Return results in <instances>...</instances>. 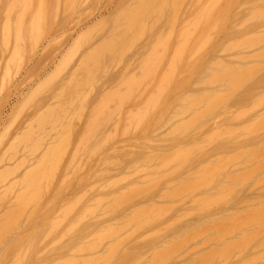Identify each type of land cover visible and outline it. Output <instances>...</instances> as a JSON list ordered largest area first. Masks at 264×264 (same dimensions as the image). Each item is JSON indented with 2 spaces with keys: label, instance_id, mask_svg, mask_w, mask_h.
<instances>
[{
  "label": "rangeland",
  "instance_id": "1",
  "mask_svg": "<svg viewBox=\"0 0 264 264\" xmlns=\"http://www.w3.org/2000/svg\"><path fill=\"white\" fill-rule=\"evenodd\" d=\"M8 1V0H7ZM51 1V0H50ZM56 1V2H55ZM59 1V0H58ZM71 0H68V2L65 4L66 5V7L68 6V5H70L71 7L69 8V6L67 7V8H69V10H67V11H69L68 13L70 14H68L65 10L67 9L66 7H65V5H64V3H65V1L64 0H62L61 1V10H60V12L58 13V14H60V17H58L59 19H56V21L54 20V18H56V14H55V16L53 17V15H51V14H53L52 13V7H53V10L55 11L56 9L58 10V2H57V0H54V2H55V4L57 5H55L54 6V3H52L53 2V0L51 1V3H49V6H51L50 8H51V13H48L47 12V14H50L51 16H52V18L50 19V16L48 17H46V18H49V20H51V23L49 22V20L48 19H46L47 21H48V24H46V25H44V26H42V28H41V30H45V32H43V33H46L47 34V32L46 31H48V34L50 35L49 37H48V34H47V40L46 39H44L45 40V42H44V40H42V38H43V36H42V38H41V40H39L37 43L35 42V40H31V46H33V45H35L34 47H33V49H32V47H31V52H27V54H26V56L24 57V59H22V61L20 60V63L18 62H15L14 64H15V68L13 67V66H10L11 67V69H10V74H9V72H8V74H7V76H5L6 75V73H4V71L6 70V63H5V60H8V59H10L9 58V56H10V53L12 52V54L14 53V47L13 46H15V45H13L15 42H14V40H12L11 41V43H10V53L8 52V55H7V53L6 54H4L3 53V55H7L6 57H4V56H1V54L2 53H0V58L3 60V59H5L4 61H2V63L3 64H1L0 63V65H4L5 64V66L4 67H2V66H0V67H2L3 69H0V94H1V96H0V107H1V111H0V116L2 117H0V133L2 134H0L1 136H0V138L2 137V138H6L5 139V141H2L3 143V145L1 144L0 145V160L2 161V159H6L3 163H4V165L2 164V162H0V172H1V170H3V175L0 173V175H1V177H0V181L2 182L0 185H1V187H0V194H2V195H0V197L2 198H0V201L2 200V202H4V204H2V202H0V208H2V210L0 211V223L1 222H3V223H1L0 224V236L1 237H3V238H5V239H3V241L1 242L0 241V244H2L3 243V246L4 247H2V245H0V251L3 249V251H1L0 252V255H1V257H0V264H5L4 262L6 261V264H17V262L15 261V258H16V256H17V260H19L20 261V259L22 260V262H19V264L20 263H24V261L23 260H26L25 261V263L24 264H49L50 262H51V264H62V263H58V261L59 260H63V261H65L66 262V260H67V258H68V261L66 262V264L69 262V260H71L72 258H74V259H78V258H81V259H83L84 260V258H86V257H89V258H86V260H81L82 261V264L84 263H87L90 259V261H93V262H88L87 264H89V263H92V264H264V120H262V119H264V117L263 116H261L260 117V115L262 114L261 112H263L264 113V52L261 54L260 52H261V49H263L264 48V41L262 40V39H264V37H262L260 40H258V39H256L255 38V36H253L254 37V39H253V37L251 36L252 34H261V33H264V29H262V28H264V20H262L260 17V20H258V21H261L262 20V22L260 23V22H258L257 21V19L254 17V14H253V16H252V14H251V16H252V18L254 17L255 19H252V20H254V21H256L257 22V24H255L254 23V21H253V24H251V22H252V20H250V21H248V22H246L247 24V26H250L249 27V30L248 31H246V25L243 23V21H245V20H247V18H249V14L251 13V12H253L252 10H254V8H255V10L256 9H258V8H260V6H261V11H260V13L261 12H263L264 11V9L262 10V8H264L263 6H264V3H263V1L264 0H255V1H258V3L257 2H254V0H250V1H252V2H250L249 0H239V2H238V4H237V2L236 1H238V0H233L232 2H230V3H232V4H230L229 3V1H228V3L224 0V2H223V0H215L213 3H212V1L211 0H202V2H201V0H200V2H201V5H199L198 4V2H199V0H187V2L184 4L181 0H173V3H172V0H170V2L168 1H165V0H163L164 2H165V4L166 5H164V4H162L161 2H162V0H161V5L159 4V2L157 3V0H156V3H157V5H158V8H154L155 6H156V3H155V0L153 1L152 0V2H150L151 4L153 3H155L154 4V6H153V4H152V9L154 10V9H157V10H155V12L157 13L158 12V14L156 15L155 13H153V11L151 10V11H149V16H143V14H142V12H144L145 13V10H146V7L147 6H149L150 4H149V1H151V0H141L142 2L143 1H147L146 3L147 4H149V5H147V6H145L146 4L145 3H143V5H144V7L142 8V12H141V10L139 9V6L138 5H136V1H137V4H140L141 3V1H139L138 2V0H134V2L135 3H133L135 6H131V5H133V4H131L130 3V1H132V0H108V1H106V0H93V2H92V0H89V1H91V4L89 3V2H87V1H85V0H83V1H85V2H83L82 0V2H79L80 0H73L72 2H74V3H69ZM102 3H101V2ZM123 1V2H122ZM124 1H125V3H124ZM160 1V0H159ZM205 1V3H203ZM218 1V2H217ZM5 2V1H4ZM35 2H37V1H35ZM79 2V3H78ZM97 2H99V3H101L100 4V6H99V4L97 3ZM120 2H121V4H120ZM133 2V1H132ZM163 2V3H164ZM167 2V3H166ZM178 2V3H177ZM179 2H181L182 4H184L183 5V7H182V5H180V3ZM192 2V3H191ZM197 3V5H198V7L196 6V3ZM210 2V3H209ZM219 2H222V4L220 3V10H222L223 12L225 11L226 13H224L225 15H226V17L227 18H231V20H230V18H229V20L227 19V21H226V17L224 16V17H222V18H224V19H221V16L220 17H218L217 16V13L216 12H218V11H220V10H218L217 11V8L215 7V6H217V5H219ZM244 2L246 3V7H245V5H244ZM248 2V3H247ZM263 4H262V3ZM63 3V4H62ZM69 3V4H68ZM80 3H83V4H80ZM89 5V6H87V7H85V8H83V5L85 4V5H87V4ZM93 3H94V5H95V8L94 9H92L93 7H94V5H93ZM95 3H97V4H95ZM119 3V4H118ZM130 3V4H129ZM171 3H172V5H171ZM214 5H212V4ZM227 3V4H226ZM253 3V4H252ZM255 3V4H254ZM2 4H4V6L2 5L1 7H3V12H0V23H1V28H2V25H4V24H2V21H4V20H6V18H3L4 17V15H5V10H6V3H2ZM116 4H117V6H116ZM168 4V5H167ZM175 4H177V6H176V9L178 8V10L180 11H178V10H175ZM190 4H191V6H190ZM205 4V5H204ZM208 4H209V6L210 7H214V9H212V8H210V7H208ZM216 4V5H215ZM237 4V5H236ZM247 4H248V7H247ZM258 4H260V6H257ZM76 5V6H75ZM80 5H82V7H80ZM91 5V6H90ZM96 5H98V7L96 6ZM130 7L131 6V9H133V8H135L136 6H138L137 8L139 9H137V8H135V11H133V13H132V11H130L129 12V10H130V8H128V6ZM141 5H142V3H141ZM173 5H174V9L172 8L173 7ZM203 5H204V7H203ZM241 5H242V8H241ZM243 5H244V7H245V10H242V9H244L243 8ZM252 5H256V7L254 6V7H249V6H252ZM127 6V7H126ZM162 6V8H159V7H161ZM165 6H167V8H169L168 10H167V8H165ZM169 6V7H168ZM172 6V7H171ZM181 6V7H180ZM190 6V8L193 10V8H194V10H193V12H192V10L190 9V8H188ZM207 6V7H206ZM227 6H231L232 8H234V10L232 9V12L231 13H229V12H227L226 10L228 9V7ZM0 7V8H1ZM55 7V8H54ZM74 9H73V8ZM75 7H77L76 9H75ZM157 7V6H156ZM202 7V8H201ZM218 7V6H217ZM258 7V8H257ZM36 7H34V10L36 11V9H35ZM71 8H72V10H74L75 11V13H73L74 11H72L71 10ZM79 8L80 9H82V10H80V12H81V15H80V12H78V10H79ZM123 8H125L124 10H123ZM129 10H128V9ZM141 8V7H140ZM183 10H182V9ZM197 10H196V9ZM215 8H216V11H215ZM230 8V7H229ZM2 9V8H1ZM0 9V11H2ZM65 9V10H64ZM90 9H92V10H94V11H88V10H90ZM117 9V10H116ZM137 9V10H136ZM164 11H163V10ZM172 9V10H171ZM190 9V10H189ZM206 9H210V10H208V11H206ZM231 9V8H230ZM56 10V11H57ZM121 10V11H120ZM134 10V9H133ZM147 10H150V8L149 7H147ZM146 10V12H148ZM161 10L162 12H164L165 13V16L164 15H162L163 13L161 12V13H159V11ZM167 10V11H166ZM176 12H175V11ZM189 10V11H188ZM195 10H196V12H195ZM201 10V12H199ZM239 10V11H238ZM240 10H242V12L240 11ZM248 10H251V12L247 15V11ZM254 10V11H255ZM34 11V12H35ZM48 11V10H47ZM72 11V12H71ZM91 13V15H92V13H93V17L92 18H90V14L88 13ZM123 11H125L123 14H124V17H125V15H126V17L123 19V18H121L120 16L122 15V12ZM139 11V12H138ZM185 11H188V12H185ZM203 11H206L205 12V15L207 16H205L204 15V12ZM213 11V12H212ZM228 11H229V9H228ZM238 11V13H236ZM244 11H246V12H244ZM33 12V11H32ZM33 12V13H34ZM58 12V11H57ZM64 12V13H63ZM83 12V13H82ZM87 12V13H86ZM141 12V16H143V17H139V13ZM174 12H175V14H174ZM177 12H178V14H177ZM182 12V13H181ZM192 12V13H191ZM208 12V13H207ZM216 14H215V13ZM241 12V13H240ZM3 13V14H2ZM56 13V12H55ZM85 13V15H83ZM118 13V14H117ZM121 13V14H120ZM129 13V14H128ZM134 13L135 14H138V16L136 15V20H133V22L135 21V24H133V22H131L132 20H129L130 18L129 17H131V14H133L134 15ZM155 14L156 16H154V17H152V16H150V15H153V14ZM171 13V14H170ZM195 13V14H194ZM198 13H203L202 15H200V14H198ZM207 13V14H206ZM220 13H222L221 11L218 13V14H220ZM239 13H240V15H239ZM253 13H256V11L255 12H253ZM63 14L65 15H67V16H65V17H63ZM71 14H75L74 16L73 15H71ZM77 14H79V16H77ZM115 14V15H114ZM127 14L128 15H130V16H127ZM179 14H181L180 16H179ZM185 14V15H184ZM198 14V15H197ZM211 14H212V16L213 17H215V19H213V21H212V23L214 22H216L217 20H216V18L218 19V21L216 22V24L219 26V23H221L222 24V26H225L226 24H227V27H226V29H224L223 28V30L226 32V34H225V32L223 31V30H220V32L222 31V34H220V38H217V37H219V35H217L216 37H215V39L217 40V39H219V40H214V42L212 43V45L210 44L209 46H208V43L210 42V38L212 39V37H214L215 35V33L216 32H218L217 31V29H219L220 28V26H219V28H217L218 26H216V24L214 25V24H212V23H210L209 24V20L211 19ZM213 14H215V16L213 15ZM246 14V15H245ZM258 14V13H257ZM263 14H264V12H263ZM263 14H261V15H258V16H262ZM32 15L33 14H31V22H34L35 20L32 18ZM86 15H88V17H89V19H88V17L86 16ZM112 15L113 16H115V17H113L112 18ZM118 15V16H117ZM120 15V16H119ZM162 15V16H161ZM169 15V17L167 18V16ZM178 15V16H177ZM197 15V16H196ZM209 15V16H208ZM236 15V16H235ZM239 15V16H238ZM245 15V16H244ZM6 16V15H5ZM71 16H73L74 17V19H73V17H71ZM76 16V17H75ZM80 16H86L85 17V19H83V20H81V18H83V17H81L80 18ZM123 16V15H122ZM164 16V20L162 19H159V18H157V17H163ZM183 16H185L186 18H184ZM192 16H196L195 18L194 17H192ZM198 16H200L201 18H206V21H208V23L204 20V21H202L201 20V18H199ZM203 16V17H202ZM205 16V17H204ZM217 16V17H216ZM241 16V17H240ZM244 16V17H243ZM256 16V15H255ZM72 19H71V18ZM104 17V18H103ZM106 17V18H105ZM110 17V18H109ZM117 17V18H116ZM139 17V20H137V18ZM150 19H149V18ZM152 17V18H151ZM173 19H172V18ZM177 17H179V20H177L178 18ZM210 17V18H209ZM236 18V19H234V18ZM243 17V18H242ZM257 17V16H256ZM264 17V16H263ZM262 17V18H263ZM80 18V19H79ZM132 19L134 18V17H131ZM145 20V21H142V26H144V32L145 31H147L148 30V32H145L146 33V37H143V36H145V34H144V32H143V29L140 27V29L142 30H139V26L137 27V25H139V21L140 20H143V19ZM190 18L191 19H193V20H195L196 19V21H197V18H199L200 19V24L203 22V24H199V22H198V24L196 23V21H190ZM258 18V17H257ZM3 19V20H2ZM70 19V21H68ZM98 19H100V20H97ZM102 19H104V20H102ZM108 20V22H107V20ZM111 19H112V21H111ZM120 19V20H119ZM125 19H128L129 21V23H131V24H128V22H127V20H125ZM149 21H148V20ZM156 19V20H155ZM157 19L159 20V23H161V24H159L158 23V25H157ZM171 19V20H170ZM176 19V20H175ZM209 19V20H208ZM211 19V20H212ZM250 19H251V17H250ZM14 20H16V16L14 15L13 16V21ZM33 20V21H32ZM45 20V21H46ZM77 20H79L78 22L79 23H81L80 25H79V23H77ZM88 20V21H87ZM94 20V21H93ZM106 20V22H105V24L107 23L108 25L110 24V26H106L104 23H102L103 21H105ZM116 20H119L118 21V23L116 24ZM124 20V21H123ZM168 20H170V21H168ZM175 20V21H174ZM185 20H188V21H185ZM236 20H238L237 22H235ZM242 20V21H241ZM45 21H44V24H45ZM52 21H54L55 23V27L53 28L52 27V25H50V24H52ZM67 21V22H66ZM71 21H73V22H71ZM75 21H76V23H75ZM81 21V22H80ZM86 23H85V22ZM109 21H111L112 23H109ZM121 21H123V23L121 22ZM154 23V25H153V23ZM169 23H168V22ZM172 21V22H171ZM177 21H179V22H177ZM184 21H185V23H184ZM220 21V22H219ZM240 21V22H239ZM69 22V24H67ZM85 24H84V23ZM101 22V23H100ZM115 22V23H114ZM121 24H120V23ZM124 22H126L125 23V27L124 28H126V29H128V28H130V26L132 25V28H130V29H128V33H126V34H128L129 36H130V38L131 39H133L132 41H137V43L139 42L138 41V37L139 38H142L143 39V41L141 40V39H139L141 42L140 43H138V45H136L135 46V44H136V42L135 43H133L132 42V44L130 43V42H128V39H129V36H127V35H125V33H124V35H123V32H125L126 31V29L125 30H123L121 27H123L124 26ZM141 22V21H140ZM187 22V23H186ZM190 22V24H191V22L195 25V24H197V25H193L194 26V29L195 30H193V26H191V25H188V23ZM195 22V23H194ZM211 22V21H210ZM239 22V23H238ZM243 23L244 25H245V29L243 28V29H241L242 27L240 26L241 24L240 23ZM250 22V24H248ZM3 23H5V22H3ZM56 23H57V25H58V23H59V25L58 26H56ZM75 23V25H77V26H79V28H77V26H74V25H72V26H69V25H71V24H74ZM82 23H83V25H82ZM93 23H95V24H97V25H95V24H93ZM136 23H138L137 25H136ZM146 23V24H145ZM152 23V24H151ZM168 23V24H167ZM176 24V25H174V24ZM178 23V24H177ZM206 23H207V25H206ZM234 23H237L238 24V26H240V29H238L239 27L237 26V24H234ZM263 23V24H262ZM32 24V23H31ZM43 24V23H42ZM42 24H40V25H42ZM87 24H89V25H87ZM102 24V25H101ZM114 24H116L117 26H115ZM186 25L185 26V29L187 28V25H188V28L191 26V33H193L194 35H195V33H196V35L194 36L193 34H191L190 33V37H189V35L187 34V37H189V39H193L192 41L191 40H189V39H187V38H185L186 36L184 35V33H182L183 34V36H185L184 38H183V36H180L181 35V31L183 32V26L184 25ZM208 24L210 25L209 27H211L212 25H214V27H212V28H210L207 32H202V30H204L207 26H208ZM224 24V25H223ZM261 24V25H260ZM40 25H39V28H40ZM48 25V27L46 28L45 26H47ZM105 25V26H104ZM120 25V26H119ZM126 25H127V27H126ZM141 25V24H140ZM148 25V26H147ZM168 25V26H167ZM176 27V30H175V27ZM183 25V26H182ZM198 25H199V27H198ZM204 25H206L205 26V28L204 29H202V27H204ZM232 25L234 26L233 27V30H232ZM254 25V26H253ZM259 25L261 26V28L259 27ZM66 26H68V28L66 27ZM74 26V27H73ZM89 26V27H88ZM93 26H95V29H94V27ZM100 26V27H99ZM134 26V27H133ZM138 28L137 30H139V31H137L136 33H138L139 34V32L141 31L142 33H140L139 35H137L136 34V36L134 37V36H132V31H133V33H134V31L135 30H133L134 28L136 29V27ZM151 26L153 27V29H154V31H150L152 28H151ZM174 28H173V27ZM182 26V27H181ZM216 26V27H215ZM258 28H256V27ZM49 27L51 28L52 27V33H50L49 31L51 30H48L49 29ZM65 27H66V29H65ZM70 27V28H69ZM71 27H73V29H71ZM83 29H82V28ZM85 27V28H84ZM88 27V28H87ZM91 27V28H90ZM97 27V28H96ZM106 27V28H105ZM116 27V28H115ZM119 27H120V29H121V31H120V29H119ZM180 27V28H179ZM197 27V28H196ZM208 27V28H209ZM229 27V28H228ZM231 27V28H230ZM236 27H237V29H236ZM44 28H46V29H44ZM77 28V29H76ZM88 30H87V29ZM90 28V29H89ZM118 28V29H117ZM148 28V29H147ZM182 28V29H181ZM187 28V29H188ZM200 28V29H199ZM217 28V29H216ZM228 28V29H227ZM234 28H235V31H234ZM257 30H256V29ZM65 29V30H64ZM68 29H70V31L68 30ZM75 29V30H74ZM82 29V30H81ZM93 29H94V31H93ZM100 29V30H99ZM106 29V30H105ZM112 29H116V31L118 32V31H120V32H118V33H115L116 35V37L118 38L119 37V39L120 38H122V37H125V36H127L128 37V39H125V38H122L121 40H123V39H125V41H124V43H129L127 46H123V44H121V43H123V41H121V43H120V41H119V39H118V41H119V43L117 42V38L116 37H114L113 39H111L112 37H113V35H114V33L113 32H116V31H113ZM132 29V30H131ZM147 29V30H146ZM152 29V30H153ZM170 29H172L171 31L172 32H174V34L173 33H171L173 36H171V37H169V38H167L168 36V33L169 32H171V31H169ZM178 29H180V30H178ZM196 29H198L199 30V33H198V30H196ZM231 29V30H230ZM247 29H248V27H247ZM263 30V31H259V30ZM85 30V31H84ZM89 30L91 31V32H93V34L92 33H90L89 34ZM99 30V31H98ZM105 30V31H104ZM131 32H130V31ZM163 30V31H162ZM175 30V31H174ZM190 30H186V31H190ZM211 30V31H210ZM212 30H213V32H212ZM227 30V31H226ZM240 30V31H239ZM62 31V32H61ZM72 31V32H71ZM75 31V33H73ZM80 31H82V32H80ZM95 31H97L96 33H95ZM165 31V32H164ZM179 31V32H178ZM185 31V30H184ZM229 31H230V33H237L238 31V33L237 34H235L234 35V37H235V39L237 38V41H239L240 39H242V38H246V40H247V35H250L249 36V38H248V40L250 39V42H251V40H258V41H256L255 43H258L259 41L261 42V41H263V42H261V44H262V47L260 46V48H255L256 50H254V47L256 46V47H258L259 45H261L260 44V42L258 43L259 45H253L254 47H253V49L252 50H250V48L248 47V49L246 48H244V50H250V51H244L245 53H243L242 52V50H243V48L241 49L240 48V50L241 51H239L238 49V52H236V53H240V54H236L235 52H232V53H234V54H232V53H229L228 55H227V53L232 49V51H234V50H236V48H235V46L234 45H236V41L235 40H233L234 39V37H232V38H230V39H228V40H225L226 39V35L227 34H230L229 33ZM232 31V32H231ZM243 31H245L244 33L245 34H243V35H240L239 33H242ZM254 31V32H253ZM56 32H59V34L57 33L56 34ZM67 32V33H66ZM103 32V33H102ZM149 32H151V33H149ZM168 32V33H167ZM201 32H202V34L203 33H206V35L207 36H204V35H201V37L203 38V36H204V40H202L201 38H200V40H199V38L197 39V37L199 36L200 37V34H201ZM210 32V33H209ZM228 32V33H227ZM249 32H251V33H249ZM64 33L66 34L64 37L62 36V35H64ZM72 33H73V35H72ZM80 33H82V34H84L85 36H83L82 34L80 35ZM99 33V34H98ZM113 33V34H112ZM131 33V34H130ZM161 33L162 34H164L163 35V40H164V42H163V40H162V38H161V36H159V35H161ZM189 33V32H188ZM45 34V35H46ZM54 34H56V35H54ZM70 34H71V37H70ZM86 34L87 35H89V36H87L86 37ZM95 34V35H94ZM109 34H112L111 36H109ZM177 34H178V36H177ZM219 34V33H218ZM54 36V37H52L51 38V36ZM79 35H80V37L82 38V36L84 37L82 40H81V38H79ZM90 35H92L91 36V38H90ZM98 35V36H97ZM134 35V34H133ZM237 35H239V36H237ZM1 36V35H0ZM67 36V37H66ZM77 36V37H76ZM108 36V37H107ZM134 37V38H132V37ZM142 36V37H141ZM192 36H194L193 38H192ZM197 36V37H196ZM211 36V37H210ZM226 36V37H225ZM229 36H231V35H229ZM233 36V35H232ZM242 36V37H241ZM247 36V37H246ZM261 36H264V34L263 35H261ZM59 37H61L62 39H61V41H60V38ZM87 39H89L90 38V40H87ZM96 37V39L95 40H93L94 38ZM126 37V38H127ZM158 37H160L161 38V40L162 41H160L161 43L163 42L164 43V45H163V43H162V45L164 46V47H159L160 48V50L158 49V52L160 51L161 53H162V56H161V60H160V58L157 56L158 54H157V52L154 54V56L156 55L157 56V58H156V56H155V59H154V61L155 60H157L158 58H159V60L162 62L160 65H161V67H160V65H159V67H157V69L156 70H158L159 69V71H156L154 68H155V66H154V68H153V70H152V68L150 69V70H152V71H155V72H152V73H156V74H153V77H152V79H150L149 77H147V76H145V78H148L147 80L146 79H144V75H145V73L147 74V75H149V74H151V71L148 69V67H147V65L148 64H146V62H143L144 60H146L147 61V63H148V61L149 60H147V58H146V56L148 55V56H151V55H149V53H151V51H152V48L154 47V44H156L157 45V43H158V45L160 46L161 45V43L159 42V39H158ZM164 37H166V39L164 38ZM181 37H182V39H181ZM195 37H196V40H199L200 42H202V44H200L199 45V47L198 48H200V50L199 51H201V50H203L204 49V51H205V48L203 47V49H201L202 48V46H205V40L206 39H208V43H207V45H206V47L208 46V49L207 50H210V52H208V53H206V52H204L203 51V53H202V51H201V53L204 55V53H206L205 55H204V58H205V56L206 57H208V55H209V57L206 59V60H203V61H201V57H203V55L198 51V48H197V46H196V44H199L198 43V41H196V42H194L195 41ZM207 37V38H206ZM1 38V37H0ZM54 38V39H53ZM57 38H59V39H57ZM69 38V39H68ZM79 40H78V39ZM107 38V39H106ZM135 38H137V39H135ZM170 38L172 39L171 40V42H170ZM180 38V39H179ZM227 38H229V37H227ZM252 38V39H251ZM258 38H260V37H258ZM32 39V38H31ZM51 39H53L54 41H56V42H58V43H54V41H52ZM56 39V40H55ZM67 41H65V40ZM74 39V40H73ZM77 39V40H76ZM104 39H106V40H104ZM167 39H169V43H171V44H165L168 40ZM185 39H187V41L185 40ZM50 40V41H49ZM65 41V43H64V41ZM68 40H69V44H67L68 43ZM81 40V42H80V46H83L84 44H86V46H87V42L85 41V40H87L88 41V46L86 47L85 45V47H84V49H83V51H81V52H79L83 47H80L78 44H77V42L78 41H80ZM104 40V41H103ZM107 40L109 41V40H113V43H116V46L118 47L117 49H120L119 51L120 52H124V51H126V50H128V51H126L127 52V54H126V56H125V53L123 54V55H121V57H123L124 56V58H120V55H119V53L120 52H118V50L117 51H115L116 52V54L114 53V55L115 56H113V53H111L112 54V56L111 55H109V51L111 50V49H109L111 46H113V45H111V43H110V45L111 46H109V44H107L108 42H107ZM158 40V41H157ZM165 40H167L166 42H165ZM178 40H180L179 41V43L177 42ZM223 40H225V42L223 41ZM231 40H232V42L233 41H235L236 43L235 44H233V46L232 45H230V43L232 44V42H231ZM246 40H242V41H246ZM247 40V41H248ZM47 41V42H46ZM75 41H77L75 44H74V42ZM106 41V44L108 45V48L107 49H109V50H106V51H108L105 55H106V57L105 56H103V57H105L106 58V61H105V59H103V57L101 56V55H103L105 52V50L104 49H106V47H104V53L103 52H101L100 53V51H99V53L101 54V55H99V54H97L98 53V48L100 47L99 46V44H101V43H99V42H102L103 43V45L105 46V44H104V42ZM129 41H131L130 39H129ZM149 41V42H148ZM185 41V42H184ZM191 43H190V42ZM212 41V40H211ZM223 41V42H222ZM242 41H240L239 43L240 44H238L237 43V45H236V47H238L239 48V45H241V44H243V43H247V41L246 42H243L242 43ZM252 41V42H253ZM52 44H51V43ZM62 44H61V43ZM72 42V43H71ZM86 42V43H85ZM89 42H90V44H89ZM187 42H188V44H190V46L187 44ZM223 44H222V43ZM229 42V43H228ZM249 41H248V43H250ZM53 43L55 44V46H53ZM84 43V44H83ZM160 43V44H159ZM182 43V44H181ZM195 45H194V44ZM203 43H204V45H203ZM216 43V44H215ZM218 43H219V46H218ZM221 43V44H220ZM234 43V42H233ZM255 43H253V44H255ZM12 44V45H11ZM49 44H51V45H49ZM59 45V46H61V47H57V45ZM72 44H73V46H72ZM77 44V45H76ZM83 44V45H82ZM120 44H121V47H119L120 46ZM177 44L179 45V44H181V49L179 48V53L180 52H182V54H183V56H182V54L180 53V55L178 54V57H182V64H183V61L185 62V63H187L188 62V64H189V61L192 59V58H190V56H189V54H191V52L193 53V49H196V51H194V52H196V54L197 53H200L199 55H200V58H198L199 59V62L201 61V62H203L202 64H201V62L199 63V64H201L199 67H198V65L199 64H197V66H195V64H192V65H194V67H196V69L195 70H193V71H195V73H193L192 75L194 76V78H191L190 80V82L191 83H189V84H191V85H189V86H185V85H188V83L187 84H183L185 87L183 88V85H181V86H178L179 84H180V82L183 80V78L186 80H183V81H185V82H187L188 81V78H190L191 76H190V74L189 73H192L191 71H192V69L193 68H190L189 69V73L187 72H184V70H186V69H188V65H187V68H186V64H184V65H182L181 66V60L180 61H178L179 59L177 58V60L176 59H174V58H176L177 57V55H176V57H175V48H177ZM186 45V47H185V45ZM213 44H214V46H213ZM227 44H229L230 45V48L231 49H229L228 48V46H226ZM74 45H76L75 46V49H76V51H77V48H78V46H79V48H81V49H79L78 48V52L80 53V54H77L76 55V51L75 50H73L72 48L74 47ZM119 45V46H118ZM131 47H130V46ZM132 45L135 47H132ZM161 45V46H162ZM192 45H194L195 47L194 48H191V47H193ZM202 45V46H201ZM226 46L227 47V51L228 52H226V50L225 51H223V53H222V50L224 49V47H222V46ZM38 46H40V47H38ZM68 46H69V48H70V46H72V48H70V50H69V48H68ZM97 48H96V47ZM129 46V47H128ZM167 46V52H164V51H166V49H165V47ZM170 46V47H169ZM180 46V45H179ZM178 46V47H179ZM190 47V49H192L193 51H190V49L188 50L190 53H188V54H186V49H187V47ZM201 46V47H200ZM40 48V49H37V48ZM96 48V51H93L95 48ZM115 47V44H114V46H113V48ZM122 47H125V48H129L130 49V51H129V49L127 48V49H121ZM182 47H185V48H182ZM188 47V48H189ZM218 47H220V48H218ZM233 47L235 48V49H233ZM13 48V49H12ZM34 48H36L37 50H34ZM59 48H61V49H64V50H61V49H59ZM67 48V49H66ZM92 48H93V50H92ZM112 48V47H111ZM156 48V49H155ZM155 48H153V50L155 51V50H157V46L155 47ZM162 48H164V49H162ZM217 48V49H216ZM115 50H116V48H114ZM114 49L112 50V51H110V52H114ZM133 49V50H132ZM173 49V50H172ZM212 49H214L215 50V52H216V50H218V52H217V54H216V56H215V54L213 53L214 52V50L212 51ZM13 50V51H12ZM42 50H44L45 51V53H43L44 51H42ZM49 50H50V54H52V55H54L53 57H52V55H50L48 52H49ZM71 50H73L72 52L74 53L75 52V58H74V61L72 62V65L70 66V65H68V67L69 68H67V66H66V63L68 64V62L70 61L69 59H71V56H73V54L71 55V52H69V51H71ZM91 50H92V52H94V53H96L97 55H99V56H101L102 57V59L104 60H101V63H102V66L99 68V70L98 69H96L94 66H93V68H95L94 70L92 69L91 71L94 73V76H93V74H92V72H90V71H84L85 69H87V68H85V67H88V66H90L91 68H92V65H90L89 64V62L90 63H95L98 59H96V57L94 56V55H91V56H89L90 57V60H92V59H94L95 60V62H94V60H92V62L91 61H89L88 59H89V57H88V55H86V53H88V51L90 52V54L92 53L91 52ZM123 50V51H122ZM137 50V51H136ZM164 50V51H163ZM171 50H172V52H171ZM178 50V49H177ZM176 50V51H177ZM236 50V51H237ZM264 50V49H263ZM102 51V50H101ZM131 51H132V53H131ZM187 51V52H188ZM198 51V52H197ZM257 51H260L259 53L261 54V56L262 57H259L260 55L258 54L257 55ZM0 52H2V51H0ZM4 52V51H3ZM58 52V53H57ZM69 52V53H68ZM77 52V53H78ZM130 54H129V53ZM159 52V53H160ZM249 52V53H248ZM255 52H257V53H255ZM31 53L33 54V56H31ZM40 53V54H39ZM117 53H118V55H117ZM153 53V52H152ZM164 53H166V55L164 56V61H163V59H162V57H163V54ZM178 53V52H177ZM220 53H222L221 55H220ZM242 53V54H241ZM254 53V54H253ZM11 54V55H12ZM15 54V53H14ZM34 54H35V56H36V58H34ZM37 54V55H36ZM184 54H186V55H184ZM208 54V55H207ZM236 54V55H235ZM247 54V55H246ZM252 54L253 55H257L256 57H254L253 58V56H252ZM57 55H58V57H57ZM79 55V56H78ZM96 55V56H97ZM116 55H117V57H116ZM128 55V56H127ZM188 55V57L187 58H185L184 60H183V57L185 56H187ZM193 55H194V57H196L197 58V55H195V53H193ZM193 55H191V57L193 56ZM199 55H198V57H199ZM202 55V56H201ZM230 55H232V56H230ZM244 55V57H242ZM248 55H250L249 57L250 58H248ZM14 56V55H13ZM13 56H10L11 58L13 57ZM39 56V57H38ZM51 58H50V57ZM62 56L64 57V58H62ZM67 56V57H66ZM69 56V57H68ZM82 56H83V58L85 59V56L86 57H88L87 58V60L86 61H89L88 63H87V65H86V63L84 62L85 60H82V61H80L81 59H83L82 58ZM94 56V58H92L91 59V57H93ZM98 56V57H99ZM137 56V57H136ZM140 56V57H139ZM160 56V55H159ZM168 56V57H167ZM213 56V57H212ZM225 56V57H224ZM227 56V57H226ZM235 56H239L238 58H239V61L238 62H236L235 60L237 59V57L236 58H234ZM247 57V60L249 59V60H254V59H259V60H252L251 62L248 60V62H246V61H243V60H241L240 61V59H244V58H246ZM252 56V57H251ZM55 57H57V59L55 58ZM74 57V56H73ZM73 57H72V59H73ZM78 57V58H77ZM97 57V58H98ZM136 57V58H135ZM145 59H144V58ZM152 57V56H151ZM174 57V58H173ZM194 57H193V59H192V61H190V65L189 66H192L191 65V63H194L193 62V60H194ZM222 57V58H221ZM230 57H232V59L230 58ZM241 57V58H240ZM259 57V58H258ZM7 58V59H6ZM33 58H34V60H33ZM50 58V59H49ZM66 58V59H65ZM67 58H69V59H67ZM114 58H116V60L117 61H115V59ZM118 58H120L122 61H120V59L118 60ZM138 58V59H137ZM144 60H143V59ZM148 58H150V57H148ZM172 58V59H171ZM190 58V59H189ZM223 58H225L224 60H222ZM228 58V59H227ZM230 58V59H229ZM252 58V59H251ZM27 59H29L28 61H27ZM43 59V60H42ZM52 59H55V60H52ZM65 59V61H63V60ZM72 59H71V61H72ZM99 59H101L100 57H99ZM114 59V63H116L115 65L116 66H114V64H113V66H112V60ZM152 59V58H151ZM177 62H175L174 60ZM212 59H214V60H212ZM217 59H220V60H222L224 63H227V64H230V65H227V66H229V68H230V66L232 65V66H234L235 67V65L237 66L238 64V66H242V67H238L237 66V68H239V69H241L240 71L235 67H232V68H230V69H232V71L230 70H226L227 72H229L228 74H230V75H232V73H233V75L236 73V74H238V71H239V79H240V81L238 82V78H237V75H236V77H235V75H234V81L232 80L233 79V77H230V76H228V74H227V72H226V74L227 75H225L226 77L225 78H223L222 76H224L223 74L221 75L220 73H221V71H220V69H218V67L217 66H219L218 65V63H217ZM26 60V61H25ZM40 60H42V62L40 61ZM69 60V61H68ZM159 60H157V61H159ZM186 60V61H185ZM210 60H211V62L212 61H214V63H215V60H217L216 61V64H217V66H215L216 64H214V63H212L213 64V67H217V68H211V67H208L209 65H210V63H207V62H210ZM226 60H228V61H226ZM246 60V59H245ZM24 61V62H23ZM29 61H30V63H29ZM31 61H35V62H31ZM38 61V62H37ZM40 61V62H39ZM50 61H52V63H55V64H52V63H49ZM54 61V62H53ZM58 61V62H57ZM67 61V62H66ZM80 61V62H79ZM118 61H120V62H123L124 64L123 65H121V64H119V65H121L120 66V68L117 66V64L118 63H120V62H118ZM134 61V62H133ZM152 61V60H151ZM154 61H152V62H154ZM159 61V62H160ZM231 61V63H229ZM235 61V62H234ZM244 62V63H241V62ZM82 63V64H79V63ZM105 62V63H104ZM129 62H130V64H132V65H130L129 64ZM133 62V63H132ZM139 62H140V64H139ZM150 62V61H149ZM152 62H150L151 64H152ZM158 62V63H159ZM179 62V63H178ZM219 63L221 62V61H218ZM16 63H17V65H16ZM25 63V64H24ZM28 63L30 64V66L28 65ZM41 63V64H40ZM43 63V64H42ZM85 63V64H84ZM143 63H145L146 64V66L145 67H147V69H145L144 67H140V65L141 64H143ZM155 63L157 64V62L155 61ZM171 63V64H170ZM175 63L177 64L176 66L177 67H175ZM196 63V62H195ZM206 63L207 64H209L208 66L206 65ZM223 63V66L225 65L226 66V64H224ZM255 63V64H254ZM262 63V68H261V65H260V68H259V64H261ZM38 64V65H37ZM52 64V65H51ZM69 64H71V63H69ZM77 64H79V65H77ZM89 64V65H88ZM137 64V65H136ZM144 64V65H145ZM150 64V65H151ZM163 64V65H162ZM174 64V65H173ZM252 64H254L257 68H259V69H263V71H257V68L256 67H254V65L252 66ZM256 64H258V65H256ZM35 65V66H34ZM64 65H65V67H64ZM80 65H82V67H84V68H82ZM84 65V66H83ZM94 65H96V63L94 64ZM101 65V64H100ZM136 65V66H135ZM169 65H171V66H169ZM175 67H173V66ZM179 65H180V67H179ZM222 65V64H221ZM220 65V67L219 68H221L222 66ZM246 65H247V68L245 69L244 68V66L246 67ZM249 65H251V72L253 71V74H255L256 72V74L258 75V77L257 78H255L254 80H252V83H251V81H250V79H253L252 77H253V75H252V73H251V78H249V76H248V74L249 73H247L246 72V74H247V76H246V78H244L245 77V75H244V73L243 72H245V71H247V69H249L248 68V66ZM20 66V67H19ZM24 66V67H23ZM27 66H28V68H27ZM33 68H32V67ZM39 66H41V67H38ZM76 66V67H75ZM77 66H79V67H77ZM105 66V68L107 67V69L108 70H106V72H104L103 71V67ZM130 66H131V69H130ZM149 66V65H148ZM210 66H212V65H210ZM225 66H224V70L222 69V72L223 71H225ZM99 67V63H97V68ZM117 67V69H115ZM152 67H153V65H152ZM171 67V68H170ZM198 67V68H197ZM250 67V66H249ZM23 68V69H22ZM77 68H81L83 71V74H82V72H81V70H80V72H78L79 71V69H77ZM90 68V69H91ZM145 69L146 71H148V72H145V71H142L143 72V75H141V69ZM150 68V67H149ZM168 68H170L169 70H168ZM180 68V69H179ZM185 68V69H184ZM223 68V67H222ZM227 69H228V67H226ZM245 70H244V69ZM254 68V70H255V72H254V70H252ZM256 68V69H255ZM5 69V70H4ZM12 69H14L13 71H12ZM16 69V70H15ZM29 69V70H28ZM74 69H75V71H74ZM119 69V70H118ZM138 69H140V70H138ZM175 69V70H174ZM178 69V70H177ZM184 69V70H183ZM202 69V70H201ZM207 69H210L208 72H214V71H218V72H220L219 74L217 73V72H214V74L216 73V75H218L219 77H217V78H214V80L211 78V79H208V80H205L206 79V77H207V74H208V76L211 74H209L208 72H207ZM234 69H236V71H234ZM18 70V71H17ZM25 72H24V71ZM76 70H77V72H76ZM102 70V71H101ZM109 70H110V72H109ZM170 70H171V72H172V74H170L169 72H170ZM177 70V71H176ZM182 70H183V72H182ZM201 70V71H200ZM206 70V71H205ZM212 70V71H211ZM214 70V71H213ZM238 70V71H237ZM244 70V71H243ZM12 71V72H11ZM22 71V72H21ZM97 71V72H96ZM108 71V72H107ZM135 71H137V73H136V78L138 77V79L140 78V75L143 77V79L144 80H146V81H143L144 82V84L142 83L141 85L143 86V87H141L140 89L138 88V86H137V83H139V82H137V83H134V85H135V88H133V86L131 87L132 89H133V91H137V90H140L139 91V93H137V92H134L135 93V95L136 96H134V93L132 94V96H134V97H132L131 96V101L129 100V101H127L126 99H127V97H129V96H127L128 94H126V91L128 90L127 89V87L125 86L127 83V81H125V80H131L130 78H128L129 76L131 77V74H133L134 75V73H135ZM169 71V72H168ZM175 71H176V73H175ZM248 71H250V69L248 70ZM7 72V71H6ZM16 72H17V74H16ZM74 72V73H73ZM76 72V73H75ZM90 73L89 74V76H88V73ZM100 72V73H99ZM103 72L104 73H106V76L105 75H103ZM150 72V73H149ZM167 72V73H166ZM182 72V76H180V77H183V78H181V80H180V77H179V75H180V73ZM205 72H207V74L204 73ZM20 73V74H19ZM97 73V74H96ZM99 73V74H98ZM110 73V74H109ZM184 73H186V74H188V75H186V74H184ZM198 73H199V75H198ZM225 73V72H224ZM5 74V75H4ZM19 74V75H18ZM27 74H29V75H27ZM77 74H80V75H77ZM108 74H109V76H108ZM126 74V75H125ZM170 76H169V75ZM174 74V75H173ZM183 74H184V76H183ZM213 74V75H214ZM241 74H242V76H241ZM255 74V75H256ZM13 75V76H12ZM21 75H22V77H21ZM25 75H27V76H25ZM32 75H33V78H34V75H35V80L32 78ZM156 75V76H155ZM163 75H164V77H163ZM166 75H168L169 77H170V79H169V77L167 76V78L165 79V77H166ZM171 75H172V77H171ZM186 75V76H185ZM201 75V76H200ZM215 75V76H216ZM232 75V76H233ZM254 75V76H255ZM2 76V77H1ZM8 76H11V78L13 79L14 78V76H15V79L14 80H12L10 77H8ZM18 76V77H17ZM29 76V78L27 79L26 78V80L30 83L29 84V86H27L28 84H27V81H25V80H22L23 78H25V77H28ZM73 76H75V77H73ZM77 76V77H76ZM81 76H83V77H81ZM95 76H97V77H95ZM123 76L124 77H126V78H124L123 79ZM149 76H151V75H149ZM192 76V77H193ZM205 77V79L203 78V77ZM211 76V75H210ZM240 76H241V78L242 79H249L248 81V83H247V80H243V82H242V79L240 78ZM3 77H4V80H3ZM8 77V78H7ZM68 77V78H67ZM78 77H79V79H80V77H81V79L80 80H82V81H84V79H85V77H87V78H90V79H86V80H89V82H90V84H91V82L93 81V80H95V78H97L96 80L98 81H96L95 80V82L93 81L92 82V85L93 86H95V87H93V86H91V93L89 92V90H90V86H88L89 85V83L87 82V81H84V83L86 84V83H88V84H86V86H88V87H86L85 86V84L82 82V81H80V80H78ZM91 77L93 78V79H91ZM155 77V78H154ZM174 77H175V80H174ZM178 77H179V84H177L176 85V82H177V80H178ZM200 77H202V78H200ZM221 77V79H226L227 77H229V80L227 79V82H225V81H222L223 82V84L225 83V85H222V86H219V85H221V83L219 84V78ZM30 78H32L31 80H30ZM40 80H39V79ZM65 78H67V79H65ZM77 78V79H76ZM83 78V79H82ZM128 78V79H127ZM133 78H134V76H133ZM154 78V79H153ZM161 78H163L162 80H171V83H170V81H168L167 83H169L170 85H171V87H172V90H171V92H169V89L168 90H166L165 92L167 93H169L170 95L168 96V95H166V94H164L165 96H167L166 98H165V96L163 95V94H161V93H164V91L162 90V89H164V88H162V86L164 85V82H162L161 81ZM172 78H173V80H172ZM199 78H200V81H201V79H203L204 81L203 82H197V81H199ZM210 78V77H209ZM231 78V79H230ZM236 78V79H235ZM6 79L8 80V82H9V79H10V81L11 82H9V86H8V82L6 81ZM75 79V81H73ZM99 79V80H98ZM103 79H104V81H103ZM135 79V78H134ZM141 79V78H140ZM143 79H141V80H143ZM150 79V80H149ZM193 79V80H192ZM219 81V82H217V80ZM3 80V81H2ZM20 80V81H19ZM141 80H138V81H141ZM155 80V82H153V84L151 83L152 81H154ZM216 81L215 82V84H214V82L212 83V82H210V81ZM232 80V81H231ZM23 81V82H22ZM30 81H32L33 83H31ZM35 81V82H34ZM70 81H71V84H70ZM73 81V82H72ZM76 81H78V82H80V83H82V87H80L81 86V84L79 85V86H77V87H80V93L83 91V90H81V89H84L85 87H86V89H84V91L86 90V92H82L83 94H84V96H82L83 98H85L86 97V99H88L87 97H89V99H88V101L87 102H89V104L88 103H86L85 104V100H83L84 101V103H83V101H82V97H81V94L79 93V90L77 89L76 90V88L77 87H75L76 85H78L77 83H76ZM125 82V83H121V82ZM133 82L134 81H136V79L135 80H132ZM172 81H175V82H172ZM182 81V83H184ZM205 81H207V82H210V83H208V85H210V88L209 87H204L205 85H207V84H204V82ZM7 83V85H6V83ZM12 82H13V84H12ZM20 83L21 85H22V87H21V85L20 84H16V83ZM38 82V83H37ZM39 82H41V83H39ZM66 82V83H65ZM68 82V83H67ZM75 82V83H74ZM100 82H101V85H100ZM146 82V83H145ZM235 82V83H234ZM238 82V85H236V83ZM3 83H5V84H3ZM25 83H26V85H25ZM98 84V86L96 85V84ZM129 83V82H128ZM130 83H131V81H130ZM166 83V82H165ZM167 83H166V85H167ZM172 83H173V85H172ZM178 83V82H177ZM198 83H201V85H200V87L198 88ZM203 83V84H202ZM216 83H218L219 85L218 86H216L217 84ZM232 84L233 86H231L232 87V89H231V87H230V85H228V84ZM245 83H247L248 85L246 86V84ZM251 83V84H250ZM35 84V85H34ZM38 84V85H37ZM68 84H70V85H72V87L69 89V87H68ZM84 84V85H83ZM120 84H125V85H123V86H125L126 88H122V90H120V88H121V86H120ZM152 84V85H151ZM159 84H160V86H159ZM195 84V85H194ZM196 84H198L197 86H196ZM213 84H214V87H211V86H213ZM226 84L228 85V87H230L229 88V90H224V89H221V87H226ZM239 84H241V86L242 85H244L245 84V87H240V88H242L243 90L241 91V89L239 88ZM19 85V88L17 87ZM37 85V86H36ZM52 85V86H51ZM67 85V86H66ZM69 85V86H70ZM105 85H106V87H105ZM129 85V84H128ZM131 85V84H130ZM139 85V84H138ZM148 85H150L151 87L149 88V86ZM11 86V87H10ZM15 86V87H14ZM27 86V87H26ZM51 87L50 89L49 88H46L45 89V87ZM85 86V87H84ZM118 86H120L119 88H118ZM137 86V87H136ZM146 86H147V88H146ZM165 86V85H164ZM176 86V87H175ZM193 86L195 87V88H193ZM204 88H206V89H204ZM216 86V87H215ZM236 86V87H235ZM1 87H3V89L1 88ZM7 89H6V88ZM8 87H10V91L11 92H9V90H8ZM15 88V90L14 89H12V88ZM26 89H25V88ZM32 87V88H31ZM41 87H44V89H45V91H44V89L43 90H41V91H43V92H41V93H44L43 95H40V91H38V90H40V88ZM53 87V88H52ZM64 87H66L67 88V90H65V89H63ZM84 87V88H83ZM105 87V88H104ZM128 87H130V86H128ZM167 88L169 87L170 88V86H166ZM165 87V88H166ZM183 88V90H182V88L179 90L178 88ZM237 87L239 88L238 90H240L238 93H237V91L235 90V89H237ZM20 90H18V89ZM22 88V89H21ZM89 88V89H88ZM95 88V89H94ZM116 88H117V90L118 91H121V93L122 92H124L125 90V94H120V92H119V94H116V93H118V91L116 90ZM146 88V89H145ZM149 88V89H148ZM160 88H162V89H160ZM166 88V89H167ZM208 88V89H207ZM220 88V89H219ZM1 89L2 90H4V91H1ZM68 89H69V91H68ZM72 89H75V91H73ZM94 89V90H93ZM114 89H115V91H117L116 93H115V91H114ZM130 89V88H129ZM149 91H148V90ZM157 89V90H156ZM160 89V90H159ZM178 89V90H177ZM253 89V90H252ZM17 90H18V92H17ZM50 90H52V91H50ZM65 90V91H64ZM112 90V92H110ZM146 90V91H145ZM162 90V91H161ZM177 90V91H176ZM215 91L214 93H216L217 94V92H219L218 93V95L220 96H218L219 98L217 99L218 101L217 102H220V99H221V97L223 96V98L226 96H224V94H225V92H227L226 94L228 95V93H229V95L232 97V94H234V93H232V92H234V90L236 91V93L238 94H235L232 98L230 97L229 98V100H228V98H227V96H226V100H227V103L229 104H227V105H225V103H224V105H225V107H227V108H225L223 105V108H220L219 106H221L220 105V103L218 104L219 106V118H221V119H217L218 118V114H217V116H215L214 117V114L212 115L213 117H208L207 115L209 114V116H210V112L209 111H211V109H213V108H210V106L212 105V104H215V102L216 101H214V102H212L213 100V98L215 97V94H214V97L212 96V94H213V92H212V94H209V92L208 91ZM217 90V91H216ZM221 90H224V91H221ZM6 91V92H5ZM16 91V92H15ZM58 91V92H57ZM62 92L63 94H59L60 92ZM76 91H78L77 92V94H80L79 96L78 95H76L75 97H73L74 96V92H76ZM95 91V92H94ZM106 91H108V95L109 96H111V93L113 94L114 93V97H115V95H118V97H120L121 98V96L123 95V97L125 96H127L126 98H123L122 97V99H125L124 101L125 102H123L124 104H125V108H124V106H123V109L125 110V111H123V110H120V109H118V105H121L122 103L121 102H118L117 100H115L116 101V105L118 106V107H116V105H109V106H111L110 108H108L107 106L108 105H106V108H107V110H105L104 112L106 113H104V112H102L103 113V115H102V113H101V117H99V120H102V119H100V118H104L103 120L104 121H107L106 120V118H108L109 117V115H110V119L107 121V124L106 125H104V122H103V120L102 121H97V119L98 118H94L93 116H95L97 113L96 112H98L99 110H102V108H103V110H104V108L105 107H103L102 105H101V103L103 102L104 104L105 103H107L105 100L106 99H108V101H109V96L108 95H106L107 94V92ZM131 90H128V92H130ZM157 91H158V94L160 95H158V97L156 96L155 97V95L153 94V92L156 94L157 93ZM231 91V92H230ZM251 91V92H250ZM21 92V94H19ZM54 92V93H53ZM64 92H66L65 94H66V96H65V94H64ZM89 92V93H88ZM132 92V91H131ZM145 92V93H144ZM177 92V93H176ZM204 92H207L205 95H207V96H209L208 98H207V102H208V100L210 99V101H211V103L209 104L210 106H209V108H210V110H208L209 108H207L206 106H208V104L207 103H205V102H203L202 103V101H201V99H200V101H197V99L199 100V98L200 97H202V93H204ZM249 92V93H248ZM8 93V94H7ZM9 93H10V95H9ZM36 93H38L40 96L38 97V94H37V96H35V94ZM56 93H58V94H56ZM141 93H144L145 95H143V94H141ZM167 93V94H168ZM175 93V94H174ZM199 94L200 93V95L201 96H199V97H197L195 94ZM222 93H224V94H222ZM248 93V94H247ZM252 93V94H251ZM4 94H6V96L4 95ZM15 94H17V95H22L21 97H19V96H17V95H15ZM25 94H28L27 96H25ZM47 94H49V95H47ZM73 96H72V95ZM103 94V95H102ZM130 94V93H129ZM151 94H152V96H151ZM195 95L196 97H194V101L196 100V102H197V104H198V102L200 103H202V104H206V106L205 105H203V107L202 106H200V105H202V104H199V106L198 107H200L199 109L201 110L202 109V112H203V108L204 107H206L204 110L206 111V115L204 114V115H202V120H204L203 122L205 123H202V120H201V122H200V124L202 123V124H204V125H208V123H210L211 124V126H210V128H209V125H208V127L207 128H209V129H207L206 127L203 129V133H200V132H202V130L200 131L199 130V128H200V124L198 123L199 121V115H201L202 113H201V111L199 110V109H197L196 110V106H193V107H191V105H193L194 103H191V105H189V103L188 102H185L184 101V96H186V95H188V96H190V95ZM222 96H221V95ZM244 94V95H243ZM30 95V96H29ZM64 96V98L62 97V98H60L59 96ZM105 95L106 96H108L107 98L105 97ZM120 95V96H119ZM131 95V94H130ZM142 95V96H141ZM179 95V98L177 99V96ZM182 95V96H181ZM210 95L212 96V99H211V97H210ZM250 95H252V97H249ZM5 96V97H4ZM11 96V97H10ZM14 96H17L16 98L14 97ZM35 96V97H34ZM58 96V97H57ZM102 96V97H101ZM113 96V95H112ZM137 96H138V98H137ZM163 96V98H161ZM175 96H176V99H175ZM181 96V97H180ZM188 96H186V99L185 100H188L187 98H188ZM206 96V97H207ZM236 96H238L237 98L239 99L240 97L239 96H241V98L238 100L237 98H234V97H236ZM246 96V97H245ZM248 96V97H247ZM10 97V98H9ZM31 97V98H30ZM38 99H37V98ZM57 97V98H56ZM67 97H69V98H67ZM71 97H73V98H71ZM104 97V98H103ZM140 97V98H139ZM149 97H152L154 100H156L157 98H160V100H161V102H160V100H156L155 102H154V100H153V103L155 104V103H163V99L165 98V101H167V103L166 102H164L166 105H164V108H159V106H157V104H156V106L159 108V110L158 109H156V107H154L156 110H158L157 112H155V114L157 115V119H159L158 117H161V113L162 112H160V109H161V111H163V113L165 114L166 112H168L170 109H171V111H170V115L167 113V114H165V116H164V120H163V118L162 119H159V124L161 123L160 122V120L162 121H164V122H162L161 123V125H160V127L162 126V125H164V126H162L161 128L159 127H157L158 129H156V127H155V129L156 130H154L153 129V127L154 126H156V125H158V123H156V118L153 120V118L156 116L154 113V115H151V112H153L154 111V108L152 109L151 107L149 108V109H151V110H148V111H150V112H148V115H147V117L149 118H151V119H147V117L146 118H143L146 122H145V124L146 125H142V121L140 122L141 123V127L140 126H138L140 123H138V125H137V123H132L133 125H134V127H133V129L130 127V131L129 132H131V136H130V134L129 133H127V134H129L128 135V137H126V135L124 136V137H122L124 134H123V132H124V130L123 129H125L126 128V125H127V127L129 126V123L131 122H129V123H125L126 121H128L129 120V118H131L132 119V116L131 117H129V118H127L126 117V115L127 116H129L128 115V112H129V110H130V108H132V109H134V108H139V107H143V106H145L146 104V102H147V100L148 99H152V98H149ZM169 97V98H168ZM203 97H204V95H203ZM19 98V99H18ZM23 98H25V100H23ZM27 98V99H26ZM36 98V100H34ZM133 98V99H132ZM167 98H168V100H167ZM180 98H183L182 100H183V103L185 102V106L183 105V104H181L182 102V100L180 99ZM189 98H192L191 96L189 97ZM196 98V99H195ZM223 98H222V100H223ZM250 98V99H249ZM263 98V99H262ZM9 99H11V100H9ZM31 99V102L30 101H26V100H30ZM54 99H56V100H54ZM58 99H60L61 101H57ZM64 99V100H63ZM103 99H105L104 101H103ZM114 100L115 98H110V100ZM117 99V98H116ZM119 99V98H118ZM179 99H180V101H179ZM234 101H233V100ZM263 100V103L261 102L262 100ZM5 100V101H4ZM21 100V101H20ZM74 100H78V103L76 102V105H75V101ZM102 100V101H101ZM138 101L137 102V104H136V102L135 101ZM140 100V101H139ZM179 101V103L177 102L176 104H178V105H176L175 106V101ZM190 100V99H189ZM192 100V99H191ZM189 101V102H192V101ZM214 100H216V99H214ZM226 100H225V102H226ZM261 100V101H260ZM10 101V102H9ZM52 101H54V105L52 104ZM55 101H56V103H55ZM70 101H73L71 104H70ZM82 101V102H81ZM114 101V102H115ZM120 101V100H119ZM158 101V102H157ZM169 101V102H168ZM172 101V102H171ZM204 101H205V98H204ZM232 101V102H231ZM242 101H243V103H242ZM249 101V102H248ZM260 103H259V102ZM4 102V106L2 107V103ZM30 104H29V103ZM58 102H60V103H58ZM61 102L63 103V108H64V106H66V104H65V102H68V109L67 108H64V109H66V110H68L67 111V115H71V117H72V115L74 116V115H77L76 117H73V119H71V121H73L74 122V119H75V121H77L78 120V122L77 123H75L74 122V125H70L68 122L70 121H68L67 119L69 118V116H67V119H65V120H67L66 121V123L67 124H69V127L67 128V129H69L67 132H68V134H67V132H66V130L64 131V129L68 126V125H66L65 126V124L63 125V130L61 129V121L59 122V121H56L57 119H58V117L57 118H55V116H54V114L52 115V117L54 118V120H51L50 121V116L51 115H47V113L50 111V113H54L55 111V113H56V115L57 116H59V117H65V116H62L63 114L62 113H64L63 111H62V106H61ZM101 102V103H100ZM113 102V101H112ZM113 102V103H114ZM127 102H129L130 104H128ZM135 102V103H134ZM141 102V103H140ZM149 102V101H148ZM147 102V103H148ZM151 102V101H150ZM149 102V103H150ZM171 102V103H170ZM181 102V103H180ZM255 102H256V104H257V102H258V104L256 105L255 104ZM8 103H9V105H8ZM39 103H40V105H39ZM41 103H43V104H41ZM52 105H51V104ZM79 103H82V105L80 106V104ZM110 103H111V101H110ZM109 103V104H110ZM119 103H121V104H119ZM140 103V104H139ZM153 103H151V104H153ZM174 103V104H173ZM186 103H188V104H186ZM231 103V104H230ZM2 104V105H1ZM88 104V105H87ZM108 104V103H107ZM115 104V103H114ZM123 104V105H124ZM145 104V105H144ZM169 104V106L170 107H168L167 105ZM173 104V105H172ZM196 103H195V105H197ZM217 104V103H216ZM215 104V105H216ZM222 104H223V102H222ZM254 104H255V106H259V107H257V108H259V109H261L262 107V111L261 110H255V109H253V108H251V107H254ZM263 105V106H261L260 107V105ZM39 105V106H38ZM51 105V107H52V111H54L55 110V108H57V107H59V106H57V105H60L61 106V110H59V108L58 109H56L54 112H52L50 109H51V107H48V106H50ZM87 105V106H86ZM98 105H100V106H102V108L100 107V106H98ZM139 105V106H138ZM148 105V104H147ZM161 105V104H160ZM189 106L190 108H195L191 113H190V111L192 110V109H190L189 107H186V106ZM243 105V106H242ZM6 106V107H5ZM53 106L55 107L54 109H53ZM57 106V107H56ZM71 106V107H70ZM83 106V107H82ZM95 106H96V108H95ZM138 106V107H137ZM148 106H150V105H148ZM155 106V105H154ZM163 106V105H162ZM171 106H172V108H171ZM181 106H184L185 108H187L188 110L190 109V111H189V114L190 115H188L187 113H188V110H187V113H185V114H183V115H188V117H185V116H183L182 115V113H180L179 115H182L181 117H182V119H181V117H180V119H179V117H177V114L179 113V108L181 107ZM221 106V107H222ZM73 107H75V108H73ZM79 107H81V108H83V110H84V112H86L87 111V109H88V111H87V113H85V115H84V113H83V111H81V113H80V110L79 109H81V108H79ZM90 107V108H89ZM95 108V110H92V109H94ZM122 107V106H121ZM120 107V108H121ZM134 107V108H133ZM179 107V108H178ZM213 107V106H212ZM229 107H231V108H229ZM232 107H234V108H232ZM236 107V108H235ZM243 107H245V108H243ZM3 108V109H2ZM45 108H47V110L49 109V111L46 113V109ZM77 108V109H76ZM85 108V109H84ZM101 108V109H100ZM105 108V109H106ZM114 108H117L120 112H122L121 113V115L120 114H118V113H120L119 111H117L116 109L115 110H113ZM127 108V109H126ZM176 108L177 109H179V110H177L178 112L176 113L175 111H176ZM216 110H217V106L216 107H214ZM224 108L225 109H227V110H225L224 112H223V110H224ZM239 108H243L242 110H244V114L245 115H247V116H245V118H244V116H243V111H241ZM45 109V110H44ZM72 109V110H71ZM74 109H75V111H77V112H79L80 113V116H79V114L78 113H76V114H74ZM98 109V110H97ZM108 109H111V110H108ZM129 109V110H128ZM143 109V108H142ZM146 109H147V107H146ZM165 109V110H164ZM166 109H168V111H166ZM222 109V110H221ZM229 109H231V110H233V109H235V110H238V111H241L242 113H241V115H238V111H234L233 113V115H232V113H230V111H229ZM253 109V110H252ZM58 110V111H57ZM65 110V111H66ZM79 110V111H78ZM86 110V111H85ZM128 110V111H127ZM153 110V111H152ZM184 110H186V109H184L183 108V111ZM208 110V111H207ZM214 110V109H213ZM43 111V112H42ZM62 111V112H61ZM94 111H96L95 112V114H93L94 113ZM109 113H111V112H114V113H116V114H118V115H116V114H114V113H111V114H109ZM132 111H134V112H137V113H139V115H135L136 113H133L134 115L133 116H136V117H138V116H140V113H142L144 110H142V112L140 111V108L139 109H136V110H132ZM132 111H130L131 112V114H132ZM146 111V110H145ZM181 111H182V108H181ZM180 111V112H181ZM194 111H196L195 113H193ZM215 111V110H214ZM213 111V113H215ZM218 111V110H217ZM224 113V115L222 114V112ZM227 111H228V113H230V115L231 116H227L228 115V113H227ZM246 111V112H245ZM41 112V113H40ZM45 112V113H44ZM61 113V114H57V113ZM70 114H69V113ZM118 112V113H117ZM127 112V113H126ZM175 112V113H174ZM208 112V113H207ZM225 112H226V116H225ZM3 113V115H1ZM38 113H40V115L41 114H43V116H44V114H46L47 116H49L48 118V121H50V124H49V122L48 121H46L49 125H47V124H45L46 122L45 121H43V119H41L42 121H41V125L38 123V121H40V120H38L37 122H36V118H39V117H37V116H40V115H37ZM50 113H48V114H50ZM98 113H100V112H98ZM150 113V114H149ZM160 115H158V114ZM198 114V113H201V114H199L196 118H195V123L197 122V124H198V126H197V124H195L194 123V121H193V124L194 125H196V126H191L192 124H190V127H189V119H191V120H193V116H195V114ZM261 113V114H260ZM23 115V116H20V115ZM83 114V115H82ZM108 114V115H107ZM145 114V113H144ZM143 113H142V115L141 116H143L144 115ZM173 114H174V117H177L178 118V120H177V118H174V117H169V116H173ZM175 114H176V116H175ZM196 114V115H197ZM222 114V117L220 116ZM260 114V115H259ZM45 115V116H46ZM66 115V114H65ZM111 115H113V117H114V120L111 118ZM151 115V116H150ZM166 115H169L168 117L166 116ZM193 115V116H192ZM234 115H235V117H234ZM238 115V116H237ZM263 115V114H262ZM44 116V119L47 117H45ZM78 116L80 117V118H78ZM81 116L82 117H84L83 118V122H81ZM116 116V117H115ZM154 116V117H153ZM190 116H192V117H190ZM203 116H207L208 118H206V122H208L207 124H206V122H205V119H203L204 117ZM42 117V116H41ZM40 117V118H41ZM94 119V120H92V118ZM97 117V116H96ZM119 117H122V119L125 117V119H126V121L123 119V120H121ZM135 117V118H136ZM163 117V116H162ZM183 117H184V119H183ZM238 117H240L241 118V120H240V118H238ZM247 117V118H246ZM263 117V118H262ZM43 118V117H42ZM61 118H60V120H61ZM89 118H91V120L89 119ZM117 118H119L122 122H119L120 123V125H122L123 127H124V125H125V127L123 128L122 126L120 127V125H119V127L120 128H118V136H117V138L116 137H114V135H112L111 136V133L113 134L115 131H116V129L114 128V127H116L115 125L117 124V126H118V121H119V119H117ZM140 118L141 117H138V119L136 120V122H138V120L140 121ZM141 118V119H142ZM167 118V119H166ZM176 119V120H174V121H172V122H174V123H172V125L170 126V127H165V126H169V123H168V125H166L167 124V122L169 121L170 122V124H171V119ZM197 118H198V120H197ZM238 118V119H237ZM254 118H257V121H256V119L254 120ZM24 119L26 120V121H24ZM47 119V118H46ZM113 121H112V120ZM142 119V120H143ZM147 119V120H146ZM188 119V120H187ZM200 119H201V117H200ZM214 119V120H213ZM232 119V120H231ZM258 119H259V121H258ZM3 120V121H2ZM59 120V119H58ZM64 118H63V123H65L64 121ZM110 120L112 121V123H110ZM143 120V121H144ZM151 120H153L154 121V123H156V125L155 124H150L151 126H152V128L150 129L149 127H151V126H148L149 124V122ZM183 120H184V122H183ZM185 120H187L188 122H186ZM190 120V121H191ZM209 120H211V121H209ZM215 120H217V122L218 123H220L222 126H220V124H216V125H214V121ZM254 120V121H253ZM31 121H34L35 123H38L37 125L36 124H33V122L32 123H30ZM70 121V123H73V122H71ZM79 121H80V123H79ZM93 123L94 121H95V123H93L94 125L97 123V124H100L101 125V127H99L97 124V126L95 125L94 126V128H96L97 127V129L98 128H101V130H97V129H94V130H97V131H94V130H92V132H97L96 134H97V136L95 137L94 136V138H96L95 140H94V138L93 137H91V136H93V135H95L94 133H92V135L90 136V139H89V141L87 140L88 139V137H86V141L88 142V144H89V147L88 146H84V145H87V142H86V144H83V146H80V150H79V152L78 153H80V152H82V150H84L85 152L83 153V154H81V157L79 156H77L76 158H74V159H78V160H75L76 161V163L74 164L73 163V166H72V162H70L72 159H73V157L75 156V154H74V156H73V153H74V150L76 151V149H77V147H78V149H79V146H78V144H80V142L79 141H81V139H83L81 136L84 134V140L83 141H85V136L86 135H88V134H86V132L87 131H90L91 132V129L90 130H88L89 128L88 127H91L92 128V123ZM147 121H149V122H147ZM183 123H185L184 125H188L187 127L186 126H184V125H182V127H181V133L183 134H179L180 133V131L179 130H177L176 131V129H180V126H181V124H182V122ZM220 121V122H219ZM231 121H232V124H230L231 123ZM234 121L236 122V123H234ZM237 121H238V123H237ZM241 121V122H240ZM253 121V122H252ZM260 121H263V122H260ZM42 122H43V125H42ZM45 122V123H44ZM52 122H54L53 123V125H51V123ZM55 122H57L58 124H61V125H58V127L57 126H55ZM110 123V125H109V123ZM133 122V121H132ZM134 122H135V119H134ZM152 122V121H151ZM150 122V123H151ZM179 122H181V124L179 123ZM251 122V123H250ZM260 123L259 125H258V123ZM4 123V124H3ZM29 125H28V124ZM82 123V124H81ZM90 123V124H89ZM121 123H125L124 125L123 124H121ZM153 123V122H152ZM192 123V122H191ZM216 123V122H215ZM250 124V126H249V124ZM87 124V125H86ZM178 124V125H177ZM201 124V128L200 129H202L204 126ZM81 125V126H80ZM90 125V126H89ZM104 125V126H103ZM138 126V127H136V126ZM154 125V126H153ZM179 126V127H175L174 129H175V131H172V128L174 127V126ZM217 125H218V127L219 128H217ZM245 125V126H244ZM252 125V126H251ZM253 125H255L256 127L258 126H260L259 127V129L258 128H256L255 126H254V128H253ZM27 126H29V127H27ZM35 127V130H37V127L39 128L40 126L42 127L40 130L38 129V131H36L35 132V130H33L34 131V133H36L38 136L37 137H34V136H36V135H31L32 134V132H31V134L29 133V131H30V128H32V127ZM43 126L44 127H47V128H43ZM48 126H51V127H48ZM72 126H74V127H72ZM75 126H77V128L78 129H76V127ZM80 126V127H79ZM88 126V127H87ZM108 126V127H107ZM146 126H148V127H146ZM185 128H188L187 130L188 131H190V132H188L186 129H185V131H183L182 132V130H184V127ZM212 126H214V127H212ZM224 126H226L225 127V129L223 128ZM234 127V128H236L235 130H234V128H232V127ZM242 126H244V128L242 127ZM34 127L32 128V129H34ZM52 127H57V128H59L60 127V129L62 130V131H60V133H59V138H58V132H59V130L56 128V129H54V131L56 132V130H57V133H53L54 131H52L51 129H53ZM86 127V128H85ZM144 127L147 129H150V130H148V131H146V135H145V131L144 130H142V129H144ZM194 127H196L195 129L197 130V132H196V130H194V132H193V129H191V128H194ZM221 127V128H220ZM229 127H231L232 128V130H234V131H232L231 130V128H229ZM238 127H240V130H237V128ZM249 127H252V128H249ZM20 128V129H19ZM117 128V127H116ZM122 128V129H121ZM139 129V133H137L136 135L137 136H135V137H133V133L137 130L138 131V129ZM166 129V130H162V131H160L161 129ZM211 128H212V130H211ZM213 128H215L216 129V131L213 129ZM224 130H223V129ZM246 128V129H245ZM29 129V130H28ZM31 129V130H32ZM45 131H44V130ZM72 129H73V131H72ZM86 129H87V131H86ZM132 129V130H131ZM135 129V130H134ZM173 129V130H174ZM189 129H191V130H189ZM217 129H218V131H219V129H220V133L219 132H217ZM239 129V128H238ZM245 129V130H244ZM253 129L255 130L254 132H253ZM258 129V130H257ZM52 131V135L50 134H47V133H51V131ZM74 130H77V131H75L74 132ZM125 130H127V128L125 129ZM172 132H171V131ZM226 130H227V132H226ZM229 130V131H228ZM24 131H26V133H29L28 135H29V139L28 138H26V137H28V135H25V134H23V135H25V138L23 139V137H22V133L24 132ZM40 131V132H39ZM44 133H43V132ZM49 131V132H48ZM136 131V132H137ZM141 131H143V132H141ZM153 131V132H152ZM159 131V132H158ZM170 131V132H169ZM178 131H179V133H178ZM198 131H199V133H200V135L198 134ZM242 131V132H241ZM244 131V132H243ZM247 131H250L249 133L250 134H247L248 132ZM9 132V133H8ZM47 132V133H46ZM65 134H67V136L66 135H64V133ZM71 132H73V136H72V133ZM85 132V133H84ZM120 132V133H119ZM128 132V131H127ZM147 132H148V134H147ZM156 134H155V133ZM161 132V133H160ZM168 132V133H167ZM175 132V133H174ZM179 134H177V133ZM185 132H187V134H185ZM196 132V133H195ZM236 133V134H238V135H236V134H234V133ZM17 133L19 134V136L17 135ZM33 133V134H34ZM40 133V134H39ZM46 133V134H45ZM61 133L63 134L61 137H62V139H60L61 137H60V135H61ZM152 133H154L155 134V136L152 134ZM167 133V135H165ZM170 133V134H169ZM195 133V134H194ZM244 133H245V135H244ZM8 134V135H7ZM44 134V135H43ZM56 134H57V136H56ZM71 134V136H72V138H73V140L72 141H70V142H68L67 140H70V139H72L71 138V136L70 137H68L69 135ZM91 134V133H90ZM142 134H144V135H142ZM171 134H173V135H171ZM242 134V135H241ZM10 135V136H9ZM43 135V136H42ZM46 135H48V137L49 136H51V137H49L48 139H47V136ZM106 137H105V136ZM122 135V136H121ZM142 135V136H141ZM153 137H152V136ZM163 135V136H162ZM177 137H175V136ZM240 135V137H238ZM16 136V137H15ZM22 138H21V137ZM30 136H33V138H34V140L33 141H30ZM42 136V138H44L43 140H42V138H40ZM55 136V137H54ZM65 138H64V137ZM131 138H130V137ZM139 136V137H138ZM173 136H174V138H173ZM180 136H183V138H181ZM244 136V137H243ZM17 137H19L21 140H19V138H17ZM54 137V138H53ZM66 137H67V140H64V139H66ZM80 137H81V139H80ZM157 137V138H156ZM161 137V138H160ZM162 137H165V140L163 139V140H161L162 139ZM178 137H180V139L178 138ZM235 137V138H234ZM238 137V138H237ZM15 138V139H14ZM18 140H17V139ZM38 138H39V140H38ZM53 138V139H52ZM98 138H99V140H98ZM101 138V139H100ZM121 138H123V139H121ZM138 138V139H137ZM159 138V139H158ZM166 138H168V139H166ZM176 138V139H175ZM9 139V140H8ZM40 139H41V141H43L42 142V146H44L45 148H41L42 146L39 144V143H37V142H35V140H37V141H40ZM50 139V140H49ZM52 139V140H51ZM57 141H56V140ZM59 139V140H58ZM80 139V140H79ZM92 139V140H91ZM103 139L104 140H106V139H108L106 142L108 143H111V141H112V143L109 145V144H107V148H104L105 150L104 151H102L101 149L102 148H100V151H98V152H100V154L97 152V157H92L93 155H91V157H90V153H89V150H90V152H91V150H93L94 148H95V146H96V144H98V147H101L102 146V144H104V141H103ZM117 139V140H116ZM147 140V141H144V140ZM157 139V140H156ZM175 139V140H174ZM179 139V140H178ZM1 140L2 139H0V142H1ZM16 141L15 142V146L17 145V146H21L22 145V141L23 140H25V141H27L28 140V142H26V144H29V146L27 145V147H24V146H26V145H24L25 144V142L23 143V145H22V148L20 149H18V147L16 148L15 146H14V143H13V141ZM46 140H48L47 141V143H46ZM54 140V141H53ZM60 140H62V141H60ZM111 140V141H110ZM113 140H115L114 142H113ZM125 140V141H124ZM139 141L138 143L137 142H133V141ZM18 141H19V145H18ZM52 141V143H51V145H49L50 144V142ZM58 141L59 142H62V143H60L61 144V146H63V144H64V146H65V143L66 142H68V143H70V144H72V145H70L71 146V148H69L70 146H68V145H66L65 147H64V149L62 148V151L64 152H61V146H60V144L58 143ZM65 141V142H64ZM83 141H81V144L80 145H82V142ZM92 141V142H91ZM98 141V142H97ZM103 141V142H102ZM121 141H123L122 143H121ZM127 141V142H126ZM128 141H130V142H128ZM132 141V142H131ZM13 144H12V143ZM29 142H31V144L29 143ZM44 142H45V144H44ZM53 142H54V144H56V142L59 144H56L55 145V147H54V145H52L53 144ZM64 142V143H63ZM72 142V143H71ZM79 142V143H78ZM90 142V143H89ZM97 142V143H96ZM101 142V143H100ZM126 142V143H125ZM143 142V143H142ZM145 142H147V143H145ZM4 143H6V144H4ZM35 143H37L36 145H38L39 144V146H41V147H39L40 148V150H39V148H37L36 146H35ZM49 143V144H48ZM67 143V144H68ZM85 143V142H84ZM99 143H100V145H99ZM120 143V144H119ZM130 143V144H129ZM131 143H132V145H131ZM135 143V144H134ZM180 143H183V144H181V147L179 146L180 145ZM12 144V145H11ZM21 144V145H20ZM94 144H95V146H94ZM121 144H124L123 146L125 147H123V146H120ZM129 144V145H128ZM135 146H134V145ZM9 145H11V146H9ZM32 145H34V147H36L39 151H37V154H36V152H32V151H35L36 149L35 148H31L32 147ZM48 145H49V147H48ZM140 145V146H139ZM148 146L147 148L146 147H144V149H143V151H141L142 150V148H143V146ZM152 145V146H151ZM52 146H53V149H52ZM58 146V147H57ZM67 146H68V148H67ZM105 146H106V144H105ZM104 146V147H105ZM115 146H117V148L115 147ZM119 146V147H118ZM10 148V149H8V148ZM57 147V148H56ZM84 147H88L89 149H87V153H86V148L84 149H82V148ZM127 147V148H126ZM128 147H130V148H132V147H135L136 149H138V150H136L135 148V150L132 148V149H130L131 151H129V148ZM180 147V148H179ZM27 148V151L28 150H30L29 151V154H28V152H26V149ZM47 148V149H46ZM49 148V149H48ZM56 148V149H55ZM60 148V149H59ZM92 148V149H91ZM112 148L113 149H115V151H113L114 152V154L113 155H111V152H112ZM139 148H140V151H139ZM150 150H149V149ZM177 148H178V151H177ZM16 149L18 150V151H16ZM24 149V150H23ZM44 149V152L42 151ZM55 149V150H54ZM69 149V151H68V155H66L67 154V150ZM77 149V150H78ZM99 149V148H98ZM118 151H117V150ZM120 149L122 150V151H120ZM123 149H127L126 151L128 152V154H126V153H124V152H126L125 150H124V152H123ZM145 149H147L146 150V152H145ZM152 149V150H151ZM154 149H155V151H154ZM8 150V151H7ZM48 150L50 151V152H52V151H60V154L59 153H57L58 155H60V157H58V155H56V153H52L53 155H56L57 157H58V161H57V163L56 162H54V160L56 161V157L55 156H53L52 154H51V157H49V154H50V152H48ZM66 150V151H65ZM97 150V149H96ZM95 150V151H96ZM4 151H7V152H4ZM11 151V152H10ZM13 151H15V152H13ZM23 151V152H22ZM41 151V152H40ZM56 151V152H57ZM58 151V152H59ZM117 151V152H116ZM133 151H134V153H133ZM138 151V152H137ZM149 151V152H148ZM151 151H153L152 153L153 154H150V155H152V156H150L149 155V157L147 156V157H145L144 155H147V154H149ZM18 152H20V153H18ZM32 152V153H31ZM47 152V153H46ZM65 152H66V154H65ZM112 152V153H113ZM120 152V153H119ZM10 153V155L7 157V155ZM14 153V154H13ZM24 155H23V154ZM42 153H44V154H42ZM62 153V154H61ZM77 153V152H76ZM122 153V154H121ZM3 154H5V157H4V155ZM7 154V155H6ZM11 154H13V155H15V158H17L18 157V159H16L15 160V158L13 159V157L14 156H12ZM20 154V155H19ZM21 154H22V156H21ZM29 156H28V155ZM34 154V155H33ZM39 154V155H38ZM45 154H47L48 155V158H50V159H48L47 158V155H45ZM84 154H86V155H84ZM95 154H96V152H95ZM94 154V155H95ZM107 154H108V156L109 157H107ZM131 154V155H130ZM1 155H2V159H1ZM31 155H32V157H31ZM35 155H36V157H35ZM41 155H42V158H40L41 157ZM64 155V156H63ZM102 155V156H101ZM107 157H105V156ZM118 155V156H117ZM26 156V159L24 158ZM45 156V157H44ZM61 156H63L62 157V159L64 160H60L61 159ZM86 156V157H85ZM106 158H104V157ZM144 156V157H143ZM9 157H11L10 159H9ZM30 157V158H29ZM52 157H54V158H52ZM85 157V158H84ZM90 157V160L91 161H89V158ZM102 157V161L100 160V158ZM155 157H157V158H155ZM158 157H159V159H158ZM24 159V160H27L28 159V161H26V163H25V166H22L23 164H24V162L25 161H23V163L21 162L22 160L21 159ZM31 158H34V159H31ZM51 158L52 159H54V160H51ZM60 158V159H59ZM84 158V159H83ZM148 158H149V160H148ZM151 158V159H150ZM36 159H39V162H41V164L39 163L38 165H37V161L38 160H36ZM44 159H48L51 163H53V165L47 160H44ZM73 159V160H74ZM84 160V162L83 163H80L79 164V162H80V160ZM87 159H88V161H87ZM93 159V160H92ZM108 159V160H107ZM115 159H117V160H121V162H116V160ZM126 159V160H125ZM153 159H156L157 161H155V160H153ZM9 160H11V163H12V161H14L15 160V162L13 163V164H11L10 162H9ZM33 160H36L35 162L33 161ZM40 160H43V162L45 161V162H47L48 163V165L46 164L45 165V162L43 163L42 161H40ZM59 160L60 161H62L63 162V164H61L62 162H60V164L62 165V166H58V167H60V170L58 169V167H57V165H59ZM97 160V161H96ZM99 160H100V162H99ZM104 160H106V161H104ZM112 160V161H111ZM138 160V161H137ZM8 161V162H7ZM18 161L19 162H21V163H18ZM34 163H33V162ZM107 161H109V163L107 162ZM133 161H134V163H133ZM10 163V164H7V163ZM27 162H28V164H27ZM30 162H32V163H30ZM82 162V161H81ZM86 162V163H85ZM87 162H88V164H87ZM90 162V163H89ZM94 162V163H93ZM100 163V165H97V163ZM105 164H104V163ZM112 162H113V164H115L114 166H113V164H112ZM16 163H18V164H22V165H19L20 167L22 166L23 168H24V170H23V168L21 167V169L22 170H19L20 169V167H19V169L18 168H16V165L18 166V164H16ZM45 165V166H43V164ZM69 163H70V165H69ZM102 163V164H101ZM107 163V164H106ZM134 165H133V164ZM16 164V165H15ZM30 164H32V165H30ZM51 164V165H50ZM55 164V165H54ZM3 165V166H2ZM15 165V166H14ZM30 165V166H29ZM38 167V168H35L36 166ZM41 165V166H40ZM67 165H69V166H72V168L73 169H76L77 167H79V168H77L78 170H79V173H80V170L82 169L83 171H81V173H80V175H79V173H77V169H76V176H77V178H75L76 176H74L75 175V172H74V174H73V169L71 168V167H69V166H67ZM78 165V166H77ZM84 165V166H83ZM101 165H103L102 167H104L105 166V168H102V170L100 169V166ZM111 166V167H107V166ZM6 166H8L9 168H10V171H11V167H12V171L10 172L9 171V169H7V168H5ZM49 166V167H48ZM50 166H51V168H50ZM54 166H55V168H54ZM76 166V168H74ZM82 166V167H81ZM87 166V167H86ZM90 166V167H89ZM99 167V168H97V167ZM52 167H53V170H52ZM97 168L96 169V173L94 172V169L95 168ZM107 167V168H106ZM29 168H30V170H29ZM34 168V169H33ZM69 168H71V169H69ZM87 168H89V169H87ZM5 169H6V171H9L8 173L7 172H5ZM14 169H17L15 172H14ZM32 169V170H31ZM40 169H42L43 171V173H41L40 171ZM56 169V170H55ZM98 169H100V172H102V174H104V170L105 171H108V169L111 171H108V174H107V172L105 173L106 175H103L102 176V174H100V176L101 177H103L102 178V180L104 179V177L105 176H107V178H105V179H108L107 181L109 182H106L105 180L103 181V182H101L100 180V183H95V182H99V181H96V176L98 177V178H100L98 175H96L95 177H94V175L95 174H98V173H100L99 171H98ZM115 169V170H114ZM136 169V170H135ZM19 170V172H17ZM28 170H29V172H28ZM38 170H40L38 173H39V178H42L41 180H43V177L44 176H46V179H44V180H46L45 182H44V180L41 182V180L39 179V182L38 181H36L37 179H38V176L36 177L35 175H33V173H34V171L36 172V171H38ZM54 170L56 171V173L54 172ZM60 172H59V171ZM68 170V171H67ZM70 170V171H69ZM33 171V172H32ZM51 171H53V172H51ZM59 173H58V172ZM75 171V170H74ZM91 171H93L94 173L93 174H91L92 172ZM32 172V173H31ZM51 172V173H50ZM83 172V173H82ZM98 172V173H97ZM5 173H7V176H4L5 175ZM13 173H15V175L16 174H18V175H16L15 177H12V175L10 176V174H13ZM26 173V174H25ZM47 173V174H46ZM49 173H50V176H48L49 175ZM58 173V174H57ZM67 173H69V174H67ZM121 173V174H120ZM30 175V177L31 176H33V178H32V180H33V182H32V180H30L31 181V183H32V185H31V187L30 186H24V187H26L27 188V190H26V188H23V185H29L30 184V182H28V177H29V175ZM32 174V175H31ZM70 175V174H73V175H70V176H74V178L73 177H69V178H71V179H69L68 181H70V180H73L72 182H73V184H70V182H68V181H65V183L63 182V180H62V178L63 177H66L67 175ZM23 175H24V179H23ZM27 177H26V176ZM38 175V174H37ZM54 175H58V176H54ZM85 177L86 175V179H84V181L82 182V178L81 177H83V176ZM11 177L12 179L10 180V178L9 177ZM13 176H14V174H13ZM35 176V177H34ZM48 176V177H47ZM54 177V182H55V184L53 185L51 182V179ZM80 176V177H79ZM89 176L90 177H92L94 180L93 181H95V182H93V181H91L92 180V178H90V180H89ZM121 176H122V178H121ZM2 177H4V178H2ZM8 177V178H7ZM29 177V179H31ZM55 177L57 178L56 179V181H55ZM157 177V179H155ZM21 178V179H20ZM35 178H37V179H35ZM45 178V177H44ZM50 179L49 181H48V179ZM68 178V177H67ZM73 178V179H72ZM80 179V181H79V179ZM87 178H88V183L86 182V180H87ZM98 178H97V180H98ZM119 178H121V179H119ZM123 178H124V180H123ZM7 179H9V182H8V180ZM16 179V180H15ZM18 179V180H17ZM20 179V180H19ZM66 178H64V180H65ZM75 179H76V181H75ZM5 180V181H4ZM13 180H15V181H13ZM35 180V181H34ZM67 180V179H66ZM122 180V181H121ZM6 181L8 182V183H6ZM12 181L14 182V183H12ZM19 182V183H24V184H20L19 185V183H17V182ZM21 181V182H20ZM24 181V182H23ZM115 181V182H114ZM16 182V183H15ZM26 182V183H25ZM47 182V183H46ZM53 182V183H54ZM70 184V185H72V188H67L68 186V183ZM78 182H80V186H78ZM82 182V183H81ZM84 182H85V184H84ZM91 182V183H90ZM36 183V184H35ZM37 183H41L40 185L41 186H39V184H38V187H36L37 186ZM46 185H45V184ZM49 183H51V184H49ZM66 183H67V185H66ZM87 183V184H86ZM90 183V184H89ZM93 183H95L94 185H93ZM103 183H105L104 185H102ZM113 183H117V185H114L113 186ZM12 184V185H11ZM19 185V187H20V190H19V187H18V185ZM81 184H82V186H81ZM84 184V185H83ZM101 184V187L102 186H105L106 184H109V185H107L106 187H108L109 188V186H110V184H112V187L111 188H109L108 190L106 189H104L103 191H101V189L102 188H99L100 186H98V185H100ZM13 187H11V186ZM36 185V186H35ZM43 185V186H42ZM44 185H45V187H48V188H46L47 190H48V194H46V192H47V190H45V191H43L45 188H43L44 187ZM51 185V186H50ZM89 185H93L95 188H96V190H95V192H92V190H90L89 188L91 187H87V186H89ZM7 186H10L9 188L7 187ZM14 186L16 187V188H14ZM33 186V187H32ZM49 186H50V188L51 187H53V188H51V190L49 189ZM78 186V187H77ZM92 186V187H93ZM116 186V187H115ZM137 186H139V188L137 189L136 187ZM4 187H6V188H8V190L6 189V188H4ZM87 189H89V190H87ZM91 187V188H92ZM105 187V188H106ZM189 187V188H188ZM4 188V189H3ZM11 188V189H10ZM22 188H23V191L21 192V190H22ZM29 188V189H28ZM36 190V188H38L36 191L34 190V189ZM39 188H40V190H39ZM59 188V189H58ZM3 189V190H2ZM16 189V190H15ZM53 189V190H52ZM58 189V190H57ZM70 191H69V190ZM76 190V192L74 191L73 192V190ZM78 189V190H77ZM82 189H86L87 190V192H90L91 191V193H93V194H91L90 193V195H88L87 196V199H85L84 200V202H83V204H81V202L83 201V200H81V198H79V201H78V199H76L75 200V198L73 199V197L75 196V194L76 195H79V194H81V193H78L77 194V192H79L80 190V192H82L83 190ZM99 189V190H98ZM134 189H136V190H134ZM25 190V191H24ZM33 190H34V192H36V193H34L33 192ZM49 190H50V192H49ZM57 190V191H56ZM68 190V191H67ZM86 190L84 191L85 193H86ZM8 191V192H7ZM18 191H20L21 193H19ZM28 191H29V193H28ZM38 191V192H37ZM41 191V192H40ZM43 191V192H42ZM121 191H122V193L124 192V194H122L121 193ZM2 192V193H1ZM4 192H5V194H4ZM7 192V193H6ZM10 192H12V193H10ZM18 192V193H17ZM24 192V193H23ZM31 192V193H30ZM11 195H13V196H11ZM22 193H23V195H22ZM25 193H27V195H29V194H31V195H29L28 197H31V198H28L27 200V202H26V197H27V195H25ZM34 193V194H33ZM40 193V194H39ZM42 193H44V196H42L41 197V195H42ZM50 193V194H49ZM69 193V194H68ZM37 194V195H36ZM86 194H89V193H86ZM120 194V195H119ZM122 194V195H121ZM4 195H5V197H4ZM20 197H18V196ZM35 197H34V196ZM49 195V196H48ZM53 195H54V197L55 198H53ZM82 195H83V192H82ZM92 195H93V197H92ZM95 195V196H94ZM114 195L115 196H117V195H119V197H114ZM6 196H9V198L7 199L6 198ZM36 196H37V198H36ZM39 196V197H38ZM52 196V197H51ZM69 196H71V198L75 201V203L78 201L79 202V204H77V206H75L77 209H76V211H78V212H75V215L73 214L72 215V217L70 218V220H68L67 221V223L64 221V223H66V226H62V225H60V226H62V227H60L59 229H55L51 224L53 223L52 221V223L51 222H49L46 218L47 217H45V220H42L41 221V218H39L38 219V216H40V217H43L44 218V215L46 216V215H49L50 213H51V215L50 216H52V210L53 211H55V212H58L59 214H61L60 213V210H61V208H63V207H59V206H65L64 205V203L63 202H65L64 200H66L67 198L66 197H68V199L69 200H71L70 199V197ZM73 196V197H72ZM79 196H81V195H79ZM91 196V198H89ZM101 196V197H100ZM123 196V197H122ZM13 197V198H12ZM22 197V198H21ZM95 197V198H94ZM96 197H97V199L99 200V198H103L104 199V201L105 202H103V203H105L104 205H103V203L102 202H100V203H102V207H101V205H99L98 206V203H97V206L98 207H101V210H103L104 208H105V210L103 211V213L104 214H99L100 212H101V210H99V212H97L96 214L97 215H95V211L93 212V215L92 216H94V217H92L91 215H89L88 214V216H90V217H87L85 214H84V212L83 211H81V209L82 210H85L86 209V207H88L87 208V210L88 209H90L89 207H91V209L93 208V206L91 205V206H88L89 205V203L91 202V201H93L94 199L96 200ZM113 197H114V199H113ZM121 197V198H120ZM125 197V198H124ZM4 198H6V199H4ZM12 198V199H11ZM25 198V199H24ZM33 198H36V199H34L33 200ZM40 198V199H39ZM41 198H43L44 199V201H42L43 202V204L41 203V201L40 200H43V199H41ZM53 198V199H52ZM60 198V199H59ZM62 198V199H61ZM76 198H77V196H76ZM83 198H84V196H83ZM4 199V200H3ZM22 199V200H21ZM39 199V200H38ZM56 199V200H55ZM57 199H59V202H58V200ZM67 199V201H69ZM92 199V200H91ZM103 199H101V201L103 200ZM119 199V200H118ZM126 199V200H125ZM7 200V201H6ZM15 200H17V203L15 204L14 202H16ZM30 200V201H29ZM31 200H33L32 202L35 204V202H36V206H34V209H33V207H29V204H31L32 202H31ZM50 200H52V202H54V203H52ZM73 200H71V202L73 201ZM87 200H89V202L87 201ZM97 200V201H98ZM119 201V202H117V201ZM121 200V201H120ZM23 201V202H22ZM37 201H39V203H40V205H39V203H37ZM49 201V202H48ZM66 201V206H68L67 205V203H69V202H67ZM116 203H115V202ZM12 202V204H10ZM57 202V203H56ZM71 202H70V204H71ZM87 202V203H86ZM108 202V203H107ZM121 202H125L124 204L123 203H121ZM21 203H23V205L21 204ZM26 203H27V205H26ZM47 203H50L51 204V206L52 207H49L48 205L49 204H47ZM74 203V202H73ZM93 203H96V201H93ZM99 203V204H100ZM156 203V204H155ZM16 206H15V205ZM19 204H20V206H21V209H23V206H24V210H22L25 214H26V216H25V214L24 213H22V211L20 212V214H18L19 213V209H20V206H19ZM33 204V205H34ZM62 204V205H61ZM69 204V206H70V208H72L71 206H73V205H70ZM88 204V205H87ZM92 204V203H91ZM109 204V205H108ZM120 204H122V205H120ZM2 205V206H1ZM10 205H13L12 207L10 206ZM32 205V204H31ZM30 205V206H31ZM32 205V206H33ZM38 205H39V207H38ZM43 205H44V207H43ZM46 205H47V207H46ZM57 205V206H56ZM154 205V206H153ZM4 206V207H3ZM10 206V207H9ZM19 206V207H18ZM106 206H108L107 208H106ZM18 209H17V208ZM36 207V208H35ZM42 207V208H41ZM59 207V208H58ZM81 207H85L84 209L83 208H81ZM95 207V210L96 209H98V208H96V205L94 206ZM4 208V209H3ZM13 208V210L14 211H16V210H19V211H16L15 213V216H17V215H19V217H21V218H23V219H21V218H18V216L16 217V219H18V220H14L13 218H15V216H14V214L12 215V217L10 218V216H11V214L13 213L12 211L13 210H11ZM15 208V209H14ZM39 210H38V209ZM45 208H46V210H45ZM33 209V210H32ZM37 209V210H36ZM64 209H65V207H64ZM90 209V210H91ZM100 209V208H99ZM136 210L135 211V213H132L131 211H134V210ZM9 210V211H8ZM11 210V211H10ZM80 210V211H79ZM87 210H86V212H87ZM89 210V211H90ZM30 211H32V214L31 213H29ZM38 211V212H37ZM46 211V212H45ZM48 211H50V212H48ZM89 211H88V213H89ZM106 211H108L107 213H105ZM111 211V212H110ZM142 211V212H141ZM4 212H6L7 213V215H6V213H4ZM33 212H35V215H34V213ZM38 213V215H36L37 213ZM45 212V213H44ZM48 212V213H47ZM54 212V213H55ZM81 212V213H80ZM90 212H92V211H90ZM136 212L138 213V214H136ZM141 212V213H140ZM9 213H10V216H9ZM43 214V216H41L42 214ZM53 213V216L52 217H50V216H48V219H50V218H54V216H55V214ZM102 213V212H101ZM28 214H30V216L32 215L33 216V218H34V216H35V219H33V218H31V217H29V215ZM85 215V217H86V219H88V220H86L85 219V221L84 222H82L79 226L77 225V226H74L73 224H77V222L78 223H80L79 222V216H84ZM91 214V213H90ZM6 215V216H5ZM56 215H58L57 213H56ZM76 215H78V217L76 216ZM106 215V216H105ZM3 216H5V218L3 217ZM14 216V217H13ZM101 216H102V219H101ZM103 216H105V217H103ZM8 217V218H7ZM50 217V218H49ZM75 217V219L74 220H72L73 218ZM84 217V218H85ZM98 217V218H97ZM2 218V219H1ZM7 219L8 221H5V220ZM14 220V224L13 223H10V222H12V221H10L9 222V220ZM20 219H21V221H22V226L21 225H19L20 224ZM30 221V219H32V221H33V223L31 224V223H29L28 221ZM95 219H97V220H95ZM99 219V220H98ZM39 220V221H38ZM76 220V221H75ZM18 223H17V222ZM38 221V222H37ZM43 221H46V223L47 222H49L47 225L46 224H44L43 226L44 227H42L41 228V225L43 224V223H45V222H43ZM53 221H54V219H53ZM72 221V222H71ZM83 221V220H82ZM211 221V222H210ZM6 222V223H5ZM9 222V223H8ZM34 222H36L37 223V225H36V223H34ZM71 222V223H70ZM210 222V223H209ZM42 223V224H41ZM68 223H70V224H72L74 227H73V229H74V232L73 231H70L69 232V230L71 229L72 230V226L70 225V224H68ZM117 223V224H116ZM5 224V225H4ZM11 224H12V226L14 225V228L15 227H17L16 229H10L12 226H11ZM17 224V225H16ZM30 224H31V226H30ZM107 224V225H106ZM116 224V225H115ZM263 224V225H262ZM10 225V226H9ZM19 225V226H18ZM23 225H25V227H24V229L25 230H23ZM28 225V226H27ZM35 225V226H34ZM40 225V226H39ZM49 225H51L52 226V228H51V226H49ZM71 227H70V226ZM108 225H109V227L110 228H112L113 226H115L114 228H117L116 230L115 229H113V230H111L110 228H109V233H111L110 235L111 236H113V240L111 239V241H110V235H109V233H107V231H108ZM113 225V226H112ZM8 226H9V229H8ZM27 226V227H26ZM40 227V228H37V231L36 232H33V231H31V228H33L32 230H34L36 227ZM45 226L47 227L46 229H45ZM68 226V227H67ZM106 226V227H105ZM2 227H4V228H2ZM18 227H20L21 229H22V231H21V229L19 230L18 229ZM101 227H103L101 230H100V228ZM45 230H44V229ZM58 228V227H57ZM19 230V232H18V230ZM41 230V231H39V230ZM53 230V231H55V233H53L52 231V233H53V236L57 233V232H59L58 234H56V237L54 236V238H53V236H49L50 237V241L48 240V239H45L44 240V238L46 237V238H48V236H46L47 234H49V230ZM106 229V230H105ZM7 230H9V231H13V233H12V231L11 232H9V231H7ZM15 230H17V233H16V235H15V233L14 232H16ZM58 230H60V231H58ZM66 230H68L67 232H66ZM102 230H105L106 232L104 233V234H102V236H100L101 235V233H103V232H101ZM252 230H254V231H252ZM4 231H6V233H3ZM25 231V232H24ZM35 231V230H34ZM39 231V232H38ZM45 231H46V233H45ZM98 231L100 232V234L98 233ZM113 231H114V235H113ZM255 231H256V234H255ZM9 232V233H8ZM30 233V235H29V238H27L28 236H26L25 237V235H28L29 233ZM43 232V233H42ZM62 232H63V234L64 233H66L65 234V239H64V236L63 237H60L61 236V234H62ZM116 232L117 233H119V234H116ZM249 232H251V233H254L255 235H257L256 237L253 235V237L251 236V237H249L248 235H247V233H249ZM24 235H23V234ZM45 233V234H44ZM97 233V234H96ZM11 234V235H10ZM16 236H14V235ZM106 234V237H107V239H106V237L104 236ZM13 235V237H11ZM19 235V236H18ZM20 235L22 236H24V237H21V239L22 240H24V238H25V241L23 242V241H20V243L21 242H23L22 244H20V247H25V248H21L22 249V251L19 249V244H17V243H19V241H18V239H19V237H20ZM38 235V236H37ZM52 235V234H51ZM94 235V236H93ZM97 235H99V236H97ZM252 235V234H251ZM18 236V237H17ZM81 236H82V238H81ZM104 236V237H103ZM223 236V238L225 237L226 238V240H225V238L224 239H222V240H224L223 242L221 241V240H219V238L220 237H222ZM12 238L15 240H12ZM18 238V239H17ZM34 238H36L35 239V242H34ZM83 238L85 239V240H83ZM94 238L96 239V238H99L96 242L95 241H93L94 240ZM100 238H101V241H99L100 240ZM103 238H104V240H103ZM112 238V237H111ZM115 238V239H114ZM228 238V239H227ZM1 239V238H0ZM17 239V240H16ZM32 239V240H31ZM63 241V243L60 241ZM63 239V240H62ZM83 241H82V240ZM106 239V240H105ZM2 240V239H1ZM7 240V242H5ZM30 240H31V242H30ZM44 240V241H43ZM49 242H48V241ZM90 240H92L91 242H88V241H90ZM216 240V241H215ZM218 240V241H217ZM9 241H10V243H9ZM12 241V242H11ZM18 241V242H17ZM99 241V243H97ZM221 241V242H220ZM227 241H231L232 242V245L230 246V244L229 243H227V244H229V245H226V242ZM15 242H16V244L18 245V248H17V245L15 244ZM48 242V243H47ZM51 242H53L54 244H56V246L55 247H53L52 249H50L52 246H50V245H53V243H51ZM87 242V243H86ZM92 242H95V243H97V245L99 246V248H100V250H98V249H96L95 248V246L97 247V245H95L94 243H92ZM118 242V243H117ZM5 243V244H4ZM8 243V244H7ZM29 243H30V249H28L29 248ZM32 243H34V244H32ZM51 243V244H50ZM91 243V245H89ZM110 243H113V246H112V244H110ZM114 243H115V245H114ZM120 244V245H118V246H116L117 244ZM220 243V244H219ZM10 244V245H9ZM48 244H49V246H48ZM87 244H88V246H87ZM58 245V246H57ZM169 246L168 248H166L167 246ZM224 245V246H223ZM5 246H7V247H5ZM14 246H16V250L14 249ZM166 246V247H165ZM221 246L222 247H229V248H227V249H224V248H221ZM50 247V248H49ZM115 247V248H114ZM118 247V248H117ZM4 248H6V249H4ZM11 248V249H10ZM57 248H58V250H57ZM66 248H68V249H66ZM73 248V249H72ZM102 248V249H101ZM166 248V249H165ZM23 249H24V251H23ZM27 249H28V255L25 257L24 255H25V253H26V251H27ZM49 249V250H48ZM53 249H55V253H54V250ZM72 249V250H71ZM224 249V250H223ZM62 250V251H61ZM71 250V251H70ZM8 251V252H7ZM13 251V252H12ZM16 251L18 252V253H20V251H21V253H22V256L20 257V259H18V253H16ZM52 251V252H51ZM96 251H98V252H96ZM105 251V252H104ZM7 252V254H5ZM59 252V253H58ZM10 253V254H9ZM12 253L13 254H16V256L14 257L13 255H12ZM73 253H76L75 255H73ZM81 253H83L82 255H78V254H81ZM85 253V254H84ZM157 253V254H156ZM7 256L6 258H5V255ZM99 254H101V255H99ZM105 254V255H104ZM106 254H108V256L106 255ZM4 256V259H2L3 258V256ZM46 255V256H45ZM48 255V256H47ZM50 255V256H49ZM59 255H60V257L61 258H59L58 259V257H59ZM77 255V256H76ZM96 255H98L99 257H98V259H97V256ZM104 255V256H103ZM64 256V257H63ZM102 256V257H101ZM107 256V257H106ZM12 257L14 258V259H12ZM48 257V258H47ZM55 257V258H54ZM69 257H71V258H69ZM104 257H105V260H104ZM11 258V260H9ZM26 258V259H25ZM65 258V259H64ZM102 258V259H101ZM6 259V260H5ZM52 259H53V261H52ZM73 259V260H74ZM87 259H88V261H87ZM3 260H5V261H3ZM73 260H71V261H73ZM3 261V262H2ZM9 263H8V262ZM12 261H15V262H12ZM63 261H59V262H63ZM70 261V262H71ZM75 261V260H74ZM73 261V263L74 264H78L80 261L79 260H77L78 262H74ZM28 262H30V263H28ZM72 262H71V264H73ZM79 264H81V263H79Z\"/></svg>",
  "mask_w": 264,
  "mask_h": 264
},
{
  "label": "bare ground",
  "instance_id": "2",
  "mask_svg": "<svg viewBox=\"0 0 264 264\" xmlns=\"http://www.w3.org/2000/svg\"><path fill=\"white\" fill-rule=\"evenodd\" d=\"M4 1H5V2H4ZM35 1H37V2H35ZM51 1H52V0H51ZM51 1H50V0H8V1H7V0H0V7H1L2 5L4 6V4H2V3H6V10H5V15H6V16L4 15V17H3V18H6V20L2 21V24H4V25H2V28H1V23H0V35H1V36H0V37H1V38H0V51H2V52H0V53H2L1 56L6 57V56L8 55V52L10 53V50H11L10 48H11L13 45H15V46H13V47H14V53H15V54H14V53L12 54V52L10 53V56H13V55H14L12 58H11L10 56H9L10 59H8V60H5V59L2 60V59L0 58V63H1V64L4 63V62L2 63V61H4V60H5V63H6V67H5L6 70L4 69V70H5L4 73H6V75L4 74L5 76H7L8 72H9V74H10V69H11L10 66H13V67L15 68V64H14V63H15V62H17V63L19 62V63H20V60L22 61V59H24V57L26 56L27 52H28V53L31 52V47H32V49H33V47L35 46V45L31 46V40H35V42L37 43L39 40H41V38H42L43 35H44V36H43L42 40H44V39L47 40V38L51 35V34L49 35V34H48V31H46L47 34H48V37H47V34H46V33H43V32H45V30H41V28H42V26L48 24V21L46 20V19L49 20V18H46L48 15L50 16V19H51V18H52L51 15H53V17H54L55 14H56V18H54V20L56 21V19H59L58 17H60V14H58V13H59L60 10H61V9H60V8H61V6H60L61 4H60V3H61L62 0H59V1L57 0L58 4H57V3H56V4L58 5V7H57L58 10H57V9H56V10H57L58 12H57L56 10L54 11V10H53V7H52V10H51V8H50L51 6H49V3H51ZM64 1H65V3H64V5H65V4L68 2V0H64ZM66 1H67V2H66ZM72 1H73V0H71L69 3L72 4V3L75 2V1H74V2H72ZM82 1H83V0H82ZM82 1L80 0L79 2H82ZM85 1H87V2H89V3L91 4V1H89V0H85ZM85 1H83V2H85ZM106 1H108V0H106ZM125 1H126V0H125ZM125 1H124V3H125ZM127 1H128V0H127ZM132 1H133V2H132ZM132 1H130L131 4L135 3L134 0H132ZM139 1H141V0H138V2H139ZM148 1H149V0H148ZM153 1H154V0H153ZM165 1H167V0H165ZM168 1L170 2V0H168ZM168 1H167V2H168ZM174 1H175V0H174ZM176 1H177V0H176ZM178 1H179V0H178ZM181 1H182V0H181ZM185 1L187 2V0H185ZM185 1L183 0L182 2L185 4V3H186ZM211 1H212V3H213L215 0H211ZM225 1H226V0H225ZM228 1H229V3H230V2H232L233 0H227L226 2L228 3ZM235 1H236V0H235ZM249 1H250V0H249ZM259 1H260V0H259ZM48 2H49V3H48ZM55 2H56V1H55ZM55 2H54V0H53V2H52V3H54V6L56 5ZM79 2H78V3H79ZM92 2H93V0H92ZM100 2H101V1H100ZM122 2H123V1H122ZM146 2H147V1H143V2L141 1V3H142V5H141V3H140V4H137V1H136V5H138V6L140 5V6H139V9L141 10V12L143 11L142 8L144 7L143 3L146 4L145 6H147V5L150 4L149 6H147V7L150 8V10H147V7H146V10H147L148 12H146V10H145V13L142 12L143 16H149L148 14H149V11H151V10L153 11V13H155V14L157 15L158 12H157V13L155 12V10H157V9H154V10L152 9V7L154 6V4L156 3V0H155V3H154V4L152 3L153 6H152V4L150 3V2H152V0L149 1V4H147L148 2H147V3H146ZM158 2H159L160 5H161V3L164 4V5H166L165 2H164L163 0H162V2H161V0H160V1L157 0V3H158ZM160 2H161V3H160ZM163 2H164V3H163ZM167 2H166V3H167ZM201 2H202V0H201ZM201 2H200V0H199L198 4L201 5ZM215 2H216V1H215ZM215 2H214V3H215ZM217 2H218V1H217ZM223 2H224V0H223ZM233 2H234V1H233ZM233 2H232V3H233ZM236 2H237V4H238L239 0L236 1ZM250 2H252V1H250ZM254 2H257V3H258V1H255V0H254ZM69 3H68V4H69ZM97 3H98L99 6H100V4H101L102 2H101V3L97 2ZM97 3H95V4H97ZM130 3H129V4H130ZM157 3H156V6H157V7L155 6L154 8H158V5H159V4L157 5ZM172 3H173V0H172ZM172 3H171V5H172ZM177 3H178V2H177ZM179 3H180V5H182V7H183L184 4H182L181 2H179ZM191 3H192V2H191ZM195 3H196V2H195ZM203 3H205V1H204ZM209 3H210V2H209ZM212 3H211V4H212ZM220 3L222 4V2H219V5H217L218 7L215 6V7L217 8V11L220 10V8H219V7H220ZM227 3H226V4H227ZM232 3H230V4H232ZM239 3H240V2H239ZM247 3H248V2H247ZM261 3H262V2H261ZM263 3H264V1H263ZM263 3H262V4H263ZM62 4H63V3H62ZM80 4H83V3H80ZM86 4H87V3H86ZM118 4H119V3H118ZM120 4H121V2H120ZM173 4H174V3H173ZM237 4H236V5H237ZM252 4H253V3H252ZM254 4H255V3H254ZM57 5H56V6H57ZM93 5H94V3H93ZM167 5H168V4H167ZM204 5H205V4H204ZM204 5H203V7H204ZM212 5H213V4H212ZM215 5H216V4H215ZM244 5H245V7H246V3H245V2H244ZM244 5H243V8H244V9H242V10H245ZM256 5H257V4H256ZM256 5H252V6H249V7H254V6L256 7ZM68 6H69V8L71 7L70 5H68ZM68 6H67V7H68ZM75 6H76V5H75ZM84 6L87 7V6H89V5H88V4H87V5L84 4V5H83V8H85ZM90 6H91V5H90ZM96 6L98 7V5H96ZM116 6H117V4H116ZM127 6H128V5H127ZM127 6H126V7H127ZM131 6L133 7V6H135V5L133 4V5H131ZM131 6H130V7L128 6V8H130V10H129L128 8H127V9L129 10V12L132 11V13H133V11H135V8H137L138 6H136L135 8H133L134 10L131 9ZM176 6H177V4H175V10H178V8L176 9ZM184 6H185V5H184ZM190 6H191V4H190ZM190 6H189L188 8H190ZM196 6L198 7L197 3H196ZM210 6H211V5H210ZM210 6H209V4H208V7H210ZM213 6H214V5H213ZM213 6H212V7H213ZM257 6H260V4H258ZM34 7H36V8H35L36 11L34 10ZM65 7H66V5H65ZM67 7H66V8H67ZM80 7H82V5H80ZM140 7H141V8H140ZM168 7H169V6H168ZM171 7H172V6H171ZM177 7H178V6H177ZM180 7H181V6H180ZM199 7H200V6H199ZM199 7H198V8H199ZM206 7H207V6H206ZM212 7H210V8H212ZM227 7H228L229 11H228V9H227L226 11L229 12V13H231V12H232V9L234 10V8H235V7L232 8L231 6H227ZM229 7H230L231 9H230ZM247 7H248V4H247ZM263 7H264V6H263ZM1 8H2V9H1ZM1 8H0V9H1L2 11H0V12H3V7H1ZM54 8H55V7H54ZM69 8H67L66 10L64 9V10L68 13L69 11H67V10H69ZM72 8H73V7H72ZM72 8H71V10H72ZM76 8H77V7H75V9H76ZM83 8H82V9H83ZM94 8H95V5H94V7H93L92 9H94ZM98 8H99V7H98ZM144 8H145V7H144ZM159 8H162V6L159 7ZM165 8H167V6H165ZM172 8L174 9V5H173ZM183 8H184V7H183ZM198 8H197V9H198ZM201 8H202V7H201ZM204 8H205V7H204ZM216 8H215V11H216ZM241 8H242V5H241ZM257 8H258V7H257ZM49 9L52 11V13H53V12H54V13L51 14V15H50V14H47V12H48V13H51V11H50ZM73 9H74V8H73ZM77 9H78V8H77ZM77 9H76V10H77ZM82 9L79 8L78 12H80V10H82ZM92 9H90V10H88V11H89V12H90V11H91V12L94 11V10H92ZM124 9H125V8H123V10H124ZM137 9H138V8H137ZM137 9H136V10H137ZM139 9H138V10H139ZM168 9H169V8H167V10H168ZM181 9H182V8H181ZM190 9H191V8H190ZM190 9H189V10H190ZM195 9H196V8H195ZM197 9H196V10H197ZM212 9H214V7H213ZM263 9H264V8H262V10H263ZM47 10H48V11H47ZM116 10H117V9H116ZM125 10H126V9H125ZM162 10H163V9H162ZM164 10H165V9H164ZM164 10H163V11H164ZM167 10H166V11H167ZM171 10H172V9H171ZM175 10H174V11H175ZM179 10H180V9H179ZM179 10H178V11H179ZM182 10H183V9H182ZM189 10H188V11H189ZM191 10H192V9H191ZM193 10H194V8H193ZM193 10H192V12H193ZM196 10H195V12H196ZM208 10H210V9H206V11H208ZM242 10H240V11L242 12ZM254 10H255V8H254ZM254 10H252V11H253V12L256 11V13L251 12V10H248V11L246 10V11L248 12L247 15H248L250 12H251V13L248 15L249 18H247V20L243 21V23H244L245 25L247 24L246 22H248V21H250V20H252V19H255V18L257 19V21L260 20V18H261L262 20H264V17H263V16H264V14H263L264 11L260 13V11H261V6H260V8L256 9L255 11H254ZM259 10H260V11H259ZM32 11H33V12L35 11V12L33 13ZM72 11H74V10H72ZM72 11H71V12H72ZM82 11H83V10H82ZM88 11H87V12H88ZM120 11H121V10H120ZM158 11H159V10H158ZM160 11H161V10H160ZM160 11H159V13L162 12V11H161V12H160ZM188 11H185V12H188ZM206 11H203V12H204V15H205V12H206ZM210 11H211V10H210ZM220 11H221L222 13L218 14ZM220 11L216 12V13H217V16H218V17L221 16V19H224V18H222V17H224V16L226 17V15L224 14V13H226V12H225V11L223 12L222 10H220ZM238 11H239V10H238ZM238 11H237L236 13H238ZM246 11H244V12H246ZM249 11H250V12H249ZM55 12H56V13H55ZM87 12H86V13H87ZM89 12H88V13H89ZM124 12H125V11L122 12V15H123V16H122V15H121V16L119 15L121 18L124 17V14L126 13V12H125V13H124ZM138 12H139V11H138ZM141 12L139 13V14H140L139 17H143V16H141V15H142ZM175 12H176V11H175ZM175 12H174V14H175ZM179 12H180V11H179ZM192 12H191V13H192ZM199 12H201V10H200ZM212 12H213V11H212ZM241 12H240V13H241ZM63 13H64V12H63ZM73 13H75V11H74ZM82 13H83V12H82ZM123 13H124V14H123ZM147 13H148V14H147ZM153 13H152V14H153ZM162 13H163L162 15L165 16V13H164V12H162ZM181 13H182V12H181ZM207 13H208V12H207ZM207 13H206V14H207ZM214 13H215V12H214ZM216 13H215V14H216ZM240 13H239V15H240ZM257 13H258V14H257ZM2 14H3V13H2ZM31 14H33V15H32V18L35 20L34 22H31ZM68 14H69V13H68ZM75 14H76V13H75ZM75 14H71V15L74 16ZM89 14L91 15V13H89ZM117 14H118V13H117ZM120 14H121V13H120ZM128 14H129V13H128ZM128 14H127V16H130V15H128ZM155 14L150 15V16L154 17V16H156ZM170 14H171V13H170ZM177 14H178V12H177ZM194 14H195V13H194ZM198 14L202 15L203 13H202V14H201V13H198ZM198 14H197V15H198ZM215 14H213V15L215 16ZM251 14H252V16H253V14H254V17H255V18H254V17L252 18ZM261 14H263V15H262V16H258V15H261ZM14 15L16 16V20L13 21V16H14ZM69 15H70V14H69ZM80 15H81V12H80ZM83 15H85V13H84ZM92 15H93V13H92ZM92 15L90 16V18L93 17ZM114 15H115V14H114ZM136 15L138 16V14H135V13H134V15L131 14V17H134V18L132 19L131 17H129V18H130L129 20H132L131 22H133V20H136ZM162 15H161V16H162ZM180 15H181V14H179V16H180ZM184 15H185V14H184ZM197 15H196V16H197ZM239 15H238V16H239ZM245 15H246V14H245ZM245 15H244V16H245ZM255 15H256L258 18H257ZM49 16H48V17H49ZM57 16H58V17H57ZM65 16H67V15H66V14H65V15L63 14V17H65ZM73 16H71V17H73ZM77 16H79V14H77ZM86 16L88 17V15H86ZM86 16H85V17H86ZM117 16H118V15H117ZM164 16H163L162 18H161V17H157V18H159V19H161V20H162V19L164 20ZM177 16H178V15H177ZM196 16H192V17L195 18ZM205 16H206V15H205ZM205 16H204V17H205ZM208 16H209V15H208ZM211 16H212V14H211ZM217 16H216V17H217ZM235 16H236V15H235ZM244 16H243V17H244ZM71 17H70V18H71ZM75 17H76V16H75ZM81 17H83V18H81ZM85 17H84V16H80L81 20L85 19ZM87 17H86V18H87ZM113 17H115V16L112 15V18H113ZM125 17H126V15H125ZM125 17H124V18H125ZM139 17L137 18V20H139ZM152 17H151V18H152ZM168 17H169V15L167 16V18H168ZM183 17L186 18L185 16H183ZM198 17L201 18L200 16H198ZM202 17H203V16H202ZM206 17H207V16H206ZM227 17H228V16H227ZM227 17L225 18L226 21H227V19L229 20V18H230V17H229V18H227ZM240 17H241V16H240ZM243 17H242V18H243ZM250 17H251V19H250ZM259 17H260V18H259ZM262 17H263V18H262ZM0 18H1V17H0ZM80 18H79V19H80ZM103 18H104V17H103ZM105 18H106V17H105ZM109 18H110V17H109ZM116 18H117V17H116ZM124 18H123V19H124ZM148 18H149V17H148ZM171 18H172V17H171ZM177 18H178L177 20H179V17H177ZM194 18H193V19H194ZM199 18H197V21H196V19L193 20V19L190 18V21H191V20H192V21H196V23L198 24V22L200 21ZM209 18H210V17H209ZM212 18L215 19V17H213V16L211 17V19H212ZM233 18H234V17H233ZM52 19H53V18H52ZM71 19H72V18H71ZM73 19H74V17H73ZM88 19H89V17H88ZM142 19H143V18H142ZM144 19H145V18H144ZM144 19H143V20H140L141 22L139 21V25H137L138 23H136L137 27L139 26V27H138L139 30H141L140 27L143 29L144 26H145V25L142 26V25H143V24H142V21H145ZM149 19H150V18H149ZM172 19H173V18H172ZM202 19H203V20H202ZM211 19H210V20L208 19V20H209V24L212 23V21H213V19H212V20H211ZM234 19H236V18H234ZM2 20H3V19H2ZM45 20H46V21H45ZM96 20H97V19H96ZM98 20H100V19H98ZM98 20H97V21H98ZM102 20H104V19H102ZM106 20H107V19H106ZM106 20L103 21L102 23L105 24ZM119 20H120V19H119ZM119 20H116V24L118 23ZM125 20H127V22L129 21L128 19H125ZM147 20H148V19H147ZM155 20H156V19H155ZM170 20H171V19H170ZM170 20H168V21H170ZM175 20H176V19H175ZM175 20H174V21H175ZM198 20H199V21H198ZM201 20H202V21H204V20L206 21V18H201ZM216 20L218 21L217 18H216ZM230 20H231V18H230ZM262 20H261V21H258V22L261 23ZM32 21H33V20H32ZM44 21H45V24H44ZM57 21H58V20H57ZM57 21H56V22H57ZM68 21H70V19H69ZM78 21H79V20H77V23H79ZM87 21H88V20H87ZM93 21H94V20H93ZM100 21H101V20H100ZM111 21H112V19H111ZM111 21H109V23H112ZM123 21H124V20H123ZM123 21H121V22L123 23ZM148 21H149V20H148ZM168 21H167V22H168ZM185 21H188V20H185ZM185 21H184V23H185ZM210 21H211V22H210ZM217 21H216V22H217ZM231 21H232V20H231ZM237 21H238V20H236L235 22H237ZM241 21H242V20H241ZM253 21H254V20H252V22L250 21L251 24H253ZM0 22H1V21H0ZM3 22H5V23H3ZM49 22L51 23V20H49ZM66 22H67V21H66ZM71 22H73V21H71ZM80 22H81V21H80ZM84 22H85V21H84ZM84 22H83V23H84ZM107 22H108V20H107ZM129 22H130V21H129ZM129 22H128V24H131V23H129ZM151 22H152V21H151ZM153 22H154V21H153ZM153 22H152V23H153ZM156 22H157V25H158L159 20L157 19ZM171 22H172V21H171ZM177 22H179V21H177ZM206 22L208 23V21H206ZM216 22H215V23L213 22L212 24L215 25ZM219 22H220V21H219ZM239 22H240V21H239ZM239 22H238V23H239ZM250 22H249L248 24H250ZM255 22H256V21H254V23H255ZM263 22H264V21H263ZM31 23H32V24H31ZM42 23H43V24H42ZM54 23H55V22L52 21V24H50V25H52L53 28L55 27V26H54V25H55ZM75 23H76V21H75ZM75 23H74V24H71V25H69V26H72V25L77 26V25H75ZM83 23H82V25H83ZM85 23H86V22H85ZM85 23H84V24H85ZM100 23H101V22H100ZM114 23H115V22H114ZM119 23H120V22H119ZM125 23H126V22H124V26L121 27L123 30L126 29V28H124V27H125ZM152 23H151V24H152ZM168 23H169V22H168ZM168 23H167V24H168ZM186 23H187V22H186ZM194 23H195V22H194ZM207 23H206V25H207ZM243 23H242V22L240 23V24H241L240 26H241V27L243 26L241 29H243V28L245 29V25H244ZM40 24H42V25H40ZM67 24H69V22H68ZM80 24H81V23H79V25H80ZM93 24H95V23H93ZM116 24H114V25L117 26ZM120 24H121V23H120ZM133 24H135V21L133 22ZM140 24H141V25H140ZM145 24H146V23H145ZM159 24H161V23H159ZM173 24H174V23H173ZM177 24H178V23H177ZM191 24H192V25H191ZM191 24H190V22L188 23V25H191V26L194 25L192 22H191ZM197 24H195V25H197ZM199 24H200V22H199ZM201 24H203V22H202ZM201 24H200V25H201ZM209 24H208V26H207L206 28H205L206 25H204V27H202V29L205 28L204 30H202V32H204V31L207 32L210 28L214 27V25H212L211 27H209V26H210ZM217 24H218V23H217ZM217 24H216V26H218ZM234 24H237V23H234ZM255 24H257V22H256ZM262 24H263V23H262ZM39 25H40V28H39ZM58 25H59V23H58ZM58 25H57V23H56V26H58ZM87 25H89V24H87ZM95 25H97V24H95ZM101 25H102V24H101ZM105 25L107 26L108 24L106 23ZM105 25H104V26H105ZM153 25H154V23H153ZM155 25H156V24H155ZM155 25H154V26H155ZM157 25H156V26H157ZM174 25H176V24H174ZM174 25H173V26H174ZM183 25H184V24H183ZM183 25H182V26H183ZM188 25H187V28H188ZM195 25H194V26H195ZM220 25H221V26H220ZM223 25H224V24H223ZM260 25H261V24H260ZM260 25H259V27L261 28ZM74 26H73V27H74ZM89 26H90V25H89ZM89 26H88V27H89ZM97 26H98V25H97ZM108 26H110V24H109ZM119 26H120V25H119ZM147 26H148V25H147ZM167 26H168V25H167ZM173 26H172V27H173ZM182 26H181V27H182ZM185 26H186V25L183 26V27H184L183 29H184L185 31H184V30H183V32L181 31V35H180V36H183L182 33H184V35H185L186 37L183 36V38L185 37V38L189 39V37L191 36V35H190V33H191V30H190V29H191V26H190L188 29H187V28L185 29ZM194 26H193V30H195V29H194ZM216 26H215V27H216ZM219 26H220V28H219ZM219 26L217 27V28H219V29L216 28L218 32H216V33L214 34L215 36L212 37V39H211V38H210V39L208 38V39L210 40V42L208 41V39H206V40H205V41H206V42H205V43H206L205 46H202V45H201V46H202L201 49H203V47L205 48V51H204V49L201 50L202 53H203V51H204V52L207 51L206 53L210 52L211 49H210V50H207V49H208V46H209L210 44L212 45V43L214 42V40H216L215 37H216L217 35H219V37H217V38H220V34H222V31L220 32V30H223L224 27H225L224 29H226L227 24H226L225 26H222V24L219 23ZM237 26H238V24H237ZM240 26H238V27H239L238 29H240ZM250 26H251V25H250ZM250 26H247V25H246V31L249 30V27H250ZM253 26H254V25H253ZM45 27L47 28L48 25L45 26ZM52 27H51V28L49 27V29H48V30L51 29V30L49 31L50 33L53 32V31H52ZM66 27L68 28V26H66ZM66 27H65V29H66ZM73 27H71V29H73ZM88 27H87V28H88ZM93 27H94V29H95V26H93ZM99 27H100V26H99ZM126 27H127V25H126ZM133 27H134V26H133ZM135 27H136V26H135ZM137 27H136V29H135V28L133 29V30H135L134 33H133V31H132V36H134V37L136 36V34L139 35L140 33H142V32H141L142 30L139 32V34L136 33L137 31H139V30H137V29H138ZM145 27H146V26H145ZM174 27H175V26H174ZM174 27H173V28H174ZM176 27H177V26H176ZM176 27H175V30H176ZM198 27H199V25H198ZM208 27H209V28H208ZM233 27H234V26L232 25V30H233ZM247 27H248V29H247ZM255 27H256V26H255ZM46 28H44V29H46ZM69 28H70V27H69ZM77 28H79V26H77ZM77 28H76V29H77ZM81 28H82V27H81ZM84 28H85V27H84ZM87 28H86V29H87ZM90 28H91V27H90ZM90 28H89V29H90ZM96 28H97V27H96ZM105 28H106V27H105ZM115 28H116V27H115ZM130 28H132V25L130 26ZM130 28H128V29H130ZM151 28L153 29L152 26H151ZM179 28H180V27H179ZM196 28H197V27H196ZM228 28H229V27H228ZM228 28H227V29H228ZM230 28H231V27H230ZM256 28H257V27H256ZM256 28H255V29H256ZM65 29H64V30H65ZM79 29H80V28H79ZM82 29H83V28H82ZM82 29H81V30H82ZM94 29H93V31H94ZM117 29H118V28H117ZM119 29H120V27H119ZM128 29H126V31L123 32V35H124V33H125V35L129 36L128 34H126V33H128ZM147 29H148V28H147ZM147 29H146V30H147ZM152 29L150 30L151 32L154 31V29H153V30H152ZM181 29H182V28H181ZM199 29H200V28H199ZM212 29H213V28H212ZM236 29H237V27H236ZM257 29H258V28H257ZM257 29H256V30H257ZM262 29H264V28H262ZM262 29L259 30V31H260V32L263 31ZM68 30L70 31V29H68ZM74 30H75V29H74ZM87 30H88V29H87ZM99 30H100V29H99ZM99 30H98V31H99ZM105 30H106V29H105ZM105 30H104V31H105ZM112 30H113V31H116V29H112ZM131 30H132V29H131ZM171 30H172V29H170L169 31H171ZM175 30H174V31H175ZM178 30H180V29H178ZM186 30H190V31H186ZM196 30H198V29H196ZM206 30H207V31H206ZM213 30H214V29H213ZM213 30H212V32H213ZM230 30H231V29H230ZM51 31H52V32H51ZM84 31H85V30H84ZM120 31H121V29H120ZM120 31H118V32H120ZM129 31H130V30H129ZM162 31H163V30H162ZM172 31H173V30H172ZM172 31L169 32V33L167 32V33H168V35H167L168 37H167V38L173 36L171 33L174 34V32H172ZM210 31H211V30H210ZM214 31H215V30H214ZM223 31H224V30H223ZM226 31H227V30H226ZM234 31H235V28H234ZM239 31H240V30H239ZM239 31H238V32H239ZM61 32H62V31H61ZM71 32H72V31H71ZM80 32H82V31H80ZM96 32H97V31H95V33H96ZM118 32H117V31H116V32H113L114 35H113V37H112L111 39H113L114 37H116V36H115V35H116L115 33H118ZM130 32H131V31H130ZM143 32H144V29H143ZM145 32H148V30L145 31ZM145 32H144L145 36H143V37H146V33H145ZM151 32H149V33H151ZM164 32H165V31H164ZM178 32H179V31H178ZM188 32H189V33H188ZM202 32H201V34H200V37H199V36H198V37L196 36L197 39L199 38V40H200V38H201L202 40H204V36H207V35H208V34L206 35V33H203V34H202ZM224 32H225V31H224ZM231 32H232V31H231ZM238 32H237V33H238ZM244 32H245V31H243L242 33H239V34H240V35H243V34H245ZM253 32H254V31H253ZM57 33L59 34V32H56V34H57ZM66 33H67V32H66ZM73 33H75V31H74ZM73 33H72V35H73ZM82 33H83V32H82ZM82 33H80V35H81ZM90 33L93 34V32H91V31L89 30V34H90ZM102 33H103V32H102ZM113 33H112V34H113ZM198 33H199V30H198ZM209 33H210V32H209ZM218 33H219V34H218ZM227 33H228V32H227ZM229 33H230V31H229ZM237 33L235 32V33H233V34H232V33L227 34L226 36L229 37V38H227V37L225 36V37H226L225 40H228V39L234 37V35L237 34ZM249 33H251V32H249ZM45 34H46V35H45ZM56 34H54V35H56ZM98 34H99V33H98ZM112 34H109V36H111ZM130 34H131V33H130ZM133 34H134V35H133ZM187 34L189 35V37H187ZM191 34H193V33H191ZM204 34H205V35H204ZM225 34H226V32H225ZM263 34H264V33H261V34H252L251 36H252V37L255 36V38L258 36V37H260V38L257 37L256 39L260 40L262 37H264V36H261V35H263ZM65 35H66V34L64 33V35H62V36L64 37ZM80 35H79V38H81ZM82 35L85 36L84 34H82ZM94 35H95V34H94ZM163 35H164V34L161 33V35H159V36H161V38H162ZM193 35H194V34H193ZM195 35H196V33H195ZM195 35H194V36H195ZM201 35H204L203 38L201 37ZM222 35H223V34H222ZM229 35H231V36H229ZM232 35H233V36H232ZM45 36H46L47 38H46ZM83 36H82L81 40L84 38ZM87 36H89V35L86 34V37H87ZM91 36H92V35H90V38H91ZM97 36H98V35H97ZM127 36L122 37V38L128 39ZM132 36H131V37H132ZM177 36H178V34H177ZM194 36H192V38H193ZM237 36H239V35H237ZM243 36H244V35H243ZM247 36H248V37H247ZM247 36H246V37H247V40H248V38H249L250 35H247ZM251 36H250V37H251ZM52 37H54V36L52 35L51 38H52ZM66 37H67V36H66ZM70 37H71V34H70ZM76 37H77V36H76ZM86 37H85V38H86ZM92 37H93V36H92ZM107 37H108V36H107ZM126 37H127V38H126ZM134 37H132V38H134ZM141 37H142V36H141ZM173 37H174V36H173ZM196 37H195V41H194V42L198 41L199 44H196V46H197V48H198L199 45L202 44V42H200L199 40H196ZM210 37H211V36H210ZM241 37H242V36H241ZM31 38H32V39H31ZM59 38H60V41H61L62 38H61V37H59ZM59 38H57V39H59ZM64 38H65V37H64ZM90 38H89V39L86 38V39H87V40H90ZM116 38H117V37H116ZM122 38L119 39V37H118V38H117V42L119 43V41H120ZM161 38L158 37L159 42L163 40V38H162V40H161ZM164 38L166 39V37H164ZM190 38H191V37H190ZM206 38H207V37H206ZM53 39H54V38H53ZM53 39H51V40L54 41ZM68 39H69V38H68ZM77 39H78V38H77ZM77 39H76V40H77ZM95 39H96V37H95L93 40H95ZM106 39H107V38H106ZM106 39H104V40H106ZM114 39H115V38H114ZM114 39H113V40H114ZM118 39H119V41H118ZM125 39H123V40L125 41ZM129 39H130L131 41H129ZM129 39H128V42H130L131 44H132V42H133V43L136 42L135 46L138 45V43L141 42L139 39H141V40L143 41V39H142V38H139V37H138V41H139L138 43H137V41H135V40H134L135 42L132 41L133 39H131L130 36H129ZM135 39H137V38H135ZM179 39H180V38H179ZM181 39H182V37H181ZM187 39H185V40L187 41ZM251 39H252V38H251ZM253 39H254V37H253ZM12 40H14L15 43H14L13 45L11 44L12 46L10 47V43H11ZM42 40H41V41H42ZM55 40H56V39H55ZM64 40H65V39H64ZM64 40H63V41H64ZM73 40H74V39H73ZM78 40H79V39H78ZM81 40L78 41V42H77V41H75V42L73 41V42H74V44L77 42V44L79 45L80 42H81ZM87 40H85V41L87 42V46H88V41H87ZM91 40H92V39H91ZM91 40H90V41H91ZM104 40H103V41H104ZM113 40H109V41L107 40V42H108L107 44H109V46H111V45L114 46V44H115V47H114V48H116V50L113 48V46H111L112 48H111V47L109 48V49H111L110 51H112V50L114 49V52H110V51H109V55H111V56H112L111 53H113V56H115L114 53L116 54L115 51H117V50H118V52H120V51H119L120 49H117L118 47L116 46V43H113ZM123 40H121V41H123ZM167 40H168V41H167ZM167 40H165V42L167 41L165 44H171V43H169V39H167ZM171 40H172V39L170 38V42H171ZM182 40H183V39H182ZM189 40H191V39H189ZM192 40H193V39H192ZM192 40H191V41H192ZM211 40H212V41H211ZM217 40H219V39H217ZM217 40H216V41H217ZM225 40H223V41L225 42ZM233 40H235L238 44H240L239 42L242 41V40H246V38L244 37V38L240 39L239 41H237V38L235 39V37H234ZM247 40H246V41H247ZM258 40H254V41L251 40V42H250V39H249L248 41H249L250 43H248V41H247V43H243V42H246V41H242L243 44L239 45V48L236 47L237 43H236L235 41H233V42H234V43H233L232 40H231L232 44L230 43V45L233 46V44L236 43V45H234L235 48H236V50L238 49L239 51H241L240 48L242 47V48H243L242 52L245 53L246 51H250V50H252L253 47H254L253 45H256V44L259 45L258 43H259L260 41H259L258 43H255V42L258 41ZM262 40L264 41V39H262ZM47 41H48V40H47ZM47 41H46V42H47ZM49 41H50V40H49ZM65 41H66V40H65ZM65 41H64V43H65ZM121 41H120V43H121ZM124 41H123V43H121V44H123V46H124V45L127 46L129 43H124ZM157 41H158V40H157ZM179 41H180V40H178L177 42L179 43ZM223 41H222V42H223ZM252 41H253V42H252ZM263 41H261V42H263ZM44 42H45V40H44ZM55 42H56V41H54V43H55ZM58 42H59V41H58ZM58 42H56V43H58ZM66 42H67V41H66ZM86 42H85V43H86ZM111 42H112V43H111ZM125 42H126V41H125ZM148 42H149V41H148ZM163 42H164V40H163ZM163 42H162V43H163ZM184 42H185V41H184ZM189 42H190V41H189ZM208 42H209V43H208ZM222 42H221V43H222ZM261 42H260V44H261ZM50 43H51V42H50ZM54 43H53V46H55ZM60 43H61V42H60ZM62 43H63V42H62ZM62 43H61V44H62ZM71 43H72V42H71ZM99 43H101V44H99L100 47H99L98 50H97V51H98L97 54L101 55L100 53L103 52V51L105 50V51H104L105 53L103 52L104 54L101 55V56H102V57H103V56L106 57L105 54L108 52V51H106V50H109V49H107V48H108V45L106 44V41L104 42L105 46L103 45L102 42H99ZM110 43H111V45H110ZM160 43H161V42H160ZM160 43H159V44H160ZM162 43H161V45H162ZM190 43H191V42H190ZM207 43H208V46L206 47ZM221 43H220V44H221ZM228 43H229V42H228ZM253 43H255V44H253ZM51 44H52V43H51ZM51 44H49V45H51ZM67 44H69V40H68V43H67ZM77 44H76V45H77ZM83 44H84V43H83ZM83 44H82V45H83ZM89 44H90V42H89ZM121 44H120V46H119V45H118V46L121 47ZM126 44H127V45H126ZM181 44H182V43H181ZM181 44H179L180 46L177 44V48H175V53H176V54H175V57H176V55H177V57H176V58L173 57V58L176 59V60H177V58H178V59L180 58L178 61H180V60L182 59L181 56L178 57V54H179V55H180V53L182 54V52L179 53V51H180L179 48L181 49ZM187 44H188V42H187ZM193 44H194V43H193ZM215 44H216V43H215ZM222 44H223V43H222ZM262 44H263V43H262ZM262 44L259 45L258 47L255 46V47H254V50H256L257 48H260V46L262 47ZM56 45H57V44H56ZM59 45H60V44H59ZM59 45H57V47H61V46H62V45H61V46H59ZM76 45H74V47L72 48V46H73V44H72V46H70V48H72L73 50L76 51V49H75V46H76ZM80 45H81V44H80ZM80 45H79V46H80ZM84 45L86 46V44H84ZM84 45H83V46H84ZM90 45H91V44H90ZM161 45L159 46L158 43H157V45L154 44V47H153V48H155V47L157 46V50L154 51L153 48H152L151 53H149V55H151L152 57L147 55V56H146L147 60H149L150 62L154 61L155 56H156L157 54H158L157 56H158V57L160 58V60H161V56H162V53H163V52L161 53V52L159 51V52H160V53H159V52H158V49L160 50L159 47H164V46H163L164 43H163L162 46H161ZM184 45H185V44H184ZM188 45L190 46V44H188ZM194 45H195V44H194ZM194 45H192L193 47H191V48H194V47H195ZM203 45H204V43H203ZM228 45H229V44H227L226 46H228ZM230 45L228 46L229 49H231V48H230ZM79 46H78V48H79ZM83 46H80V47H83ZM85 46H84V47H85ZM87 46H86V47H87ZM129 46H130V45H129ZM129 46H128V47H129ZM178 46H179V47H178ZM189 46H188V47H189ZM201 46H200V47H201ZM213 46H214V44H213ZM218 46H219V43H218ZM226 46H224V45L222 46V47H224V49L222 50V53H223V51H225V50L227 49ZM38 47H40V46H38ZM55 47H56V46H55ZM76 47H77V46H76ZM84 47H83L82 49L79 48V49H81L79 52L83 51ZM95 47H96V46H95ZM95 47H94V48H95ZM104 47H106V49H104ZM128 47H127V48H128ZM130 47H131V46H130ZM132 47H134V46L132 45ZM169 47H170V46H169ZM185 47H186V45H185ZM185 47H182V48H185ZM188 47H187V49H186V51H185L186 54L190 53V52L188 51V50L190 49V47H189V48H188ZM245 47H246L247 49H248V47H249V48L251 47L252 49L250 48V50H244ZM36 48H37V47H36ZM36 48H34V50L40 49V48H37V49H36ZM68 48H69V46H68ZM70 48H69V50H70ZM78 48H77V51H76V55H77V54H80V53L78 52ZM96 48H97V47H96ZM96 48H95L94 50H93V48H92V50H93V51H96ZM127 48L122 47L121 49H124V50H125V49H127ZM134 48H135V47H134ZM218 48H220V47H218ZM235 48L233 47V49H235ZM242 48H241V49H242ZM246 48H245V49H246ZM255 48H256V49H255ZM12 49H13V48H12ZM59 49H61V48H59ZM66 49H67V48H66ZM103 49H104V50H103ZM128 49H129V48H128ZM155 49H156V48H155ZM162 49H164V48H162ZM165 49H166V51H164ZM165 49H164L163 51H164V52H167V50H168V49H167V46L165 47ZM177 49H178V50H177ZM216 49H217V48H216ZM263 49H264V48H263ZM263 49H261V52H260V51H257L258 53H257V52H255V53H257V55L259 54V55H260L259 57H262L261 54L264 52ZM61 50H64V49H61ZM73 50L69 51V52H71V55L73 54L74 57L71 56V59H72V57H73L72 61H71V59L67 58V59L70 60V61L68 60V61H69L68 64L66 63L67 68H69L68 65H70V66L72 65V62L74 61V58L76 57V56L74 55L75 52H74V53L72 52ZM92 50H91V52H92ZM101 50H102V51H101ZM132 50H133V49H132ZM172 50H173V49H172ZM172 50H171V52H172ZM176 50H177V51H176ZM181 50H182V49H181ZM193 50L196 51V49H193ZM193 50L190 49V51H193ZM199 50H200V48H198V51H199ZM213 50H214V49H212V51H213ZM227 50H228V49H227ZM227 50H226V52H228ZM236 50L232 51V49H231V50L227 53V55H228L229 53H232V52H235V53L238 52V50H237V51H236ZM3 51H4V52H3ZM12 51H13V50H12ZM42 51H44V50H42ZM99 51H100V53H99ZM122 51H123V50H122ZM126 51H128V50H126ZM126 51H124V52H120V53H119L121 59L124 58V56L121 57V55H123L124 53H125V56H126V54H127ZM129 51H130V49H129ZM136 51H137V50H136ZM187 51H188V52H187ZM194 51H193V53H195V55H197V58L194 57V55H193L192 52H191V54H189V56H190V58H192V59H193V57H194L193 62L196 60V61H195L196 63H195V62H194V63H191V65H192V64H195V66H197V64H199V63H200L201 61H203V60H206V59L209 57V55L207 54L208 57L205 56V58H204V55H205L206 53H204V55H203V54L201 53V51H199V52L203 55V57L200 58V55H199L200 53H197V54H196V52H194ZM198 51H197V52H198ZM244 51H245V52H244ZM262 51H263V52H262ZM5 52L7 53L6 56L3 55V53L6 54ZM69 52H68V53H69ZM77 52H78V53H77ZM152 52H153V53H152ZM156 52H157V54L154 56V54H155ZM177 52H178V53H177ZM217 52H218V50H216V52H215V50H214L213 53H214V54H215V53L217 54ZM259 52H260L261 54H260ZM43 53H45V51H44ZM48 53L50 54V50H49ZM57 53H58V52H57ZM128 53H129V52H128ZM131 53H132V51H131ZM167 53H168V52H167ZM222 53H220V55H221ZM248 53H249V52H248ZM11 54H12V55H11ZM39 54H40V53H39ZM97 54L94 53V52H92V53L90 54L89 51H88V53H86V55H88V57L91 56V55H94V56L96 57V59H98V60L95 62L96 59L94 58V56L91 57V59H92V58L95 59V60H94V59H92V60H94V62L96 63V65H94L95 63L93 64V63H90V62H89V61L92 62V60H90V57H89V59H88L89 61H86L88 57L85 56V59H86V60H85V59L83 58V56H82L83 59H81L80 61L85 60V61H84L85 63H86V62H87V63L89 62V64L92 65V68H91L90 66L85 67V68H87V69H85L84 67H82V65H80L82 68L85 69V70H84L85 72H86L88 69H89L88 71H90V72H92L91 70H92V69L94 70L95 68L99 70V68L102 66L101 60L105 59V61H106V58H105V57H103V59H102V57L99 56V55H97ZM129 54H130V53H129ZM186 54H184V55H186ZM216 54H215V56H216ZM232 54H234V53H232ZM236 54H240V53H236ZM236 54H235V55H236ZM241 54H242V53H241ZM253 54H254V53H253ZM253 54H252L253 58L257 56L256 54H255V55H253ZM36 55H37V54H36ZM50 55H52V54H50ZM96 55H97V56H96ZM117 55H118V53H117ZM117 55H116V57H117ZM159 55H160V56H159ZM165 55H166V53L163 54V57H162L163 61H164V56H165ZM191 55H193V56L191 57ZM198 55H199V57H198ZM202 55H201V56H202ZM246 55H247V54H246ZM31 56H33L32 53H31ZM53 56H54V55H52V57H53ZM78 56H79V55H78ZM98 56H99L101 59H99ZM127 56H128V55H127ZM157 56H156V58H157ZM182 56H183V54H182ZM230 56H232V55H230ZM249 56H250V55H248V58H250ZM252 56H251V57H252ZM7 57H8V56H7ZM38 57H39V56H38ZM49 57H50V56H49ZM57 57H58V55H57ZM57 57H55V58L57 59ZM64 57H65V56H64ZM64 57L62 56V58H64ZM66 57H67V56H66ZM68 57H69V56H68ZM97 57H98V58H97ZM136 57H137V56H136ZM136 57H135V58H136ZM139 57H140V56H139ZM148 57H150V58H148ZM167 57H168V56H167ZM187 57H188V55H187L186 57L184 56V57H183V60H184L185 58H187ZM212 57H213V56H212ZM224 57H225V56H224ZM226 57H227V56H226ZM236 57H237V56H235L234 58H236ZM238 57H239V56H238ZM238 57H237V59L235 60L236 62L239 61V58H238ZM242 57H244V55H243ZM245 57H246V56H245ZM259 57H258V58H259ZM263 57H264V56H263ZM34 58H36L35 54H34ZM34 58H33V60H34ZM50 58H51V57H50ZM50 58H49V59H50ZM77 58H78V57H77ZM120 58H118V60H119ZM143 58H144V57H143ZM143 58H142V59H143ZM151 58H152V59H151ZM153 58H154V59H153ZM159 58H158L157 60H159ZM190 58H189V59H190ZM198 58L201 59L200 62H199V59H198ZM203 58H204V59H203ZM221 58H222V57H221ZM230 58L232 59V57H230ZM230 58H229V59H230ZM240 58H241V57H240ZM6 59H7V58H6ZM65 59H66V58H65ZM65 59H64V60L62 59V60L65 61ZM75 59H76V58H75ZM114 59H115V61H117L116 58H114ZM114 59L112 60V66H113V64H114V66H116V65H115L116 63H114ZM121 59H120V61L123 60V59H122V60H121ZM124 59H125V58H124ZM137 59H138V58H137ZM144 59H145V58H144ZM144 59H143V60H144ZM171 59H172V58H171ZM174 59H173V60H174ZM192 59H191L190 61H192ZM202 59H203V60H202ZM224 59H225V58H223L222 60H224ZM227 59H228V58H227ZM245 59H246V60H245ZM251 59H252V58H251ZM259 59H260V58H259ZM259 59L256 58V59H254V60H259ZM261 59H262V58H261ZM261 59H260V60H261ZM1 60H2V61H1ZM28 60H29V59H27V61H28ZM42 60H43V59H42ZM42 60H40V61L42 62ZM52 60H55V59H52ZM57 60H58V59H57ZM151 60H152V61H151ZM157 60H155V61L157 62V64L155 63V61L152 62V64H151L149 61H148V63H147L146 60H144L143 62H146V64L149 65V66L147 65V67H148L149 70H150L151 68H152V70H153L154 66H155L154 69L156 70L157 67H159V65L162 63V62H161L162 60H161V61L159 60L160 62L157 61ZM212 60H214V59H212ZM217 60H218V61H221V62L219 63ZM217 60H215V63H214V61L211 62V60H210V62H207V63H210V65H212V66H210V65L207 64V63H206V65H207V66L209 65L208 67H211V68H212V67H213V64H212V63L216 64V61H217V63H218L219 66H217V64H216L215 66H217L218 69H220L221 73L218 72V71H214V70H213L214 72H217L218 74L220 73L221 75H222V74H223V75H224V74L227 75L229 72H227L226 70H229V71L231 70V71H232V69H230V68H232V67H234V66L231 65L230 68H229V66H227V65H230V64L224 63V62H223L222 60H220V59H217ZM232 60H233V59H232ZM241 60L248 62L249 59L247 60V57H246V58H244V59H240V61H241ZM252 60H253V59H252ZM252 60H249V61L251 62ZM254 60H253V61H254ZM25 61H26V60H25ZM40 61H39V62H40ZM80 61H79V62H80ZM103 61H104V60H103ZM120 61H118V62H120ZM174 61H175V60H174ZM185 61H186V60H185ZM190 61H189V64H188V62L185 63L184 61H183V64H182V60H181V61H180V62H181L180 64H181V66L184 65V64H186V68H187V65H188V69H186V70H184L185 68L183 69L184 72H186V73L189 71L190 68H193L192 71H191L192 73H189V72H188V73L190 74V76H191L193 73H195V71H193V70H195L196 67H194V65L189 66V65H190ZM226 61H228V60H226ZM235 61H234V62H235ZM243 61H242L241 63H244ZM23 62H24V61H23ZM31 62L33 63V62H35V61H31ZM37 62H38V61H37ZM53 62H54V61H53ZM57 62H58V61H57ZM66 62H67V61H66ZM79 62H78V63H79ZM123 62H124V61H123ZM123 62L118 63L117 66H118L119 64H121V63H122L121 65H123V64H124ZM133 62H134V61H133ZM133 62H132V63H133ZM158 62H159V63H158ZM175 62H176V61H175ZM203 62H204V61H203ZM203 62H201V64H202ZM17 63H16V65H17ZM29 63H30V61H29ZM29 63H28V65L30 66ZM35 63H36V62H35ZM49 63H52V61H50ZM69 63H71V64H69ZM82 63H83V62H82ZM82 63H79V64H82ZM85 63H84V64H85ZM87 63H86V65H87ZM97 63H99V67H98V68H97ZM104 63H105V62H104ZM176 63H177V62H176ZM176 63H175V67H177V66H176V65H177ZM178 63H179V62H178ZM223 63L226 64V66L224 65V66H225V71L222 72V69L224 70ZM229 63H231V61H230ZM24 64H25V63H24ZM33 64H34V63H33ZM40 64H41V63H40ZM42 64H43V63H42ZM52 64H55V63H52ZM52 64H51V65H52ZM79 64H77V65H79ZM89 64H88V65H89ZM100 64H101V65H100ZM129 64H130V62H129ZM139 64H140V62H139ZM144 64H145V63L141 64L140 67H141V68L144 67L145 69H147V67H145L146 64H145V65H144ZM150 64H151V65H150ZM158 64H159V65H158ZM170 64H171V63H170ZM201 64H199L198 67H199ZM221 64H222V65H221ZM254 64H255V63H254ZM254 64H252V66H253ZM37 65H38V64H37ZM121 65H119L118 67L120 68ZM130 65H132V64H130ZM136 65H137V64H136ZM136 65H135V66H136ZM152 65H153V67H152ZM157 65H158V66H157ZM162 65H163V64H162ZM173 65H174V64H173ZM173 65H172V66H173ZM220 65H221L223 68H222V67L219 68ZM238 65H239V64H238ZM238 65H237V66H238ZM256 65H258V64H256ZM260 65H261V68L264 66V65L262 66V63H261V64L258 65L259 68H260ZM0 66H2V65H0ZM4 66H5V64H4L2 67H4ZM34 66H35V65H34ZM83 66H84V65H83ZM93 66H94L95 68H93ZM114 66H113V67H114ZM156 66H157V67H156ZM169 66H171V65H169ZM237 66L235 65L236 68H237ZM249 66H250V67H249ZM249 66H248V68L250 69V71H248L249 69H247V71H245V72H243V73H244V75L246 74V72L249 73V74H248L249 78H251L250 76H251V73H252V75H253L252 78H253V79H250V81H251V83H252V80H254L255 78H257L258 75L256 74L257 72L255 73L256 75L253 74V71L251 72V68H252V67H251V65H249ZM258 66H257V67H258ZM2 67H0V69H3ZM19 67H20V66H19ZM23 67H24V66H23ZM31 67H32V66H31ZM37 67H38V66H37ZM39 67H41V66H39ZM39 67H38V68H39ZM64 67H65V65H64ZM75 67H76V66H75ZM77 67H79V66H77ZM121 67H122V66H121ZM149 67H150V68H149ZM160 67H161V65H160ZM160 67H159V68H160ZM173 67H174V66H173ZM175 67H174V68H175ZM179 67H180V65H179ZM198 67H197V68H198ZM217 67H213V68H217ZM226 67H228V69H227ZM235 67H234V68H235ZM238 67L240 68V67H242V66H238ZM254 67H256V66L254 65ZM257 67H256V68H257ZM27 68H28V66H27ZM32 68H33V67H32ZM90 68H91V69H90ZM141 68H140V69H141ZM170 68H171V67H170ZM170 68H168V70H169ZM180 68H181V67H180ZM180 68H179V69H180ZM194 68H195V69H194ZM239 68H237V69L240 71L241 69H239ZM244 68L246 69V68H247V65H246V67L244 66ZM244 68H243V69H244ZM256 68H255V69H256ZM259 68H257V71H258V70H259V71H260V70L263 71V69H259ZM263 68H264V67H263ZM22 69H23V68H22ZM77 69H79V68H77ZM96 69H95V70H96ZM105 69L108 70L107 67L105 68V66H104V67H103V71H104ZM115 69H117V67H116ZM130 69H131V66H130ZM140 69H138V70H140ZM145 69H141L140 71H141V72H142V71H145V72H148V71H149V70L146 71ZM245 69H244V70H245ZM13 70H14V69H12V71H13ZM15 70H16V69H15ZM28 70H29V69H28ZM80 70H81V72L83 71V70L80 68L78 72H80ZM106 70H105L104 72H106ZM118 70H119V69H118ZM152 70H150V71H151V74H149V75H151V76L147 75L148 73H147V74L145 73V75L143 76L144 79H146V80L148 79V78H145V76H147V77H149L150 79H152L153 74H156V73H152V72H155V71H152ZM174 70H175V69H174ZM177 70H178V69H177ZM177 70H176V71H177ZM183 70H182V72H183ZM187 70H188V71H187ZM190 70H191V69H190ZM201 70H202V69H201ZM201 70H200V71H201ZM209 70H210V69H207V72H208ZM238 70H237V71H238ZM244 70H243V71H244ZM252 70H254V68H253ZM1 71H2V70H1ZM1 71H0V72H1ZM6 71H7V72H6ZM12 71H11V72H12ZM17 71H18V70H17ZM23 71H24V70H23ZM25 71H26V70H25ZM25 71H24V72H25ZM74 71H75V69H74ZM101 71H102V70H101ZM156 71H159V69L156 70ZM176 71H175V73H176ZM205 71H206V70H205ZM211 71H212V70H211ZM234 71H236V69H234ZM239 71H238V74H236V73L234 74L235 77H236V75H237V78H238L239 75H240V74H239ZM259 71H258V72H259ZM13 72H14V71H13ZM13 72H12V73H13ZM21 72H22V71H21ZM76 72H77V70H76ZM76 72H75V73H76ZM81 72H80V73H81ZM93 72H94V71H93ZM93 72H92V74H93V76H94V73H93ZM96 72H97V71H96ZM104 72H103V75L106 76V73H104ZM107 72H108V71H107ZM109 72H110V70H109ZM168 72H169V71H168ZM182 72L180 73L179 77L182 76ZM207 72H205V73L207 74ZM214 72H208L209 74L211 73V74H210L211 76H210V75L208 76V74H207L206 79H205V77H203V76H202V77H203L205 80H208V79H211V78L214 76V77L212 78V79L214 80V78L219 77L218 75H216V73L214 74ZM224 72H225V73H224ZM226 72H227V74H226ZM240 72H241V71H240ZM254 72H255V70H254ZM12 73H11V74H12ZM14 73H15V72H14ZM73 73H74V72H73ZM87 73H88V72H87ZM99 73H100V72H99ZM99 73H98V74H99ZM136 73H137V71H135L134 75L131 74V77H130V76L128 77V78H130L131 80H125V81H127V82H126L127 84H126L124 81L121 82V83H125L126 85H125V84H120V86H121L120 90H122L123 87H124V88L127 87L128 90H131V91H132V92H131V91L128 92V90H127V91L125 90V91H126V94H128L127 96H129V97L126 96V97H127V99H126L127 101H129V100L131 99V96H132V94H133L134 92L139 93V91L141 90L140 88L143 87L141 84H142V83L144 84L143 81H146V80H144L143 77L141 76V75H143V72H142L141 75H140V78L143 79V80H141L140 78L138 79V77L136 78ZM149 73H150V72H149ZM166 73H167V72H166ZM169 73L172 74L171 70H170ZM186 73H184V74H186ZM203 73H204V72H203ZM205 73H204V74H205ZM11 74H10V75H11ZM16 74H17V72H16ZM19 74H20V73H19ZM19 74H18V75H19ZM82 74H83V72H82ZM89 74H90V73H88V76H89ZM96 74H97V73H96ZM109 74H110V73H109ZM109 74H108V76H109ZM184 74H183V76H184ZM213 74H214V75H213ZM230 74H231V73H230ZM230 74H228V76L233 77L232 80L234 81V75H233V73H232L233 76L230 75ZM27 75H29V74H27ZM27 75H25V76H27ZM77 75H80V74H77ZM125 75H126V74H125ZM156 75H157V74H156ZM156 75H155V76H156ZM168 75H169V74H168ZM168 75H166L165 79L167 78ZM173 75H174V74H173ZM186 75H188V74H186ZM186 75H185V76H186ZM198 75H199V73H198ZM215 75H216V76H215ZM225 75L222 76V77L225 78V77H226ZM254 75H255V76H254ZM12 76H13V75H12ZM133 76H134V78L136 79V81H134V82L132 81V80H135V79L133 78ZM169 76H170V75H169ZM169 76H168V77H169ZM192 76H193V75H192ZM192 76H191L190 78H188V81H187V82H185L187 79L185 80L183 77H180V80H181V78H183V80H185V81L182 80L184 83H182V81H181L180 84H179V77H178V80H177L178 83L176 82V85L179 84L178 86H181V85H183V84H184V85L187 84L188 82L191 83V82H190V81H191L190 79H191V78H194L195 75H194L193 77H192ZM200 76H201V75H200ZM241 76H242V74H241ZM241 76H240V78H241ZM246 76H247V74L245 75L244 78H246ZM248 76H247V77H248ZM256 76H257V77H256ZM1 77H2V76H1ZM8 77L11 78V76H8ZM8 77H7V78H8ZM17 77H18V76H17ZM21 77H22V75H21ZM73 77H75V76H73ZM76 77H77V76H76ZM81 77H83V76H81ZM81 77H80V79H81ZM95 77H97V76H95ZM163 77H164V75H163ZM171 77H172V75H171ZM202 77H200V78H202ZM209 77H210V78H209ZM26 78L28 79L29 76L23 78L22 80L27 81ZM32 78H33V75H32ZM32 78H30V80H31ZM34 78H35V75H34ZM34 78H33V79H34ZM67 78H68V77H67ZM67 78H65V79H67ZM93 78H94V77H93ZM93 78L91 77V79H93ZM124 78H126V77L123 76V79H124ZM128 78H127V79H128ZM154 78H155V77H154ZM154 78H153V79H154ZM200 78H199V81H197V82H203V81H204L203 79H201V81H200ZM207 78H208V79H207ZM11 79H12V78H11ZM14 79H15V76H14V78H13L12 80H14ZM38 79H39V78H38ZM76 79H77V78H76ZM80 79H79V77H78V80H80ZM82 79H83V78H82ZM86 79H90V78L85 77L84 81H87V82L89 83L88 86H90V85L93 86V85H92V82H93V81L95 82V80H96L97 78H95V80H93V81L91 82V84H90L89 80H86ZM150 79H149V80H150ZM162 79H163V78H161V81L164 82V85H165V86H164V85L162 86V88H164V89L160 88V89H162V90L164 91V93H161V94H163V95L166 94V95L169 96L170 94H169L168 92H167V93H168V94H167L165 91L169 89V92H171L172 87H171V85H170L169 83H167L168 81H170V83H171V80H165V79L162 80ZM167 79H168V78H167ZM169 79H170V77H169ZM217 79H218V78H217ZM217 79H216V80H217ZM227 79L229 80V77H227L226 79H221V77H220V78H219V81H220V82H219L218 80H217V82H219V84L221 83V85H219L218 83H216V84H217L216 86H218V85H219V86L225 85V83L223 84L222 81L227 82ZM230 79H231V78H230ZM235 79H236V78H235ZM241 79H242V78H241ZM3 80H4V77H3ZM3 80H2V81H3ZM34 80H35V79H34ZM39 80H40V79H39ZM98 80H99V79H98ZM138 80H141V81H138ZM172 80H173V78H172ZM174 80H175V77H174ZM192 80H193V79H192ZM232 80H231V81H232ZM237 80H238V82L240 81L239 78H238ZM243 80H247V83L249 82V81H248V80H249L248 78H247V79H242V82H243ZM6 81L8 82L7 79H6ZM19 81H20V80H19ZM73 81H75V79H74ZM73 81H72V82H73ZM80 81H82V80H80ZM84 81H82V82L84 83ZM96 81H97V80H96ZM103 81H104V79H103ZM130 81H131V83H130ZM147 81H148V80H147ZM209 81H210V80H209ZM9 82H11L10 79H9ZM9 82H8V86H9ZM22 82H23V81H22ZM30 82L33 83L32 81H30ZM34 82H35V81H34ZM77 82H78V81H76V83H77ZM97 82H98V81H97ZM128 82H129V83H128ZM137 82H139V83H137ZM141 82H142V83H141ZM153 82H155V80L152 81L151 83L153 84ZM165 82L167 83L168 86H170V88H169V87H168V88L166 87L167 85H166ZM172 82H175V81H172ZM210 82H212V83L214 82V84H215L216 81H210ZM210 82L205 81L204 84H207V85H205L204 87H209V88H210V85H211V84L208 85V83H210ZM238 82L236 83V85H238ZM5 83H6V82H5ZM5 83H3V84H5ZM37 83H38V82H37ZM39 83H41V82H39ZM65 83H66V82H65ZM67 83H68V82H67ZM74 83H75V82H74ZM79 83H80V82H78V83H77L78 85H76L75 87L79 86L80 84H81L80 87H82V83H80V84H79ZM88 83H86V84H88ZM134 83H137V86H138V88H139L140 90H137V91L135 90V91H133V89H132L131 87L133 86V88H135V85H136V84L134 85ZM145 83H146V82H145ZM189 83H188V85H185V86H189V85H191V84H189ZM227 83H228V82H227ZM234 83H235V82H234ZM247 83H245L246 86L249 84V83H248V84H247ZM251 83H250V84H251ZM12 84H13V82H12ZM16 84H20V83L17 82ZM27 84H28L27 86H29L30 83L27 81ZM70 84H71V81H70ZM70 84H68L69 89L72 87V85H70ZM84 84H85V83H84ZM84 84H83V85H84ZM86 84H85V86H86ZM95 84H96V83H95ZM128 84H129V85H128ZM130 84H131V85H130ZM138 84H139V85H138ZM152 84H151V85H152ZM198 84H199V85H198ZM198 84H196V86L198 85V88H199L200 85H201V83H198ZM202 84H203V83H202ZM214 84H213V86H211V87H214ZM232 84H233V83H232ZM232 84L229 83L228 85H230V87H231V86H233ZM245 84L242 85V86L245 87ZM6 85H7V83H6ZM13 85H14V84H13ZM20 85H21V84H20ZM25 85H26V83H25ZM34 85H35V84H34ZM37 85H38V84H37ZM37 85H36V86H37ZM69 85H70V86H69ZM96 85L98 86V84H96ZM100 85H101V82H100ZM123 85H125L126 87L123 86ZM172 85H173V83H172ZM184 85H183V88L185 87ZM194 85H195V84H194ZM228 85L226 84V87H225V86H224V87H221V89L229 90L230 87H228ZM239 85H240L239 88L242 87L241 84H239ZM27 86H26V87H27ZM51 86H52V85H51ZM66 86H67V85H66ZM85 86H84V87H85ZM88 86H86V87H88ZM91 86H90V90H89L90 93H91ZM120 86H118V88H119ZM128 86H130V87H128ZM137 86H136V87H137ZM148 86H149V88L151 87L150 85H148ZM159 86H160V84H159ZM216 86H215V87H216ZM10 87H11V86H10ZM10 87H8L9 92L12 91V90L10 91ZM14 87H15V86H14ZM14 87H13L12 89L15 90ZM17 87L19 88V85H18ZM21 87H22V85H21ZM29 87H30V86H29ZM73 87H74V86H73ZM73 87H72V88H73ZM80 87H77L76 90H77V89L79 90ZM84 87H83V88H84ZM86 87H85L84 89H86ZM93 87H95V86H93ZM105 87H106V85H105ZM105 87H104V88H105ZM165 87H166L167 89H166ZM175 87H176V86H175ZM202 87H203V86H202ZM204 87H203V88H204ZM235 87H236V86H235ZM243 87H242V88H243ZM1 88L3 89V87H1ZM5 88H6V87H5ZM18 88H17V89H18ZM22 88H23V87H22ZM22 88H21V89H22ZM24 88H25V87H24ZM31 88H32V87H31ZM42 88L44 89V87H41L40 90H38V91H40V92H39L40 95H43V94L46 92V91H45L46 88H49V89H50L51 87H50V86H49V87H48V86L45 87V89H44L45 92H44V93H41V92H43V91H41V90H43ZM52 88H53V87H52ZM129 88H130V89H129ZM146 88H147V86H146ZM146 88H145V89H146ZM149 88H148V89H149ZM177 88H178V87H177ZM181 88H182V87H181ZM181 88H178V89L180 90ZM183 88H182V90H183ZM193 88H195V87L193 86ZM239 88L237 87V89H235V90L237 91ZM242 88H240L241 91L244 89V88H243V89H242ZM2 89H1V91H4V90H2ZM6 89H7V88H6ZM25 89H26V88H25ZM49 89H48V90H49ZM63 89L67 90L66 87H64ZM69 89H68V91H69ZM84 89H81V90L84 91ZM88 89H89V88H88ZM94 89H95V88H94ZM94 89H93V90H94ZM148 89H147V90H148ZM160 89H159V90H160ZM178 89H177V90H178ZM204 89H206V88H204ZM207 89H208V88H207ZM219 89H220V88H219ZM231 89H232V87H231ZM233 89H234V88H233ZM233 89H232V90H233ZM18 90H19V89H18ZM18 90H17V92H18ZM46 90H47V89H46ZM48 90H47V91H48ZM65 90H64V91H65ZM72 90L75 91V89H72ZM86 90H87V89H86ZM86 90H85L84 92H86ZM116 90H117V88H116ZM118 90H119V89H118ZM118 90H117V91H118ZM156 90H157V89H156ZM162 90H161V91H162ZM177 90H176V91H177ZM224 90H221V91H224ZM235 90H234V92H232V93H234V94H232V97L240 91V90H238L237 93H236ZM252 90H253V89H252ZM19 91H20V90H19ZM50 91H52V90H50ZM83 91H82V92H83ZM114 91H115V89H114ZM117 91H115V93H116ZM125 91L122 92V93H121V91H118V93H116V94H119V92H120V94H125ZM145 91H146V90H145ZM148 91H149V90H148ZM180 91H181V90H180ZM216 91H217V90H216ZM241 91H240V92H241ZM5 92H6V91H5ZM15 92H16V91H15ZM57 92H58V91H57ZM59 92H60V91H59ZM62 92H63V91H62ZM62 92H60L59 94H63ZM77 92H78V91L74 92V96H73L72 94H71V95H72L73 97H75L76 95L79 96L80 94H81V97L84 96V94H83L82 92L80 93V90H79V93H80V94H77ZM89 92H88V93H89ZM94 92H95V91H94ZM106 92H107L106 95H108V91H106ZM110 92H112V90H111ZM208 92H209V94H212V92H213V94H212L213 97H214V94H215V97H214L213 99H212V96H211V95H210V97H211V99L213 100V101L211 100L212 102L216 101V102H215V104L217 103L216 105H215V104H212L211 101H210V99H209L208 102H207V98L209 97V96L205 95L207 92L202 93V94L204 95V97H203V95L201 94L202 97H200L199 100L197 99V101H200V99H201V101L203 100L202 103H203V102H205V103H207V104H208V103H209V104L211 103V104H212L211 106H210L209 104H208V106H206L205 103L202 104L201 102H200V103L198 102V104H197L196 100L194 101V97H196V96H197V97L201 96L200 93H199V94L196 93V94H195L196 96H195L194 94H193V95H190L192 98H189L190 96L186 95V96H188V98H187L188 100H185V99H186V96H184V98H185L184 101H185V102H188L189 105H191V103H194V102H195L197 105H195V103H194L193 105H191V107L196 106V107H195L196 110L200 108V107H198L199 104H202V105H200V106H202V107H203V105H205L207 108H209V106H210V108H213V109L215 110V111H214L213 109H211V111H209V112H210V116H209V114H208L207 116L210 118V117H213V116H212L213 114H214V117L217 116V114L219 113V109H220V108H223V106L225 107V105L228 104L226 99L228 98V100H229V98H230L231 96L229 95V93H228V95H227V94H226L227 92H225V94H224V93H222V94H224V96L226 95L227 98H226V96L223 98V96L220 94V95L222 96L221 99H220V102H221V103H220V102H217V101H218L217 99L220 97V96L218 95V93H219L220 91L217 92V94L214 93V92H215L214 90H213V91H208ZM230 92H231V91H230ZM250 92H251V91H250ZM53 93H54V92H53ZM65 93H66V92H64V94H65ZM129 93H130L131 95H130ZM144 93H145V92H144ZM144 93H141V94L145 95ZM176 93H177V92H176ZM248 93H249V92H248ZM248 93H247V94H248ZM7 94H8V93H7ZM19 94H21V92H20ZM37 94H38V93H36L35 96H37ZM56 94H58V93H56ZM75 94H76V95H75ZM126 94H125V95H126ZM153 94L155 95V97H156V96L158 97V95H159V94H158V91H157L156 94L153 92ZM174 94H175V93H174ZM238 94H239V93H238ZM238 94H237V95H238ZM251 94H252V93H251ZM4 95L6 96V94H4ZM9 95H10V93H9ZM15 95H17V94H15ZM27 95H28V94H25V96H27ZM40 95L38 94V97H39ZM47 95H49V94H47ZM102 95H103V94H102ZM106 95H105V97L107 98L110 94H109L108 96H106ZM112 95H113V96H112ZM136 95H137V94H136ZM136 95H135V93H134V96H136ZM243 95H244V94H243ZM0 96H1V94H0ZM5 96H4V97H5ZM17 96L21 97L22 95H21V96H20V95H17ZM17 96H14V97L16 98ZM29 96H30V95H29ZM35 96H34V97H35ZM65 96H66V94H65ZM119 96H120V95H119ZM134 96H132V97H134ZM141 96H142V95H141ZM151 96H152V94H151ZM159 96H160V95H159ZM164 96H165V95H164ZM181 96H182V95H181ZM181 96H180V97H181ZM193 96H194V97H193ZM206 96H207V97H206ZM218 96H219V97H218ZM10 97H11V96H10ZM10 97H9V98H10ZM57 97H58V96H57ZM57 97H56V98H57ZM59 97H60V98H62V97L64 98V96H61V95H60ZM73 97H71V98H73ZM101 97H102V96H101ZM109 97H110V98H115V99H114V100H112V99L110 100V98H109V101H108V99H106V100L103 99V101L105 100V101L108 103V104H107V103L104 104L103 102H102V103L100 102L101 105H102V104L104 105V106L102 105L103 107L106 108V105H108L107 107L110 108L111 106H109V105H116V101H115V100H117L118 102H121L122 104L119 103V104H121V105H118L119 107L116 105V107H118V109H120V110L125 111V110L123 109V106H124V108L126 107L125 104L123 103V102H125V101H124L125 99H122L123 95H122L121 98H120V97H118V95H115V97H114V93H113V94L111 93V96H109ZM126 97L124 96L123 98H126ZM166 97H167V96H165V98H166ZM197 97H196V98H197ZM232 97H231V98H232ZM237 97H238V96H236V97H234V98H237ZM239 97L241 98V96H239ZM245 97H246V96H245ZM247 97H248V96H247ZM249 97H252V95H250ZM30 98H31V97H30ZM36 98H37V97H36ZM36 98H35L34 100H36ZM67 98H69V97H67ZM87 98L89 99V97H87ZM103 98H104V97H103ZM116 98H117V99H116ZM118 98H119V99H118ZM137 98H138V96H137ZM139 98H140V97H139ZM149 98H152V97H149ZM161 98H163V96H162ZM165 98L163 99V100H164L163 103H160L161 105H160L159 103H158V104H157V103L154 104V103H153V100H154L153 98H152V99H148L147 102H148V101H149V102L151 101L150 103H149V102H148V103L146 102V103H145L146 105L144 104L145 106H143V107H142V106L139 107V108H140V111L142 112V110H144L142 113H143V114L145 113V114H144L143 116H141L142 113H140V116H138V117L146 118L147 115H148V112H150V111H148V110H151V109H149L151 106H152V107H151L152 109H153L154 107H156V109H158V110H159V108H161V109L164 108V105H166L164 102L167 103V101H165ZM168 98H169V97H168ZM168 98H167V100H168ZM178 98H179V95L177 96V99H178ZM196 98H195V99H196ZM204 98H205V101H204ZM222 98H223V100H222ZM225 98H226V99H225ZM240 98H239V99H240ZM0 99H1V98H0ZM18 99H19V98H18ZM26 99H27V98H26ZM37 99H38V98H37ZM64 99H65V98H64ZM64 99H63V100H64ZM73 99H74V98H73ZM85 99H86V97H85V98L82 97V101L85 100ZM88 99L85 100V101H86L85 104H86V103L89 104V102H87ZM132 99H133V98H132ZM157 99L160 100V98H157ZM157 99H156V100H157ZM175 99H176V96H175ZM180 99L182 100L183 98H180ZM180 99H179V101H180ZM189 99H190V100L192 99V100H191L192 102H189V101H190ZM214 99H216V100H214ZM237 99H238V98H237ZM239 99H238V100H239ZM249 99H250V98H249ZM262 99H263V98H262ZM262 99H261V100H262ZM9 100H11V99H9ZM23 100H25V98H23ZM54 100H56V99H54ZM119 100H120V101H119ZM156 100H154V102H155ZM225 100H226V102H225ZM232 100H233V99H232ZM261 100H260V101H261ZM0 101H1V100H0ZM4 101H5V100H4ZM20 101H21V100H20ZM26 101H30V102H31V99H30V100H26ZM36 101H37V100H36ZM57 101H61V100L58 99ZM74 101H75V105H76V102L78 103V100H74ZM82 101H81V102H82ZM101 101H102V100H101ZM110 101H111V103H110ZM112 101H113V102L115 101V102H114L115 104H114ZM130 101H131V100H130ZM139 101H140V100H139ZM179 101H178V100L175 101V106L178 105V104H176V103H177V102L179 103ZM193 101H194V102H193ZM233 101H234V100H233ZM9 102H10V101H9ZM72 102H73V101H70V104H71ZM135 102H136V104H137L138 101L136 100ZM135 102H134V103H135ZM157 102H158V101H157ZM160 102H161V100H160ZM168 102H169V101H168ZM171 102H172V101H171ZM171 102H170V103H171ZM181 102H182V103H181ZM181 102H180L181 104H183V105L185 104V102L183 103V100H182ZM222 102H223V104H222ZM231 102H232V101H231ZM248 102H249V101H248ZM258 102H259V101H258ZM258 102H257V104H258ZM261 102L263 103V100H262ZM28 103H29V102H28ZM53 103H54V101H52V104H53ZM55 103H56V101H55ZM58 103H60V102H58ZM73 103H74V102H73ZM83 103H84V101H83ZM109 103H110V104H109ZM127 103L130 104L129 102H127ZM140 103H141V102H140ZM140 103H139V104H140ZM151 103H153V104H151ZM188 103H186V104H188ZM219 103H220L221 106H222V105H223V106H222V107L219 106V105H218ZM224 103H225V105H224ZM226 103H227V104H226ZM242 103H243V101H242ZM259 103H260V102H259ZM2 104H3V105H2ZM2 104H1V105H2V107H3L6 103L4 104V102H3ZM29 104H30V103H29ZM41 104H43V103H41ZM50 104H51V103H50ZM52 104H51V105H52ZM65 104H66V106L68 107V105H67L68 102H65ZM79 104H80V106L82 105V103H79ZM88 104H87V105H88ZM123 104H124V105H123ZM147 104L150 105V106H148ZM156 104H157V106H159V108L156 106ZM173 104H174V103H173ZM173 104H172V105H173ZM230 104H231V103H230ZM255 104H256V102H255ZM255 104H254V107H251V108H253V109L256 108L255 110L257 111V110L259 109V108H257V107H259V106H255ZM257 104H256V105H257ZM8 105H9V103H8ZM39 105H40V103H39ZM39 105H38V106H39ZM51 105L48 106V107H51ZM53 105H54V104H53ZM62 105H63V103L61 102V106H62ZM87 105H86V106H87ZM154 105H155V106H154ZM162 105H163V106H162ZM228 105H229V104H228ZM259 105H260V104H259ZM54 106H55V105H54ZM54 106H53V109L55 108ZM57 106H59V107L61 108L60 105H57ZM57 106H56V107H57ZM66 106H64V108H67ZM76 106H77V105H76ZM98 106H100V105H98ZM102 106H100V107L102 108ZM121 106H122V107H121ZM138 106H139V105H138ZM138 106H137V107H138ZM167 106L170 107L169 104H168ZM184 106H185V105H184ZM184 106H181L180 108L178 107L180 110L176 108V111H175L176 113L178 112L177 110H179V113L177 114V117H179V116L181 117L183 114L187 113V110H188V109L185 108ZM212 106H213V107H212ZM216 106H217V110H218V111L214 108V107H216ZM218 106H219L220 108H219ZM242 106H243V105H242ZM261 106H263V105H260V107H261ZM5 107H6V106H5ZM59 107L55 108V110L58 109ZM70 107H71V106H70ZM82 107H83V106H82ZM120 107H121V108H120ZM146 107H147V109H146ZM148 107H149V108H148ZM186 107H189V106L187 105ZM206 107L203 108V112H202V109H201V110L199 109V110L201 111L202 114H201V113H198V114L196 113L197 115H196V114H195V116L192 115L194 118H193L192 116H190V117L193 118V120L189 119V123H188V124H189V127H190V124H192V125H191L192 127H193V126H196V125L193 124V121H194V123H195V118H196L199 114H201V115H199V116L201 117V119H200V117L198 116V117H199V120H198V118H197V120H198L199 122H198V121H197V122L200 124V122H201V120H202V115H204V114L206 115V111L204 110ZM263 107H264V106H263ZM263 107H262V108H263ZM60 108H59V110H61V109H62V111L64 110V111H63L64 113H62L63 115H62L61 113H59V112H58L57 114H61L62 116H65V117H62V118H61V117L57 116L56 113H55L56 111H55V110H54L55 112L52 111V107H51V109H50V108H49V109H50L52 112H54V113H50L49 109L47 110V108H45V109H46V113H47L48 111H49L48 113H50V114L47 113V115H51V114L53 115V114H54L55 118L58 117V119H59V120H58V119H57V120L55 119V120H56V121H59V122L61 121V124H62V125H61V124H58L57 122H55V126L58 127V125H61L60 127H61V129L63 130V125H64V124H65V126L68 125V126L64 129V131H65V130L69 127V124H70V125H71V124L74 125V122H75V123L78 122V120L75 121V119H74V122L71 121V119H73V117H76L77 115H74V116L72 115V117H71V115H70V116L67 115V111H68V110L64 109L63 106H62L61 109H60ZM73 108H75V107H73ZM79 108H81V107H79ZM89 108H90V107H89ZM93 108H94V107H93ZM95 108H96V106H95ZM95 108L92 109V110H95ZM101 108H100V109H101ZM105 108H104V110H103V108H102V110H99L98 112H100V113L94 111L93 114H95V112H96L97 114H96L95 116H93V117H94V118H98L97 121L99 120V117H101V116L103 115L102 112H104L105 110H107V108H106V109H105ZM133 108H134V107H133ZM139 108H134V109L130 108V110L128 109V110H129V112H128V115H129V116L126 115V117L129 118V117L132 116V119L129 118V120L126 121L127 118H126V119H125V117L123 118V119L126 121L125 123H129L130 121H131V122L129 123V126H128V127H127V125L124 123V124L126 125L127 130H125L126 128L123 129V130H124V132H123L124 135H123V136L121 135L122 137H124L125 135H126V137H128L129 134H130V136H131V132H132V131L129 132V131H130L129 129H130V127L133 129V127H134L133 124H134V123H137V125H138V123H140V122L142 121V122H141L142 125H146V124H145L146 121H145L143 118H142V119H143L144 121L140 118V121L138 120V122H136V120L138 119V117H136V116L139 115V113L134 112V111H132V110H136V109H139ZM142 108H143V109H142ZM171 108H172V106H171ZM181 108H182V111H181ZM183 108L186 109V110L183 111ZM189 108H190V107H189ZM195 108H193V109L190 108V109H192V110L190 111V109H189L187 114L190 115V114H189V111H190V113H191ZM210 108H209L208 110H210ZM225 108H227V107H225ZM225 108H224L223 112H224L225 110H227V109H225ZM229 108H231V107H229ZM232 108H234V107H232ZM235 108H236V107H235ZM243 108H245V107H243ZM243 108H239L241 111H243V113H242L241 111H238V110H235V109H233V110L229 109V111H230V113H232V115L234 114V113H233L234 111H235V112L238 111V115H241V113H242L243 116H244V118H245V116H247V115L244 114V110H242ZM262 108H261V109H262ZM2 109H3V108H2ZM45 109H44V110H45ZM67 109H68V108H67ZM76 109H77V108H76ZM84 109H85V108H84ZM115 109H116L117 111H119L117 108H114L113 110H115ZM126 109H127V108H126ZM156 109L154 108V111L152 110L153 112H151V115H154L155 112L158 111V110H156ZM161 109H160V112H162V113H161V117H158V118H159V119H162V118H163V120H164V116H165V114H167V113L169 112L168 114L170 115V111H171V109H170L169 111H168V109H166V111H168V112H166L165 114L163 113V111H161ZM253 109H252V110H253ZM261 109H259V110H261ZM263 109H264V108H263ZM263 109H262V110H263ZM65 110H66V111H65ZM71 110H72V109H71ZM79 110H80V113H81V111H83L84 115H85V113H87V111H88V109H87V111L85 110L86 112H84L83 108H81V109H79ZM79 110H78V111H79ZM97 110H98V109H97ZM108 110H111V109H108ZM128 110H127V111H128ZM145 110H146V111H145ZM164 110H165V109H164ZM208 110H207V111H208ZM221 110H222V109H221ZM262 110H261V111H262ZM0 111H1V107H0ZM57 111H58V110H57ZM62 111H61V112H62ZM101 111H102V112H101ZM130 111H132V114H131ZM180 111H181V112H180ZM185 111H186V112H185ZM213 111H214L215 113H213ZM42 112H43V111H42ZM75 112L78 113L79 116H80V113L77 112V111H75V109H74V114H76ZM107 112H108V111H107ZM109 112H110V111H109ZM109 112H108V113H109ZM119 112H120V111H119ZM175 112H174V113H175ZM182 112H183V113H182ZM184 112H185V113H184ZM195 112H196V111H194L193 113H195ZM221 112H222V111H221ZM223 112H222V114L224 115ZM245 112H246V111H245ZM40 113H41V112H40ZM40 113H38L37 115H40ZM44 113H45V112H44ZM68 113H69V112H68ZM101 113H102V115H101ZM104 113H105V112H104ZM111 113H114V112H111ZM111 113H109V114H111ZM117 113H118V112H117ZM121 113H122V112H120V113H118V114L121 115ZM126 113H127V112H126ZM133 113H136V114H135L136 116H133V115H134ZM153 113H154V114H153ZM180 113H182V115H179ZM207 113H208V112H207ZM227 113H228V111H227ZM230 113H228L227 116H231ZM236 113H237V112H236ZM261 113H262L263 115H262ZM261 113H260L261 115L259 114L260 117H261V116L264 117V113H263V112H261ZM65 114H66V115H65ZM69 114H70V113H69ZM105 114H106V113H105ZM114 114H116V113H114ZM118 114H116V115H118ZM146 114H147V115H146ZM149 114H150V113H149ZM157 114H158V113H157ZM159 114H160V113H159ZM159 114H158V115H159ZM211 114H212V115H211ZM222 114L220 115L221 117H222ZM1 115H3V113H2ZM45 115H46V114H44V116H45ZM47 115H46V116H47ZM52 115H51L50 117H49V116H47V117L45 116L47 119H46V118L44 119L43 114H41L40 116H37V117H39V118H36V122H37L38 120H40V121H38V123L41 125V121H42L41 119H43V121H45V120L48 121L49 118H50V121H51V120H54V118L52 117ZM82 115H83V114H82ZM107 115H108V114H107ZM151 115H150V116H151ZM155 115H156V114H155ZM169 115H166V116L168 117ZM178 115H179V116H178ZM188 115H186V116L183 115V116L188 117ZM238 115H237V116H238ZM20 116H23V115L21 114ZM41 116H42L43 118H42ZM67 116H69L68 119H67ZM79 116H78V118H80ZM96 116H97V117H96ZM103 116H104V115H103ZM121 116H122V115H121ZM159 116H160V115H159ZM162 116H163V117H162ZM175 116H176V114H175ZM207 116H203V117H204L203 119H205V122L207 121V120H206V118H208ZM225 116H226V112H225ZM241 116H242V115H241ZM0 117H1V116H0ZM40 117H41V118H40ZM48 117H49V118H48ZM84 117H85V116H84ZM84 117L81 116V118H82V119H81V122H83V118H84ZM109 117H110V115H109ZM109 117L106 118L107 121L110 119ZM115 117H116V116H115ZM135 117H136V118H135ZM153 117H154V116H153ZM156 117H157V115L153 118V120H154ZM169 117H174V114H173V116L171 115V116H169ZM177 117H174V118H177ZM180 117H179V119H180ZM205 117H206V118H205ZM234 117H235V115H234ZM263 117H262V118H263ZM1 118H2V117H1ZM60 118H61V120H60ZM63 118H64V120L67 119L68 121L70 120V121L73 122V123H70V121H69V122H68L69 124H67V123H66L67 120H65V121H64L65 123H63V122H62V121H63ZM70 118H71V119H70ZM91 118H92V117H91ZM91 118H89V119L91 120ZM111 118L114 120L113 115H111ZM119 118H120L121 120H123L122 117H119ZM119 118H117V119H119ZM174 118L170 120V121H171V124H170V122L168 121L166 125H168V123H169V126H165V127H170V126L172 125V123L175 122L174 120H176V119H174ZM238 118H240V117H238ZM238 118H237V119H238ZM246 118H247V117H246ZM37 119H38V120H37ZM100 119L103 120L104 118H100ZM112 119H111V120H112ZM120 119H119L118 123H119V122H122ZM134 119H135V122H134ZM147 119H151V118H150V117H149V118L147 117ZM147 119H146V120H147ZM159 119L156 118V120H157L156 123H158V125H156V123H154L153 120H151L153 123H152L150 120H149V121H150L151 123H150L149 121H147V122H149V123H148V124H149L148 126H151L152 124H155L156 126L153 125V126H154L153 129H154V130L158 129V128L160 127L161 123L164 122L163 120H162V121L160 120L161 123L159 124ZM166 119H167V118H166ZM181 119H182V117H181ZM181 119H180V120H181ZM183 119H184V117H183ZM217 119H218V120L221 119V118H219V114H218V118H217ZM255 119H256V121H257V118H254V120H255ZM55 120H54V121H55ZM92 120H94V119L92 118ZM92 120H91V121H92ZM102 120H99V121H102ZM111 120H110V123H112V121H113V120H112V121H111ZM177 120H178V118H177ZM177 120H176V121H177ZM187 120H188V119H187ZM187 120H185V121L188 122ZM190 120H191V121H190ZM213 120H214V119H213ZM231 120H232V119H231ZM240 120H241V118H240ZM254 120H253V121H254ZM262 120H264V119H262ZM0 121H1V120H0ZM2 121H3V120H2ZM24 121H26V120L24 119ZM46 121H45V122H46ZM50 121H48L49 124H50ZM91 121H90V122H91ZM99 121H98V122H99ZM107 121H104V120H103L104 125L107 124ZM132 121H133V122H132ZM172 121H174V122H172ZM203 121H204V120H202V123H204ZM209 121H211V120H209ZM253 121H252V122H253ZM258 121H259V119H258ZM32 122H33V124H36V125L38 124V123H35L34 121H31L30 123H32ZM45 122H44V123H45ZM98 122H97V123H98ZM181 122H182V121H181ZM181 122H179V123L181 124ZM183 122H184V120H183ZM183 122H182V124H181V126H180V129H176L175 127H179V126H176V125H175V126L172 128V131H175V129H176V131H177V130L180 131V133H179V131H178L179 134H182V133H181V127H182V125L185 124V123H183ZM191 122H192V123H191ZM197 122H196L195 124H197ZM215 122H216V123H215ZM219 122H220V121H219ZM240 122H241V121H240ZM260 122H263V121H260ZM30 123H29V124H30ZM53 123H54V122H52L51 125H53ZM79 123H80V121H79ZM91 123H92V122H91ZM93 123H95V121H94ZM93 123H92V124H93ZM97 123H96V124H97ZM105 123H106V124H105ZM108 123H109V122H108ZM110 123H109V125H110ZM132 123H133V124H132ZM141 123H140L138 126L141 127ZM202 123H201V124H202ZM207 123H208V122H206V124H207ZM217 123H218L217 120H215V121H214V125H216ZM234 123H236V122L234 121ZM237 123H238V121H237ZM250 123H251V122H250ZM257 123H258V122H257ZM263 123H264V122H263ZM3 124H4V123H3ZM27 124H28V123H27ZM29 124H28V125H29ZM39 124H38V125H39ZM45 124L49 125L47 122H46ZM81 124H82V123H81ZM89 124H90V123H89ZM96 124H95V125H96ZM121 124H123V123H121ZM124 124H123V125H124ZM150 124H151V125H150ZM174 124H175V123H174ZM201 124H200V128H201ZM204 124H205V123H204ZM204 124H202V125L204 126L202 129L199 128L200 131L202 130V132H200V133H203V132H204L203 129H204L205 127L207 128L208 125H209L210 123H208L207 126L204 125ZM218 124H220V123H218ZM230 124H232V121H231ZM248 124H249V123H248ZM259 124H260V123H258V125H259ZM42 125H43V122H42ZM86 125H87V124H86ZM95 125L93 124V125H92V128L87 126V127L89 128L88 130L91 129V132H90V131H87V129H86V131H87L86 134H88V133H89V134L85 136V141H83V140H84V137H83L84 134L81 136L83 139H81V137H80L81 141H83V142H82V145H80V144H81V141H79V142H80V144H78L79 149H78V147H77L78 150H77V149H76V151L74 150L73 156H74V154H75V156L73 157V159L76 158L79 154H80L79 156L81 157V154H83V153L85 152L84 150H82V152L78 153L79 150H80V146H83V144H86V142H87V141H86V137H88L87 140L89 141L90 136L92 135V133H94V132H92V130L97 129V127L94 128ZM97 125H98L99 127H101L100 124H97ZM97 125H96V126H97ZM104 125H103V126H104ZM119 125H120V123L118 124V126H117V124L115 125V126L117 127V128L114 127V128L116 129V131H115L113 134L111 133V136L115 134L114 137L117 138V136H118V131L120 130V129L118 130V128H120V127L122 126V125H120V127H119ZM125 125H124V127H125ZM131 125H132L133 127H132ZM177 125H178V124H177ZM260 125H261V124H260ZM80 126H81V125H80ZM80 126H79V127H80ZM89 126H90V125H89ZM135 126H136V125H135ZM138 126H136V127H138ZM148 126H146V127H148ZM162 126H164V125H162ZM162 126H161V127H162ZM184 126L187 127L188 125H184ZM184 126H183V127H184ZM197 126H198V124H197ZM197 126H196V127H197ZM210 126H211V124L209 125V128H210ZM220 126H222V125L220 124ZM244 126H245V125H244ZM244 126H242V127L244 128ZM249 126H250V124H249ZM251 126H252V125H251ZM254 126H255V125H253V128H254ZM0 127H1V126H0ZM27 127H29V126H27ZM33 127H34V126H33ZM33 127H32V128H33ZM48 127H51V126H48ZM57 127H56V128H57ZM60 127L57 128V129L59 130V132H58V138H59V133H60V131H62V130L60 129ZM72 127H74V126H72ZM75 127H76V129H78L77 126H75ZM107 127H108V126H107ZM122 127H123V126H122ZM124 127H123V128H124ZM155 127H156V129H155ZM157 127H158V128H157ZM161 127H160V128H161ZM196 127L191 128V129H193V132H194V130H196V129L198 128V127H197V128H196ZM212 127H214V126H212ZM225 127H226V126H224L223 128L225 129ZM231 127H232V126H231ZM231 127H229V128H231ZM255 127H256V126H255ZM259 127H260V126H259ZM259 127L257 126L256 128L259 129ZM32 128H30L29 133L31 134V132H32L31 135H36V136H34V137H37L38 135H37L36 133H34V131H33V130H35V127H34V129H32ZM39 128L41 129L42 127L40 126ZM39 128L37 127V130H35V132L38 131ZM43 128L45 129V128H47V127H44V126H43ZM52 128H53V129H51L52 131H54V129H56L55 127H52ZM85 128H86V127H85ZM93 128H94V129H93ZM138 128H139V127H138ZM138 128H137V129H138ZM149 128L151 129L152 126L149 127ZM174 128H175V129H174ZM195 128H196V129H195ZM209 128H207V129H209ZM217 128H219L218 125H217ZM220 128H221V127H220ZM223 128H222V129H223ZM232 128H234V127H232ZM232 128H231V130H232ZM238 128H239V129H238ZM238 128H237V130H240V127H238ZM249 128H252V127H249ZM19 129H20V128H19ZM31 129H32V130H31ZM40 129H39V130H40ZM44 129H43V130H44ZM69 129H70V128H69ZM69 129H67L66 132H67ZM121 129H122V128H121ZM132 129H131V130H132ZM139 129H140V128H139ZM139 129H138V131L136 130L137 132L135 131V132L132 134L133 137L137 136L136 134L139 133ZM150 129H148V128L146 129V128L144 127V129H142V130L145 131V135H146V131H148V130H150ZM166 129H167V128H166ZM166 129L164 128V129H161L160 131H162V130L164 131V130H166ZM173 129H174V130H173ZM185 129L187 130L188 128H185V127H184V130H182V132L185 131ZM191 129H189V130H191ZM213 129L216 131L215 128H213ZM224 129H223V130H224ZM235 129H236V128H234V130H235ZM245 129H246V128H245ZM245 129H244V130H245ZM258 129H257V130H258ZM28 130H29V129H28ZM45 130H46V129H45ZM45 130H44V131H45ZM51 130H50V131H51ZM97 130L99 131V130H101V128H98ZM97 130H94V131H97ZM134 130H135V129H134ZM211 130H212V128H211ZM234 130H232V131H234ZM255 130H256V129H255ZM255 130L253 129V132H254ZM52 131H51V133H47V132H46V133L49 134V135H50V134L52 135ZM69 131H70V130H69ZM72 131H73V129H72ZM75 131H77V130H74V132H75ZM98 131H97V132H98ZM120 131H121V130H120ZM127 131H128V132H127ZM170 131H171V130H170ZM170 131H169V132H170ZM172 131H171V132H172ZM187 131H188V130H187ZM191 131H192V130H191ZM219 131H220V129H219ZM219 131H218V129H217V132H219ZM228 131H229V130H228ZM39 132H40V131H39ZM42 132H43V131H42ZM48 132H49V131H48ZM66 132H65V133H66ZM97 132H95V133H94L95 135H93V136H91V137H93V138H94V136L96 137V136H97V134H96ZM121 132H122V131H121ZM141 132H143V131H141ZM148 132H149V131H148ZM148 132H147V134H148ZM152 132H153V131H152ZM158 132H159V131H158ZM188 132H190V131H188ZM196 132H197V130H196ZM196 132H195V133H196ZM226 132H227V130H226ZM241 132H242V131H241ZM243 132H244V131H243ZM247 132H248L247 134H250V133H249L250 131H247ZM8 133H9V132H8ZM25 133H26V131H24V132L21 134L22 137H23V139L25 138V135H28V134H29V133H26V134H25ZM33 133H34V134H33ZM43 133H44V132H43ZM46 133H45V134H46ZM53 133H57V130H56V132L54 131ZM63 133H64V132H63ZM65 133H64V135L67 136L68 132H67V134H65ZM71 133H72V136H73V132H71ZM84 133H85V132H84ZM90 133H91V134H90ZM98 133H99V132H98ZM119 133H120V132H119ZM127 133H129V134H127ZM143 133H144V132H143ZM154 133H155V132H154ZM154 133H152V134L155 136L156 133H155V134H154ZM160 133H161V132H160ZM167 133H168V132H167ZM167 133H166L165 135H167ZM174 133H175V132H174ZM176 133H177V132H176ZM178 133H177V134H178ZM195 133H194V134H195ZM200 133H199V131H198V134H199V135H200ZM219 133H220V132H219ZM233 133H234V132H233ZM236 133H237V132H236ZM236 133H234V134H236ZM0 134H1V133H0ZM23 134H25V135H23ZM30 134H29V135H30ZM39 134H40V133H39ZM169 134H170V133H169ZM179 134H178V135H179ZM185 134H187V132H185ZM238 134H239V133H238ZM238 134H236V135H238ZM1 135H2V134H1ZM1 135H0V136H1ZM7 135H8V134H7ZM17 135L19 136L18 133H17ZM29 135H28V137H26V138L29 139ZM43 135H44V134H43ZM43 135H42V136H43ZM62 135H63V134L61 133L60 137H61ZM89 135H90V136H89ZM116 135H117V136H116ZM134 135H135V136H134ZM142 135H144V134H142ZM142 135H141V136H142ZM171 135H173V134H171ZM182 135H183V134H182ZM187 135H188V134H187ZM241 135H242V134H241ZM244 135H245V133H244ZM9 136H10V135H9ZM42 136H41L40 138H42ZM46 136H47V139H48L49 137H51V136L48 137V135H46ZM56 136H57V134H56ZM70 136H71V134H70L68 137H70ZM72 136H71V138H72ZM104 136H105V135H104ZM130 136H129V137H130ZM151 136H152V135H151ZM162 136H163V135H162ZM174 136H175V135H174ZM174 136H173V138H174ZM15 137H16V136H15ZM20 137H21V136H20ZM22 137H21V138H22ZM54 137H55V136H54ZM54 137H53V138H54ZM63 137H64V136H63ZM105 137H106V136H105ZM138 137H139V136H138ZM152 137H153V136H152ZM175 137H176V136H175ZM180 137L183 138V136H180ZM180 137H178V138L180 139ZM238 137H240V135H239ZM238 137H237V138H238ZM243 137H244V136H243ZM17 138H19V137H17ZM17 138H16V139H17ZM30 138H31L30 141H33V140H34L33 136H30ZM53 138H52V139H53ZM64 138H65V137H64ZM73 138H74V137H73ZM73 138L70 139V140H67V137H66V139H64V140H67L68 142H70V141L73 140ZM130 138H131V137H130ZM156 138H157V137H156ZM160 138H161V137H160ZM176 138H177V137H176ZM176 138H175V139H176ZM234 138H235V137H234ZM0 139H2L1 142H0V145H1V144L3 143L2 141H5L6 138H5V137H4V138L1 137ZM14 139H15V138H14ZM32 139H33V140H32ZM43 139H44V138H42V140H43ZM52 139H51V140H52ZM60 139H62V137H61ZM80 139H79V140H80ZM95 139H96V138H94V140H95ZM100 139H101V138H100ZM121 139H123V138H121ZM137 139H138V138H137ZM158 139H159V138H158ZM163 139L165 140V137H162L161 140H163ZM166 139H168V138H166ZM175 139H174V140H175ZM179 139H178V140H179ZM8 140H9V139H8ZM17 140H18V139H17ZM19 140H21V139L19 138ZM38 140H39V138H38ZM49 140H50V139H49ZM55 140H56V139H55ZM58 140H59V139H58ZM91 140H92V139H91ZM98 140H99V138H98ZM107 140H108V139H106V140L103 139L104 144H102V146L100 145L101 142L99 143V145H100L101 147H98V144H96V146H95V144H94L95 148H94L93 150H91V152H90V150H89L90 157H91V155H93V156H92L93 158H94V157H97L96 155H97V152L100 151V148H102L101 150L104 151V150H105L104 148H107V144L110 145V144L112 143L111 140H110L111 143H109V142L107 143V142H106ZM116 140H117V139H116ZM143 140H144V139H143ZM156 140H157V139H156ZM47 141H48V140H46V143H47ZM53 141H54V140H53ZM56 141H57V140H56ZM60 141H62V140H60ZM103 141H102V142H103ZM114 141H115V140H113V142H114ZM124 141H125V140H124ZM139 141H140V140H139ZM139 141L137 140V141H133V142H137V143H138ZM144 141H147V140H144ZM15 142H16V141L14 140V141H13L14 146H15ZM24 142H25L24 145H26V146H24V147H27V145L29 146V144H26V142H28V140H27V141L23 140V141H22V145H23ZM35 142H37V143L40 142V143L42 144L43 141H41V139H40V141L35 140ZM64 142H65V141H64ZM64 142H63V143H64ZM68 142L65 143V146H66V145H68V146L72 145V144H70V143H68ZM79 142H78V143H79ZM84 142H85V143H84ZM91 142H92V141H91ZM97 142H98V141H97ZM97 142H96V143H97ZM122 142H123V141H121V143H122ZM126 142H127V141H126ZM126 142H125V143H126ZM128 142H130V141H128ZM131 142H132V141H131ZM11 143H12V142H11ZM13 143H12V144H13ZM29 143L31 144V142H29ZM37 143H35V146H36L37 148H39V147L42 146L40 143H39V144H40L41 146H39V144L36 145ZM51 143H52V141L50 142V144H49V143H48V144L51 145ZM58 143L60 144V143H62V142H59V141H58ZM58 143L56 142V144H58ZM67 143H68V144H67ZM71 143H72V142H71ZM89 143H90V142H89ZM142 143H143V142H142ZM145 143H147V142H145ZM4 144H6V143H4ZM12 144H11V145H12ZM44 144H45V142H44ZM56 144H54V142H53L52 145H54V147H55ZM59 144H58V145H59ZM69 144H70V145H69ZM105 144H106V146H105ZM119 144H120V143H119ZM129 144H130V143H129ZM129 144H128V145H129ZM134 144H135V143H134ZM134 144H133V145H134ZM181 144H183V143H180V145H179L180 147H181ZM2 145H3V144H2ZM11 145H9V146H11ZM18 145H19V141H18ZM20 145H21V144H20ZM22 145H21V146H17V145H16V146H17L18 149H19L20 147L22 148ZM49 145H48V147H49ZM123 145H124V144H121L120 146H123ZM131 145H132V143H131ZM16 146H15V147H16ZM38 146H39V147H38ZM60 146H61V144H60ZM63 146H64V144H63ZM63 146H61V149L59 148V149L61 150V152H63V151H62V148L64 149V147H65V146H64V147H63ZM68 146H67V148H68ZM84 146H88V147H89L88 142H87V145H84ZM104 146H105V147H104ZM124 146H125V145H124ZM124 146H123V147H124ZM134 146H135V145H134ZM139 146H140V145H139ZM142 146H143V145H142ZM151 146H152V145H151ZM17 147H16V148H17ZM36 147H34V145H32L31 148H35L36 150H35V151H32V152H36V154H37V151H39L40 148H39V150H38ZM57 147H58V146H57ZM57 147H56V148H57ZM88 147H85V148H86V153H87V149H89ZM115 147L117 148V146H115ZM118 147H119V146H118ZM144 147H146V146H143V148H142L141 151H143ZM147 147H148V146H147ZM147 147H146V148H147ZM180 147H179V148H180ZM7 148H8V147H7ZM21 148H20V149H21ZM41 148H45V147L42 146ZM56 148H55V149H56ZM69 148H71V146H70ZM81 148H82V147H81ZM83 148H84V147H83ZM83 148H82V149H83ZM85 148H84V149H85ZM98 148H99V149H98ZM124 148H125V147H124ZM126 148H127V147H126ZM128 148H129V151H131L130 149H132V148L134 149L135 147H132V148L128 147ZM0 149H1V148H0ZM8 149H10V148H8ZM46 149H47V148H46ZM48 149H49V148H48ZM52 149H53V146H52ZM55 149H54V150H55ZM91 149H92V148H91ZM96 149H97V150H96ZM135 149H136V148H135ZM135 149H134V150H135ZM148 149H149V148H148ZM23 150H24V149H23ZM25 150H26V152H28V154H29V151H30V150L27 151V148H26ZM66 150H67V149H66ZM66 150H65V151H66ZM95 150H96V151H95ZM116 150H117V149H116ZM124 150H125V149H123V152H124ZM126 150H127V149H126ZM126 150H125V151H126ZM136 150H138V149H136ZM146 150H147V149H145V152H146ZM149 150H150V149H149ZM151 150H152V149H151ZM7 151H8V150H7ZM7 151H4V152H7ZM16 151H18V150L16 149ZM42 151L44 152V149H43ZM56 151H57V150H56ZM56 151H55V152H54V151L50 152V151L48 150V152H50L49 157H51V154H52V153H56V155H58L57 153L60 154V151H59V150H58L59 152H58V151L56 152ZM68 151H69V149L67 150V154H66V152H65L66 155H68ZM113 151H115V149L112 148V152H113ZM117 151H118V150H117ZM117 151H116V152H117ZM120 151H122V150L120 149ZM129 151H128V152H129ZM139 151H140V148H139ZM154 151H155V149H154ZM177 151H178V148H177ZM10 152H11V151H10ZM13 152H15V151H13ZM22 152H23V151H22ZM32 152H31V153H32ZM40 152H41V151H40ZM76 152H77V153H76ZM95 152H96V154H95ZM112 152H111V155L114 154V152H113V153H112ZM128 152L126 151V152H124V153L128 154ZM137 152H138V151H137ZM148 152H149V151H148ZM152 152H153V151H151L149 154L144 155V156H145V157H147V156L149 157L150 154H153ZM178 152H179V151H178ZM7 153H8V152H7ZM15 153H16V152H15ZM18 153H20V152H18ZM46 153H47V152H46ZM63 153H64V152H63ZM98 153L100 154V152H98ZM119 153H120V152H119ZM133 153H134V151H133ZM13 154H14V153H13ZM13 154H11V155L14 156V157H13V159H14V158H15V155H13ZM22 154H23V153H22ZM22 154H21V156H22ZM28 154H27V155H28ZM42 154H44V153H42ZM61 154H62V153H61ZM94 154H95V155H94ZM115 154H116V153H115ZM115 154H114V155H115ZM121 154H122V153H121ZM3 155H4V157H5V154H3ZM6 155H7V154H6ZM9 155H10V153L7 155V157H8ZM19 155H20V154H19ZM23 155H24V154H23ZM29 155H30V154H29ZM29 155H28V156H29ZM33 155H34V154H33ZM38 155H39V154H38ZM45 155H47V154H45ZM52 155H53V154H52ZM56 155H53V156L56 157V158H55L56 161H55L54 159H52V158H54V157H52L51 160H54V162L57 163V161H58V157H60V155H58V157H57ZM84 155H86V154H84ZM130 155H131V154H130ZM63 156H64V155H63ZM63 156H61V159H60V158H59V159H60V160H63V159H62ZM79 156H78V157H79ZM101 156H102V155H101ZM104 156H105V155H104ZM104 156H103V157H104ZM117 156H118V155H117ZM144 156H143V157H144ZM150 156H152V155H150ZM31 157H32V155H31ZM35 157H36V155H35ZM44 157H45V156H44ZM78 157H77V158H78ZM85 157H86V156H85ZM85 157H84V158H85ZM90 157L88 158L89 161H91V160H90ZM105 157H106V156H105ZM105 157H104V158H105ZM107 157H109L108 154H107ZM107 157H106V158H107ZM10 158H11V157H9V159H10ZM24 158L26 159V156H25ZM29 158H30V157H29ZM40 158H42V155H41ZM47 158H48V155H47ZM84 158H83V159H84ZM106 158H105V159H106ZM155 158H157V157H155ZM1 159H2V155H1ZM6 159H7V158H6ZM6 159H2V161L0 160V162H2V164L4 165L3 162H4ZM11 159H12V158H11ZM16 159H18V157L15 158V160H16ZM31 159H34V158H31ZM48 159H50V158H48ZM48 159H47V160H48ZM73 159L70 161V162H72V163H71L72 166H73V163H74V164L76 163L75 160H78V159H74V160H73ZM83 159L80 160L79 164L84 162ZM88 159H87V161H88ZM150 159H151V158H150ZM158 159H159V157H158ZM7 160H8V159H7ZM15 160L12 161V163H11V160H9V162H10L11 164H13V163L15 162ZM21 160H22V161H21L22 163H23V161H25V162H24V164L22 165V164H18V163H21V162L18 161V163H16V164H18V166L15 164V165H16V168H18V169H19V167H20L19 165L25 166L26 161H28V159H27V160H24L23 158H22ZM36 160H38V161H37V165H38L39 163L41 164V162H39V159H36ZM36 160H33V161L35 162ZM44 160H46V159H44ZM47 160H46V161H47ZM60 160H59V165H57V167H58V166H62L61 164H63V162L60 161ZM92 160H93V159H92ZM100 160L102 161V157L100 158ZM100 160H99V162H100ZM107 160H108V159H107ZM115 160H116V162L119 161V160H117V159H115ZM125 160H126V159H125ZM148 160H149V158H148ZM153 160L157 161L156 159H153ZM33 161H32V162H33ZM40 161L43 162V160H40ZM48 161H49V160H48ZM63 161H64V160H63ZM81 161H82V162H81ZM96 161H97V160H96ZM104 161H106V160H104ZM111 161H112V160H111ZM137 161H138V160H137ZM7 162H8V161H7ZM7 162H6V163H7ZM32 162H30V163H32ZM34 162H33V163H34ZM38 162H39V163H38ZM44 162H45V161H44ZM44 162H43V163H44ZM49 162H50V161H49ZM60 162H62V163L60 164ZM99 162L97 163V165H100ZM107 162L109 163V161H107ZM119 162H121V160H120ZM119 162H118V163H119ZM10 163H7V164H10ZM43 163H42V164H43ZM50 163H51V162H50ZM85 163H86V162H85ZM89 163H90V162H89ZM93 163H94V162H93ZM103 163H104V162H103ZM133 163H134V161H133ZM133 163H132V164H133ZM27 164H28V162H27ZM46 164L48 165L47 162H45V165H46ZM51 164L53 165V163H51ZM51 164H50V165H51ZM87 164H88V162H87ZM101 164H102V163H101ZM104 164H105V163H104ZM106 164H107V163H106ZM109 164H110V163H109ZM112 164H113V162H112ZM134 164H135V163H134ZM134 164H133V165H134ZM3 165H2V166H3ZM15 165H14V166H15ZM30 165H32V164H30ZM30 165H29V166H30ZM45 165L43 164V166H45ZM54 165H55V164H54ZM69 165H70V163H69ZM69 165H67V166H69ZM114 165H115V164H113V166H114ZM22 166H21V167H22ZM35 166H36V165H35ZM40 166H41V165H40ZM72 166H69V167L72 168ZM77 166H78V165H77ZM83 166H84V165H83ZM102 166H103V165L100 166V169H101V170H102V168H105V166H104V167H102ZM106 166H107V165H106ZM115 166H116V165H115ZM7 167H8V166H6L5 168H7ZM21 167H20L19 170H22ZM48 167H49V166H48ZM79 167H80V166H79ZM79 167H77V168H79ZM81 167H82V166H81ZM86 167H87V166H86ZM89 167H90V166H89ZM96 167H97V166H96ZM107 167H111V166L109 165V166H107ZM107 167H106V168H107ZM22 168H23V167H22ZM35 168H38V167L36 166ZM50 168H51V166H50ZM54 168H55V166H54ZM71 168H69V169H71ZM74 168H76V166H75ZM77 168H76V169H77ZM94 168H95V167H94ZM97 168H99V167H97ZM97 168L94 169V172L96 171ZM7 169H9V171H10V168H9V167H8ZM33 169H34V168H33ZM58 169L60 170V167H58ZM72 169H73V168H72ZM76 169H73V174H74V172H75V175H74V176L77 175V174H76ZM87 169H89V168H87ZM100 169H98L99 172H100ZM3 170H4V169H3ZM3 170H1L2 173H3ZM16 170H17V169H14V172H15ZM19 170H18L17 172H19ZM23 170H24V168H23ZM29 170H30V168H29ZM29 170H28V172H29ZM31 170H32V169H31ZM40 170H41V171H40ZM40 170H38V171H36V172L34 171V173H33V175L36 174V175H35L36 177L38 176V179L35 178V179H37L36 181H38V182H39V179H40V180L42 179V178H39L40 175H39L38 172L40 171L41 173H43V172H42L43 170H42V169H40ZM52 170H53V167H52ZM55 170H56V169H55ZM55 170H54V172L56 173ZM59 170H58V171H59ZM74 170H75V171H74ZM77 170H78V169H77ZM114 170H115V169H114ZM135 170H136V169H135ZM9 171H6V169H5V172L8 173ZM11 171H12V167H11ZM11 171H10V172H11ZM58 171H57V172H58ZM67 171H68V170H67ZM69 171H70V170H69ZM81 171H83V170L81 169V170H80V173H81ZM84 171H85V170H84ZM84 171H83V172H84ZM108 171H110V170L108 169ZM108 171H105V170H104V174H102L103 171L100 172V173L97 172L98 174H95L94 177H95L96 175H98L100 178H98V177L96 176V178H95L96 181H99V180L101 179V180H100L101 182H103L104 180H105L106 182H108V181H107L108 179H105V178H107L108 175L105 176L103 180H102L103 177L100 176V174H102V176H103V175H106V174H105L106 172H107V174H108ZM1 172H0V173H1ZM10 172H9V173H10ZM32 172H33V171H32ZM32 172H31V173H32ZM51 172H53V171H51ZM51 172H50V173H51ZM59 172H60V171H59ZM59 172H58V173H59ZM83 172H82V173H83ZM91 172H92L91 174L94 173L93 171H91ZM110 172H111V171H110ZM2 173H1V174H2ZM7 173H5L4 176H7ZM9 173H8V174H9ZM19 173H20V172H19ZM50 173H49L48 176H50ZM58 173H57V174H58ZM77 173H79V170L77 171ZM80 173H79V175H80ZM95 173H96V172H95ZM13 174H14V176H13ZM13 174H10V176L12 175V177H15L16 175H18V174L15 175V173H13ZM25 174H26V173H25ZM37 174H38V175H37ZM46 174H47V173H46ZM67 174H69V173H67ZM67 174H66V175H67ZM73 174H70V175H73ZM120 174H121V173H120ZM2 175H3V174H2ZM28 175H29V174H28ZM31 175H32V174H31ZM70 175H67L66 177H63V178H62V180H63L64 183H65V181H68L69 179H71V178H69V177H73V178H74V176H70ZM25 176H26V175H25ZM35 176H34V177H35ZM48 176H47V177H48ZM54 176H58V175H54ZM82 176H83V175H82ZM86 176H87V175H86ZM86 176H85V177H86ZM0 177H1V175H0ZM8 177H9V176H8ZM8 177H7V178H8ZM16 177H17V176H16ZM26 177H27V176H26ZM29 177H30V175H29ZM29 177H28V182H30V184H29V185H27V184H26V185H23V188H26V187H24V186H27V187L30 186V187H31L32 183H31L30 180H32L33 176H31L32 178L30 177L31 179H29ZM44 177H45V178H44ZM44 177H43V180L46 179V176H44ZM52 177H53V176H52ZM67 177H68V178H67ZM79 177H80V176H79ZM85 177H84V176L81 177V178H82V179H81L82 182L84 181V179H86ZM92 177H93V176H92ZM92 177L89 176V180H90V178H92ZM94 177H93V178H94ZM108 177H109V176H108ZM2 178H4V177H2ZM9 178H10V180L12 179L11 177H9ZM64 178H66L67 180H66V179L64 180ZM73 178H72V179H73ZM75 178H77V176H76ZM93 178H92L91 181L94 180ZM97 178H98V180H97ZM121 178H122V176H121ZM121 178H119V179H121ZM20 179H21V178H20ZM20 179H19V180H20ZM23 179H24V175H23ZM47 179H48V178H47ZM53 179H54V177L51 179V181H52L51 183L54 185L55 182H54ZM56 179H57V178L55 177V181H56ZM78 179H79V178H78ZM155 179H157V177H156ZM7 180H8V182H9V179H7ZM15 180H16V179H15ZM15 180H13V181H15ZM17 180H18V179H17ZM43 180H41V182H42ZM49 180H50V179H48V181H49ZM73 180H74V179H73ZM73 180H70L71 182H70V181H68V182H70V184H73V182H72ZM123 180H124V178H123ZM4 181H5V180H4ZM13 181H12V183H14ZM34 181H35V180H34ZM45 181H46V180H44V182H45ZM75 181H76V179H75ZM79 181H80V179H79ZM87 181H88V178H87L86 182H87ZM100 181H99V182H95V181H93V182H95V183L98 184V183H100ZM121 181H122V180H121ZM8 182L6 181V183H8ZM16 182H17V181H16ZM16 182H15V183H16ZM20 182H21V181H20ZM23 182H24V181H23ZM32 182H33V180H32ZM53 182H54V183H53ZM68 182H67V183H68ZM82 182H81V183H82ZM114 182H115V181H114ZM1 183H2V182L0 181V184H1ZM17 183H19V182H17ZM25 183H26V182H25ZM42 183H43V182H42ZM46 183H47V182H46ZM51 183H49V184H51ZM67 183H66V185H67ZM87 183H88V182H87ZM87 183H86V184H87ZM90 183H91V182H90ZM90 183H89V184H90ZM95 183H93V185H94ZM108 183H109V182H108ZM20 184L22 185V184H24V183H19V185H20ZM35 184H36V183H35ZM38 184H39V186H41V185H40L41 183H37V186H36V185H35V186L38 187ZM44 184H45V183H44ZM70 184L68 183V185H67L68 187H67V188H69L70 186H71L70 188H72V185H70ZM84 184H85V182H84ZM84 184H83V185H84ZM101 184H102V183H101ZM101 184L98 185V186H100L99 188H102L101 191H103L104 189H105V190H106V189L108 190L109 188L112 187V184H110L109 188L106 187V186L109 185V184H106L105 186H102V187H101ZM104 184H105V183H103L102 185H104ZM11 185H12V184H11ZM11 185H10V186H11ZM17 185H18V184H17ZM19 185H18V187H19ZM45 185H46V184H45ZM45 185H44V187H43V188H45L43 191L47 190L46 188H48V187H45ZM69 185H70V186H69ZM93 185H92V186H93ZM114 185H117V183H113V186H114ZM10 186H7V187L9 188ZM42 186H43V185H42ZM50 186H51V185H50ZM50 186H49V189L51 190V188H53V187L50 188ZM78 186H80V182H78ZM78 186H77V187H78ZM81 186H82V184H81ZM90 186H91V185H89V186H87V187L89 188ZM92 186H91V187H92ZM0 187H1V185H0ZM11 187H12V186H11ZM32 187H33V186H32ZM91 187H90L89 189L92 190V192H95L96 188H95L94 186H93L92 188H91ZM105 187H106V188H105ZM115 187H116V186H115ZM4 188H6V187H4ZM4 188H3V189H4ZM8 188H6V189L8 190ZM12 188H13V187H12ZM14 188H16V187L14 186ZM23 188H22L21 192L23 191ZM85 188H86V187H85ZM103 188H104V189H103ZM112 188H113V187H112ZM136 188L138 189L139 186H137ZM188 188H189V187H188ZM3 189H2V190H3ZM10 189H11V188H10ZM28 189H29V188H28ZM33 189H34V188H33ZM37 189H38V188H36V190H37ZM58 189H59V188H58ZM58 189H57V190H58ZM86 189H87V188H86ZM86 189H82V190H83V191H82V192H83V195H82V192H80L81 190H80L79 192H77V194H78V193H81V194H79V195H81V196L75 194L74 197L72 196L73 199L75 198V200L78 199V201H79V198H81V200H83V201L81 202V204H83L84 200L87 199V196L90 195V193H91V191H90V192H87V190H89V189H87V190H86ZM94 189H95V190H94ZM15 190H16V189H15ZM19 190H20V187H19ZM26 190H27V188H26ZM34 190H35V189H34ZM34 190H33V192H34ZM36 190H35V191H36ZM39 190H40V188H39ZM50 190H49V192H50ZM52 190H53V189H52ZM57 190H56V191H57ZM68 190H69V189H68ZM68 190H67V191H68ZM72 190H73V189H72ZM77 190H78V189H77ZM85 190H86V193H89V194H86V193L84 192ZM98 190H99V189H98ZM134 190H136V189H134ZM0 191H1V190H0ZM24 191H25V190H24ZM43 191H42V192H43ZM69 191H70V190H69ZM74 191L76 192V190H73V192H74ZM7 192H8V191H7ZM7 192H6V193H7ZM18 192L21 193L20 191H18ZM18 192H17V193H18ZM37 192H38V191H37ZM40 192H41V191H40ZM1 193H2V192H1ZM10 193H12V192H10ZM10 193H9V194H10ZM23 193H24V192H23ZM23 193H22V195H23ZM28 193H29V191H28ZM30 193H31V192H30ZM34 193H36V192H34ZM34 193H33V194H34ZM121 193H122V191H121ZM4 194H5V192H4ZM39 194H40V193H39ZM46 194H48V190H47ZM49 194H50V193H49ZM68 194H69V193H68ZM91 194H93V193H91ZM122 194H124V192H123ZM122 194H121V195H122ZM0 195H2V194H0ZM10 195H11V194H10ZM25 195H27V193H25ZM29 195H31V194H29ZM29 195H27V197H26V202L28 201V200H27L28 198H31V197H28ZM36 195H37V194H36ZM119 195H120V194H119ZM119 195H117V196L114 195V197H119ZM124 195H125V194H124ZM2 196H3V195H2ZM11 196H13V195H11ZM17 196H18V195H17ZM33 196H34V195H33ZM42 196H44V193H42L41 197H42ZM48 196H49V195H48ZM76 196H77V198H76ZM83 196H84V198H83ZM94 196H95V195H94ZM4 197H5V195H4ZM18 197H19V196H18ZM34 197H35V196H34ZM38 197H39V196H38ZM51 197H52V196H51ZM69 197H70L71 200H73V199L71 198V196H69ZM92 197H93V195H92ZM100 197H101V196H100ZM114 197H113V199H114ZM122 197H123V196H122ZM0 198H1V197H0ZM2 198H3V197H2ZM2 198H1V199H2ZM6 198L8 199L9 196H6ZM6 198H4V199H6ZM12 198H13V197H12ZM12 198H11V199H12ZM19 198H20V197H19ZM21 198H22V197H21ZM36 198H37V196H36ZM36 198H33V200L36 199ZM53 198H55L54 195H53ZM53 198H52V199H53ZM66 198L68 199V197H66ZM89 198H91V196H90ZM94 198H95V197H94ZM120 198H121V197H120ZM124 198H125V197H124ZM4 199H3V200H4ZM9 199H10V198H9ZM24 199H25V198H24ZM39 199H40V198H39ZM39 199H38V200H39ZM41 199H43V198H41ZM59 199H60V198H59ZM59 199H57L58 202H59ZM61 199H62V198H61ZM67 199L64 200L65 202H63L65 206H59L60 208L63 207V208H61V210H60V213H61V214H59L58 212H55V211L52 210L53 213L55 212V213H54L55 216H54V218H53L54 221H53L52 218H50V217L53 216V213H52V216H50L51 213H50L49 215H46V216L44 215V218L38 216V219L41 218V221H42V220H45V217H47L46 219H47L48 221L50 220L49 222H51V221L53 222V223L51 222V223H52L51 225H52L55 229H59V228L62 227V226H66L67 221L70 220V218L72 217V215H73V214L75 215V212H78V211H76L77 208H76L75 206H77V204H79V202H80V201H79V202L77 201V202H76L77 204H76L74 200L71 202V200L68 199L69 201H67ZM101 199H103V198H99V200H98L97 197H96V200H95V199L93 200V201H96V203H93V201H91V202L89 203V205L87 204L88 206H91V205H92V206H93V205L95 206V205H96V208H98V209L95 210V207L93 206L92 209H91V207H89L91 210H90V209L87 210L88 207H86L85 210H82V209H81V211H83L85 215L87 214V215H86L87 217H90V216H88V214L92 216L94 211H95V212H94L95 215H97V214H98L97 212H99V210H101V207L105 204V203H103V202H105L104 199H103L102 201H101ZM21 200H22V199H21ZM33 200H31V202H32ZM55 200H56V199H55ZM91 200H92V199H91ZM97 200H98V201H97ZM118 200H119V199H118ZM125 200H126V199H125ZM6 201H7V200H6ZM15 201H16V202H14V203L16 204V203H17V200H15ZM29 201H30V200H29ZM40 201H41V203L43 204L42 201H44V199H43V200H40ZM50 201L52 202V200H50ZM66 201L69 202V203H67L68 206H66ZM87 201L89 202V200H87ZM99 201L102 202L103 205H102V203H100ZM116 201H117V200H116ZM120 201H121V200H120ZM0 202H2V200H1ZM22 202H23V201H22ZM33 202H34V201H33ZM33 202L31 203L32 205L34 204ZM48 202H49V201H48ZM70 202H71V204H70ZM73 202H74V203H73ZM98 202H99L100 204H99ZM114 202H115V201H114ZM117 202H119V201H117ZM37 203H39V201H37ZM52 203H54V202H52ZM56 203H57V202H56ZM86 203H87V202H86ZM91 203H92V204H91ZM97 203H98V206L101 205V207H98V206H97ZM107 203H108V202H107ZM115 203H116V202H115ZM121 203H123V202H121ZM124 203H125V202H124ZM124 203H123V204H124ZM2 204H4V202H2ZM10 204H12V202H11ZM15 204H14V205H15ZM21 204L23 205V203H21ZM31 204H29V207H30V208L33 207V209H34V206H36V205H35L36 202H35V204H34L33 206H32ZM47 204H49V205H48L49 207H52V206L54 205V204H53V205L51 206L50 203H47ZM69 204H70V205H73V204H74V205L71 206L72 208H70ZM155 204H156V203H155ZM26 205H27V203H26ZM30 205H31V206H30ZM39 205H40V203H39ZM39 205H38V207H39ZM61 205H62V204H61ZM108 205H109V204H108ZM120 205H122V204H120ZM1 206H2V205H1ZM10 206L12 207L13 205H10ZM10 206H9V207H10ZM15 206H16V205H15ZM19 206H20V204H19ZM19 206H18V207H19ZM56 206H57V205H56ZM153 206H154V205H153ZM3 207H4V206H3ZM43 207H44V205H43ZM46 207H47V205H46ZM53 207H54V206H53ZM59 207H58V208H59ZM64 207H65V209H64ZM107 207H108V206H106V208H107ZM16 208H17V207H16ZM35 208H36V207H35ZM41 208H42V207H41ZM81 208H83V207H81ZM84 208H85V207H84ZM84 208H83V209H84ZM99 208H100V209H99ZM0 209L2 210V208H0ZM3 209H4V208H3ZM14 209H15V208H14ZM17 209H18V208H17ZM33 209H32V210H33ZM37 209H38V208H37ZM37 209H36V210H37ZM1 210H0V211H1ZM11 210H13V208H12ZM11 210H10V211H11ZM19 210H20V211H19ZM19 210H16V211H19L18 214H20V212H21L22 210H24V206H23V209H21V206H20V209H19ZM38 210H39V209H38ZM45 210H46V208H45ZM86 210H87V212H86ZM89 210L92 211V212H90ZM97 210H98V211H97ZM104 210H105V208H104L103 210H101L102 213L100 212L99 214H104V213H103ZM133 210H134V209H133ZM8 211H9V210H8ZM16 211L13 210V211H12L13 213L11 214V216H10V213H9L10 218L12 217L13 214H14V216H15V214H16L15 212H16ZM79 211H80V210H79ZM88 211H89V213H88ZM96 211H97V212H96ZM135 211H136V210L131 211V212H132V213H135ZM37 212H38V211H37ZM37 212H36V213H37ZM45 212H46V211H45ZM45 212H44V213H45ZM48 212H50V211H48ZM48 212H47V213H48ZM107 212H108V211H106L105 213H107ZM110 212H111V211H110ZM141 212H142V211H141ZM141 212H140V213H141ZM4 213H6V212H4ZM22 213H24V212L22 211ZM22 213H21V214H22ZM29 213L32 214V211H30ZM33 213H34V215H35V212H33ZM44 213H43V214H44ZM56 213H57L58 215H56ZM80 213H81V212H80ZM90 213H91V214H90ZM96 213H97V214H96ZM21 214H20V215H21ZM24 214H25V213H24ZM41 214H42V213H41ZM43 214H42L41 216H43ZM84 214H83V215H84ZM99 214H98V215H99ZM136 214H138V213L136 212ZM6 215H7V213H6ZM6 215H5V216H6ZM28 215H29V217L32 216V215L30 216V214H28ZM36 215H38V213H37ZM85 215H84L83 217H82V216H79V222H80V221H81V222H80V223L77 222V224H73V225H74V226H77V225L79 226L82 222H84L85 219H86ZM95 215H94V216H95ZM5 216H3V217L5 218ZM14 216H13V217H14ZM17 216H18V218H21V217H19V215H17ZM17 216H15V218H13V219L15 220ZM25 216H26V214H25ZM48 216H50V217H49L50 219H48ZM76 216L78 217V215H76ZM94 216H92V217H94ZM105 216H106V215H105ZM105 216H103V217H105ZM84 217H85V218H84ZM95 217H96V216H95ZM7 218H8V217H7ZM23 218H24V217H23ZM23 218H21V219H23ZM31 218H33V216H32ZM90 218H91V217H90ZM97 218H98V217H97ZM1 219H2V218H1ZM13 219H12V220H13ZM21 219H20V221H21ZM33 219H35V216H34ZM74 219H75V217H74L72 220H74ZM101 219H102V216H101ZM4 220H5V219H4ZM12 220L10 219L9 222L12 221ZM14 220H13L12 222H10V223H13V224H14V223H15ZM16 220H18V219H16ZM23 220H24V219H23ZM26 220H27V219H26ZM39 220H40V219H39ZM39 220H38V221H39ZM82 220H83V221H82ZM86 220H88V219H86ZM95 220H97V219H95ZM98 220H99V219H98ZM5 221H8V220L6 219ZM27 221H28V220H27ZM33 221H34V220H33ZM33 221H32V219H30V221H28V222H29V223H31V222L33 223ZM38 221H37V222H38ZM64 221H65L66 223H64ZM75 221H76V220H75ZM9 222H8V223H9ZM16 222H17V221H16ZM18 222H19V221H18ZM18 222H17V223H18ZM43 222H45V223H43V224L41 223V224H42V225H41V228L44 227V226H43L44 224L47 225V224L49 223V222L46 223V221H43ZM68 222H69V221H68ZM71 222H72V221H71ZM71 222H70V223H71ZM210 222H211V221H210ZM210 222H209V223H210ZM1 223H3V222H1ZM1 223H0V224H1ZM5 223H6V222H5ZM21 223H22V221L20 222L19 225L22 226ZM32 223H31V224H32ZM34 223H36V222H34ZM70 223H68V224H70ZM31 224H30V226H31ZM116 224H117V223H116ZM116 224H115V225H116ZM4 225H5V224H4ZM16 225H17V224H16ZM19 225H18V226H19ZM36 225H37V223H36ZM51 225H49V226H51ZM60 225H62V226H60ZM70 225H71L72 227H71ZM70 225H69V226L72 228V230L70 229L69 232H70V231H73V232H74V229H73L74 226H73L72 224H70ZM106 225H107V224H106ZM262 225H263V224H262ZM9 226H10V225H9ZM9 226H8V229H9ZM11 226H12V224H11ZM27 226H28V225H27ZM27 226H26V227H27ZM34 226H35V225H34ZM39 226H40V225H39ZM39 226L36 227V228L34 229L35 231L32 230L33 228H31V231L36 232V231H37V228H40ZM52 226H51V228H52ZM112 226H113V225H112ZM24 227H25V225H23V230H25ZM57 227H58V228H57ZM67 227H68V226H67ZM105 227H106V226H105ZM114 227H115V226H113L112 228L116 230L117 228H114ZM0 228H1V227H0ZM2 228H4V227H2ZM12 228H13V229H16L17 227L14 228V225H13L10 229H12ZM46 228H47V227L45 226V229H46ZM74 228H75V227H74ZM102 228H103V227H101L100 230H101ZM109 228H110V227H109V225H108V231H107V233H109ZM112 228H110V229L113 230ZM4 229H5V228H4ZM10 229H9V230H10ZM18 229L20 230L21 228L18 227ZM18 229H17V230H18ZM43 229H44V228H43ZM45 229H44V230H45ZM9 230H7V231H9ZM17 230H15L16 232H14L15 235H16V233H17ZM19 230H18V232H19ZM38 230H39V229H38ZM41 230H42V229H41ZM41 230H39V231H41ZM46 230H47V229H46ZM105 230H106V229H105ZM105 230H102V231H101V232H103V231H104V232L101 233L100 236H102V234H104V233L106 232ZM117 230H118V229H117ZM11 231H12V230H11ZM11 231H9V232H11ZM21 231H22V229H21ZM39 231H38V232H39ZM51 231H52L53 233H55V231H53V230L50 229V230H49V234L46 235V236H48V238L45 237L44 240H45V239H48V240L50 241V237L53 236V233H52ZM58 231H60V230H58ZM67 231H68V230H66V232H67ZM252 231H254V230H252ZM0 232H1V231H0ZM9 232H8V233H9ZM24 232H25V231H24ZM3 233H6V231H4ZM12 233H13V231H12ZM28 233H29V232H28ZM42 233H43V232H42ZM45 233H46V231H45ZM45 233H44V234H45ZM58 233H59V232H57L56 234H58ZM98 233L100 234L99 231H98ZM6 234H7V233H6ZM17 234H18V233H17ZM22 234H23V233H22ZM51 234H52V235H51ZM56 234L54 235L55 237H56ZM65 234H66V233L63 234V232H62V234H61L60 237H63V236H64V239H65ZM96 234H97V233H96ZM110 234H111V233H109V235H110ZM114 234H115V233H114V231H113V235H114ZM116 234H119V233L116 232ZM251 234H252V235H251ZM255 234H256V231H255ZM255 234H254V233H251V232L247 233L248 236L250 235L249 237H251V236L253 237V235L256 237L257 235H255ZM10 235H11V234H10ZM13 235H14V234H13ZM13 235H12L11 237H13ZM15 235H14V236H15ZM23 235H24V234H23ZM23 235H22V236L20 235L19 239L17 238L18 241H19V240H20V241H23V242L25 241V238H24V240H22L23 238L21 239V237H24ZM29 235H30V233H29L28 235H25V237L28 236L27 238H29ZM18 236H19V235H18ZM18 236H17V237H18ZM37 236H38V235H37ZM49 236H50V237H49ZM54 236H53V238H54ZM93 236H94V235H93ZM97 236H99V235H97ZM104 236L106 237V234H105ZM104 236H103V237H104ZM15 237H16V236H15ZM111 237H112V238H111ZM0 238L2 239V240L0 239L1 242L3 241V239H5V238H3V237H1V236H0ZM81 238H82V236H81ZM109 238H110V241H111V239L113 240V236L110 235ZM221 238L224 239L225 237L223 238V236H222V237L219 238V240H221V241L223 242L224 240H222ZM17 239H16V240H17ZM35 239H36V238H34V242H35ZM85 239H86V238H85ZM85 239L83 238V240H85ZM96 239L98 240L99 238H96ZM96 239L94 238L93 241L96 242V241H97ZM106 239H107V237H106ZM106 239H105V240H106ZM114 239H115V238H114ZM227 239H228V238H227ZM12 240H14V239L12 238ZM31 240H32V239H31ZM31 240H30V242H31ZM44 240H43V241H44ZM48 240H47V241H48ZM59 240H60V239H59ZM62 240H63V239H62ZM81 240H82V239H81ZM83 240H82V241H83ZM103 240H104V238H103ZM225 240H226V238H225ZM14 241H15V240H14ZM18 241H17V242H18ZM20 241H19V243H17V244H19V249L22 251L21 248H25V247H20V244L23 243V242L20 243ZM49 241H48V242H49ZM60 241H61V240H60ZM91 241H92V240H90V241H88V242H91ZM99 241H101V238H100ZM99 241H98L97 243H99ZM215 241H216V240H215ZM217 241H218V240H217ZM221 241H220V242H221ZM5 242H7V240H6ZM11 242H12V241H11ZM48 242H47V243H48ZM61 242L63 243V241H61ZM95 242H92V243H94L95 245H97V243H95ZM9 243H10V241H9ZM51 243H53V242H51ZM51 243H50V244H51ZM86 243H87V242H86ZM117 243H118V242H117ZM117 243H116V244H117ZM227 243H229L230 246L232 245V242H231V241H227V242H226V245H229V244H227ZM4 244H5V243H4ZM7 244H8V243H7ZM15 244H16V242H15ZM17 244H16V245H17ZM32 244H34V243H32ZM110 244H112V246H113V243H110ZM219 244H220V243H219ZM0 245H2V247H4V246H3V243L0 244ZM9 245H10V244H9ZM22 245H23V244H22ZM54 245L56 246V244L53 243V245H50V246H52V247H51V248L49 247V248L52 249L53 247H55ZM89 245H91V243H90ZM114 245H115V243H114ZM118 245H120V244H117L116 246H118ZM30 246H31V245H30V243H29V248H28V249H30ZM48 246H49V244H48ZM57 246H58V245H57ZM87 246H88V244H87ZM91 246H92V245H91ZM166 246H167V245H166ZM166 246H165V247H166ZM223 246H224V245H223ZM230 246H229V247H230ZM5 247H7V246H5ZM168 247H169V246H167L166 248H168ZM229 247H222V246H221V248H224V249H227V248H229ZM7 248H8V247H7ZM15 248H16V246H14V249H15ZM17 248H18V245H17ZM95 248L98 249L99 246L97 245V247L95 246ZM114 248H115V247H114ZM117 248H118V247H117ZM166 248H165V249H166ZM0 249H1V248H0ZM4 249H6V248H4ZM10 249H11V248H10ZM28 249H27V251H26V253H25V255H24L25 257L29 254V253H28V252H29ZM66 249H68V248H66ZM72 249H73V248H72ZM72 249H71V250H72ZM101 249H102V248H101ZM224 249H223V250H224ZM15 250H16V249H15ZM48 250H49V249H48ZM53 250H54V253H55V252L58 250V248H57L56 251H55V249H53ZM71 250H70V251H71ZM98 250H100V248H99ZM1 251H3V249H2ZM1 251H0V252H1ZM21 251H20V253H18V252L16 251V253H18V254H17V255H18V259H20V257L22 256ZM23 251H24V249H23ZM61 251H62V250H61ZM7 252H8V251H7ZM7 252H6L5 254H7ZM12 252H13V251H12ZM51 252H52V251H51ZM96 252H98V251H96ZM104 252H105V251H104ZM58 253H59V252H58ZM5 254H4V255H5ZM9 254H10V253H9ZM75 254H76V253H73V255H75ZM82 254H83V253L78 254V255H82ZM84 254H85V253H84ZM156 254H157V253H156ZM12 255H13V256H14V255L16 256V254H13V253H12ZM99 255H101V254H99ZM104 255H105V254H104ZM104 255H103V256H104ZM106 255L108 256V254H106ZM2 256H3V255H2ZM15 256H14V257H15ZM19 256H20V257H19ZM45 256H46V255H45ZM47 256H48V255H47ZM49 256H50V255H49ZM76 256H77V255H76ZM82 256H83V255H82ZM96 256H97V259H98L99 256H98V255H96ZM107 256H106V257H107ZM0 257H1V255H0ZM6 257H7V256L5 255V258H6ZM22 257H23V256H22ZM63 257H64V256H63ZM101 257H102V256H101ZM16 258H17V256H16ZM16 258H15V261H16V262L18 261L17 264H19V262H22L21 259H20V261H19V260H17ZM47 258H48V257H47ZM54 258H55V257H54ZM59 258H61L60 255H59L58 259H59ZM69 258H71V257H69ZM86 258H89V257H86ZM86 258H84V260H86ZM2 259H4V256H3ZM12 259H14V258L12 257ZM25 259H26V258H25ZM64 259H65V258H64ZM73 259H74V258H72L71 260H73ZM80 259H81V258L74 259L75 261H74V260H73V261H74V262H78L77 260H79V261H80L79 263L82 264V261H81V260H83V259H81V260H80ZM101 259H102V258H101ZM5 260H6V259H5ZM5 260H3V261H5ZM9 260H11V258H10ZM26 260H27V259H26ZM26 260H23L24 263H25ZM71 260H69V262H68L67 264H71V262L73 263V261H71ZM84 260H83V261H84ZM90 260H91V259H90ZM90 260L88 261V259H87L88 262H93V261H90ZM104 260H105V257H104ZM3 261H2V262H3ZM15 261H12V262H15ZM52 261H53V259H52ZM59 261H63V260H59ZM59 261H58V263L66 264V262L68 261V258H67L66 262H65V261H63V262H59ZM70 261H71V262H70ZM7 262H8V261H7ZM88 262H87V263H88ZM0 263H1V262H0ZM4 263L6 264V261H5ZM8 263H9V262H8ZM24 263H23V264H24ZM28 263H30V262H28ZM79 263H78V264H79ZM87 263H85V264H87ZM93 263H94V262H93ZM11 264H12V263H11ZM20 264H22V263H20ZM49 264H51V262H50ZM73 264H74V263H73ZM83 264H84V263H83ZM89 264H92V263H89Z\"/></svg>",
  "mask_w": 264,
  "mask_h": 264
}]
</instances>
